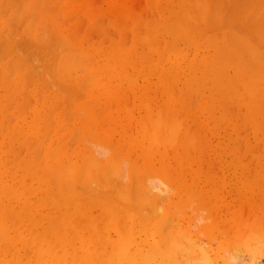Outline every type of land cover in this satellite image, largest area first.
I'll use <instances>...</instances> for the list:
<instances>
[{"label": "rangeland", "instance_id": "374dc122", "mask_svg": "<svg viewBox=\"0 0 264 264\" xmlns=\"http://www.w3.org/2000/svg\"><path fill=\"white\" fill-rule=\"evenodd\" d=\"M46 1H49V0H41V2H40V0H0V8H1V6H3L1 9H0V34H2L3 35V38H2V36L0 37V40H1V38H2V40H1V45H0V68H1V65H3V66H6L4 69H3V66H2V71H1V69H0V75H4V73H6L7 75L9 74H13L14 73V71L12 70V69H14L15 70V68H16V70L18 71V72H20V75H19V73L18 72H16V70H15V75H10L9 76V78H10V80L8 79V78H6L5 79V77H7V75L5 74L4 75V78H3V76H0L1 78H0V81L3 79V81H1L0 83V85H3L4 87H5V83H8L9 81V86H11L10 85V83L13 85L15 82H12L11 81V79L13 78L14 80H21V82H19V84H21V85H18V86H21V88L23 89L24 88V86L22 87V84L24 85V83H26L27 84V87L25 86V88H26V92H25V90L23 91L21 88H19L18 87V89L21 91V92H23V94H24V92H25V95L24 96H22L23 94L22 93H20L19 94V90H17V84L15 83L14 85L16 86V88L14 87V86H11V87H9V86H7V87H9V89L10 90H6V88H4L3 89V91H1L2 90V88H3V86H0V95H1V98H3V95L5 94V92H6V94L9 96V94H10V92H11V88H13L12 89V92H11V94H12V96H13V93H16L15 91L17 90L18 91V94L16 93L15 95H20V96H14L13 98H14V100H17L18 102H19V104H20V106H21V103H20V98H23V100L25 99V101H24V103L22 104V106L21 107H25V104L26 105H28L29 106V108H27V107H25V109H20V107L19 106H17V107H19V111H18V113L20 112V110H21V112H20V114L21 113H25V112H28L29 111V115L33 118V116H35L34 117V120L36 121L37 120V118H39V117H42V118H40L42 121H43V119H44V117L46 116V117H48L47 115L49 114V112H50V109L52 108V107H49L48 105H52V104H54L55 103V105H56V107H55V105L53 106V108H56L57 110H55V111H53V109H51L52 111L51 112H53L54 113V115L50 112V114H52L51 116H50V118H49V120H50V122H49V125H51V119H52V121H54V120H56V122L58 123H53L52 125H54V129H56L57 131L58 130H62L61 132L63 133V132H66L65 131V129L67 128H71V129H76V127L78 126L79 128H80V126H82L83 125V123H85V122H83V120L82 121H79V123L80 124H78V122L77 121H75V120H77V119H84V117H82V116H86L85 115V113H83V115L81 114L82 113V111L81 110H83V109H81L80 111V113L78 112V109H80V108H78L77 110H76V108L78 107V106H80L81 105V107H86L88 104H86V105H84V106H82V104H85V102L83 103V101H85V100H83L84 99V97L86 98H88L89 96H90V98H91V100H94V95H93V91H95L96 89H97V87L99 88H101V87H104L105 85V83L107 84V83H109V82H111L110 83V87H109V85L108 86H106V87H104V88H106V90H108L109 89V95H108V97H107V99L105 98V100H104V96L107 94V93H105L104 94V96H102L103 94H102V92L101 91H104L105 89H100V91L97 89V91H98V93L100 94V96H102V99H103V103H102V105H100V103L102 102V100L100 99L101 97H99L98 98V96H99V94L97 93V91H95L96 93H94V94H96V98L97 99H99V101H97V99L95 98V104H97V105H94V109H93V111H96L97 109V113H99L100 115H99V119L101 120V118L103 119V117L106 115V117H107V114L108 113H111L112 112V110L110 111L109 110V106H108V104H110V103H114V102H112L113 101V99H111V97H113V98H115L114 99V101L116 100V101H118L117 102V104L120 102L121 104L123 103V107L125 106V102L128 100L127 99V97H131V102L132 103H134V104H139L140 105V103L143 105V103L145 102V106H146V103L147 104H150V105H147L146 107H147V110L149 109V111H150V113H151V111H152V113H154V110H157V108L156 109H154L153 107H154V104L155 105H158L159 103H161V102H163V101H161V100H167V98H164L162 95H165V93L164 92H166V91H164L163 92V89H165V85H166V88L168 87V84H167V82L169 83L170 81H171V79H173V78H175V80L172 82H170V83H175V82H179L180 80L179 79H181V81H182V78L181 77H183L184 76V78H183V80H185L187 83L189 82V83H191L192 81L191 80H193L194 79V77L195 76H193V74L191 73V72H193L194 71V69L196 68V70H198V71H202L203 69H206V68H204V67H206V65L208 66L207 68H208V71L209 70H213L214 68L217 70V69H219V70H215V71H213V75H212V77H211V75H208L209 77H211V79H213V80H217V81H215V84H216V86H214V88H213V86H212V89H213V91H216V89H215V87L217 88V89H224V91L222 90V92H225L226 91V88H222V86L220 85V88H218V80H220L221 82V84L222 85H226L225 84V82L227 83V82H231V77H232V74H233V72L235 71V69L234 68H236V71H237V73H238V70H243L241 67H239L240 69H238L237 68V66H235L233 63H235L236 61V59H234L236 56V54L238 53V52H240L239 51V49L241 50V52L240 53H238L237 54V57L238 56H241V53H242V51H243V57H242V60H240L239 61V66L241 65L240 64V62L241 61H243V59H245L246 61H248V58H249V56H251L250 54L252 53L251 52V45L253 46V47H255L256 48V50H258V51H260L259 53H260V55H263L264 56V43L262 44V42L261 41H263L264 40V38H262L263 36L261 35V33H262V31H263V29H264V6H262L263 4H262V0H257L256 1V4L253 6H251V4H253V1L255 2V0H252V1H250V0H208V2H207V4L206 5H204L205 4V2H206V0L204 1V0H199L200 2H203V3H201L200 5H202L201 6V10L199 9V11L200 12H202L203 14H200V17H199V15H198V17H199V21H198V24L196 23V20L194 21V17L196 16L195 14V16L193 17L192 16V14L190 15V16H192L193 18L190 20V19H188V20H190L191 22H193L195 25H197V26H195V25H193V26H195L196 28H197V30H199V33H198V31L195 29V27H194V29H192L191 30V27H190V25H191V22H189V31H191V32H189L188 31V35H189V37L188 38H190L191 36V39H188V40H192V38L194 39V35L195 36H199L201 39H203V40H201L199 37H197V40H196V37H195V42H194V44L192 43L193 41H186L187 42V44H186V42H185V40H186V36H185V40L184 39H182V40H179L178 39V41H177V39H174V37H171L170 38V36H173V33L170 35V33L167 35V34H163V32L164 31H166L167 33L169 32V30L168 29H172V27H174V28H177L179 25L177 24V20L179 21H181V20H183V15H182V12L183 13H185V15H186V12H184V10H186V8L188 9V8H190L191 7V9H192V6L194 7V8H196V13H197V8H198V3H199V1L198 0H185V2L187 1V2H189L188 3V5H189V7H188V5L186 4V3H184V5H187L186 7H184V8H182L181 7V12H180V10H178L179 8H178V5H177V7H176V3L177 4H180V1L179 0H63V1H61V0H56V1H58V2H60L61 1V3H59V5H58V2H54L55 0H51L50 2H49V4L46 2ZM179 3H178V2ZM198 1V3H197V7H195L196 6V2ZM210 1H212V2H216V3H212V2H210ZM259 1V3H258V6H257V2ZM39 2H40V4H39ZM43 2H46V3H44V5H43ZM150 2V3H149ZM168 2V3H167ZM183 2H184V0H183ZM183 2L181 1V3H182V5H183ZM247 2V3H246ZM36 3V4H35ZM56 3V4H55ZM160 3V4H159ZM174 3V4H173ZM193 3H195V5H192ZM214 5V7L216 6V5H218L217 7L219 8H217L218 10H216V8L215 9H213L211 12L209 11L210 9H212V4ZM246 3V4H245ZM5 4H7V6L5 5ZM8 4H10V5H8ZM46 4H47V6H46ZM53 4H54V7L55 8H53ZM148 4V5H147ZM149 4H150V6H149ZM163 4H164V6H163ZM211 4V8L209 7V5ZM222 4V5H221ZM262 4V5H261ZM5 5V6H4ZM12 5H13V7H12ZM19 5V6H18ZM40 5V6H39ZM56 5V6H55ZM58 5V6H57ZM63 7H62V6ZM159 5V6H158ZM192 5V6H191ZM199 5V6H200ZM261 5V6H260ZM11 6V7H10ZM17 6V7H16ZM22 6H24V7H22ZM33 6H39V7H33ZM42 6H44V7H46V9L44 8V7H42ZM51 6V9L49 8ZM59 6H61V7H59ZM168 6H169V8H168ZM205 6L207 7V9H205ZM4 7H7V10H9V11H7V10H5L6 8H4ZM11 9H10V8ZM41 7V8H40ZM58 7V8H57ZM67 7V8H66ZM203 7H204V9L206 10H204L203 9ZM250 7L254 10V11H252L251 12V9H250ZM255 7V8H254ZM256 7H257V9H256ZM262 7V8H261ZM12 8H14V10L12 9ZM22 10H20V9ZM24 10H23V9ZM37 8V9H36ZM42 8H44L45 10H47L48 8V11H45V10H43ZM53 8V9H52ZM154 8V9H153ZM161 8V9H160ZM200 8V7H199ZM26 9V10H25ZM38 9H39V11H38ZM43 11H41V10ZM58 9V10H57ZM160 9V10H159ZM167 9V10H166ZM174 9V10H173ZM190 9V10H191ZM19 10V11H18ZM31 10H36V11H34L33 13L31 12ZM51 10V13L49 12ZM57 10V11H56ZM62 10V12L60 13V11ZM158 10V11H157ZM176 10L178 11V12H176ZM189 10V9H188ZM204 10V11H203ZM214 10H216V12H215V15H213V13H214ZM248 10H249V13H251L250 15L248 14V13H246V12H248ZM21 11V15H20V12ZM25 11H27V13H29V14H26L25 13ZM40 11H41V13H40ZM55 11H56V13H55ZM59 11V13H57ZM127 11H128V13H127ZM173 11V12H172ZM218 11V12H217ZM257 11V12H256ZM258 11H260V13H258ZM14 12V13H13ZM36 12V13H35ZM45 12H48V13H46L45 14ZM91 12V13H90ZM114 12V13H113ZM189 12L190 11H188L187 12V14H189ZM191 12L192 13H194V10L192 11L191 10ZM199 12V13H200ZM210 12V13H209ZM220 12V13H219ZM221 12H222V14H221ZM3 13V14H2ZM11 13H13L12 15H11ZM16 13V14H15ZM31 13V14H30ZM38 13V14H37ZM39 13H40V15H39ZM44 13V14H43ZM55 13V15H54V17L52 18V15ZM175 13H177L178 15L180 14V15H182L181 17H182V19H180V15H179V19H178V16H176L175 15ZM216 13H217V15H216ZM247 15H249V16H247ZM2 14V15H1ZM5 14V15H4ZM33 14V15H32ZM52 14V15H51ZM59 14V15H58ZM144 14V15H143ZM205 14V15H204ZM220 14V15H219ZM16 15V16H15ZM22 15H25L26 17H24L23 18V16ZM39 15V16H38ZM43 15H48L47 16V18L46 17H44ZM145 15H146V17L148 16V20H152V21H148L147 20V18L146 19H144L145 18ZM163 15V16H162ZM172 15V16H171ZM220 17H219V16ZM230 15H231V17H230ZM258 15H260L259 17H257ZM27 16H28V18H27ZM36 18H35V17ZM79 16V17H78ZM142 16L144 17V18H142ZM156 16H157V19H156ZM174 16V17H173ZM175 16H176V19H175ZM189 16V15H188ZM187 16V17H188ZM203 16V17H202ZM205 16V17H204ZM208 16V19L206 18ZM212 16V17H211ZM213 16H214V18H213ZM215 16H218V18L216 17L215 18ZM241 16V17H240ZM254 16H255V19H254ZM263 16V17H262ZM2 17V18H1ZM19 19H18V18ZM30 17V18H29ZM32 17H34V19L32 18ZM38 17H42V21H40L41 20V18H40V20H39V18ZM61 19H60V18ZM108 17V18H107ZM168 19H167V18ZM249 17V19H244V18H248ZM12 18V19H11ZM15 18V19H14ZM16 18H17V20H16ZM57 18H58V20H57ZM123 18V19H122ZM131 18V19H130ZM201 18V19H200ZM205 18V19H204ZM211 18H213V20H214V22H215V28L213 27L214 26V24H213V20L211 19ZM223 18V19H222ZM251 18V19H250ZM4 19V20H3ZM24 19H27V20H25V22H24ZM38 19V20H37ZM44 19V20H43ZM47 19H53V21H55V23L53 24V21H51V20H47ZM108 20V21H106V20ZM109 19H112V21L111 20H109ZM134 19V20H133ZM169 20L170 19V21H167V20ZM204 19V20H203ZM217 19V20H216ZM218 19H220L219 20V22H221L220 24L218 23ZM230 19H232V20H230ZM239 19H241V21H242V19H244V20H247L246 21V23H244V21H243V23L241 24L240 23V20ZM260 19V20H259ZM6 20V21H5ZM9 20H10V22H9ZM13 20V21H12ZM32 20V21H31ZM36 21L35 23H34V21ZM57 20V21H56ZM105 20V21H104ZM119 20V21H118ZM163 20H165V21H163ZM173 20H176V21H173ZM187 20V21H188ZM207 20V22H203V21H206ZM229 20L231 21L230 23H229ZM234 20V21H233ZM11 21L13 22V23H11ZM14 21H15V23H14ZM27 21V22H26ZM31 21V22H30ZM133 21V22H132ZM149 24L150 22H154V23H150L149 25H147V23ZM161 21H163V24H159ZM185 21H186V19H185ZM209 21V22H208ZM238 21H239V23H238ZM5 22V23H4ZM58 22V23H57ZM103 22H107L108 24H110V26L109 27H107L108 26V24H107V26L103 23ZM170 22V24H168ZM175 22H176V25H178V26H176L175 27ZM181 22H183V21H181ZM211 22H212V24H211ZM222 22H224V24L222 23ZM233 22V23H232ZM236 22V23H235ZM43 24V25H41V24ZM120 23V24H119ZM142 24L141 26H139V24ZM144 23V24H143ZM166 23H167V25H169V26H167L166 25ZM179 23V22H178ZM204 23V25L201 27V25L200 24H203ZM207 23V24H206ZM212 25V27H210L209 25L210 24ZM216 23H218L217 25H218V27L220 28L221 27V29L223 30V31H221V29L219 30V28L217 27V25H216ZM258 23V24H257ZM12 24V25H11ZM33 26H32V25ZM53 24V25H52ZM126 24H128V25H126ZM156 24V25H155ZM180 24V23H179ZM182 24H185V23H182ZM182 24L180 25L181 26V28H183L184 27V25L182 26ZM209 24V25H208ZM247 24H248V26H247ZM24 25V26H23ZM52 27H51V26ZM126 25V26H125ZM157 25H159V27H157ZM161 25V26H160ZM163 25V26H162ZM165 25V26H164ZM170 25H173L172 27L170 26ZM187 25V24H186ZM187 25V26H188ZM191 25V26H192ZM206 25V26H205ZM208 25V26H207ZM230 25V26H229ZM43 26V27H42ZM48 26V27H47ZM104 26H106V27H104ZM139 26V27H138ZM145 26H147L146 27V29H144L145 28ZM150 26V27H149ZM154 26H155V28H154ZM192 26V27H193ZM198 26L199 27H201L200 29L198 28ZM4 27H6V28H4ZM7 27H9V28H7ZM30 28V29H24V28ZM34 27V28H33ZM42 27V28H41ZM44 27H45V29H44ZM99 27H101V29H99ZM116 27H117V29H116ZM125 27H127V28H125ZM136 27H138L137 28V30H135V28ZM144 27V28H143ZM151 28V31H147L149 28ZM165 27H167L166 28V30L164 29ZM169 27V28H168ZM206 27H207V31H205L206 30ZM210 27V28H209ZM235 27V28H234ZM35 30H33V29ZM106 28V29H105ZM121 28H122V31H121ZM154 28V29H153ZM161 28L163 29V30H161ZM203 28V29H202ZM217 28V29H216ZM224 28V29H223ZM226 28V29H225ZM255 28V29H254ZM24 29V30H23ZM39 29V30H38ZM97 29H99V30H97ZM120 30V32L119 33H117V30ZM141 29V30H140ZM171 29H170V32H171ZM205 29V30H204ZM210 29V30H209ZM211 29H213V30H211ZM214 29H216V30H218L219 31V33H218V31L216 32H214L213 33V31H214ZM228 29V31H226ZM231 29V30H230ZM25 30H27V32H31V33H27V32H25ZM29 30V31H28ZM40 30H41V32H40ZM49 30V31H48ZM113 30H116V32H115V36H113L112 35V32H114ZM118 30V31H119ZM139 30V31H138ZM146 31V32H141V31ZM153 30V31H152ZM168 30V31H167ZM175 30V29H174ZM177 30V29H176ZM203 30V31H202ZM249 30V31H248ZM259 30H261V31H259ZM4 31H6V32H4ZM8 31V32H7ZM12 31V32H11ZM51 31V32H50ZM98 31H100V32H98ZM102 31H103V33H102ZM134 31V32H133ZM194 31H195V33H194ZM228 33L229 31L232 33V35H233V33H237V36L239 37V38H241V39H238V37L236 38V37H234L235 35H231V33L230 34H227L226 32ZM240 31V32H239ZM252 31V32H251ZM10 32V33H9ZM39 32V33H38ZM49 32V33H48ZM56 32V33H55ZM129 32V33H128ZM154 32V35H152L151 33H153ZM156 32V33H155ZM159 32H160V34H159ZM176 32H178V33H176V34H179V32H180V30L179 31H176ZM184 32V31H183ZM187 32V31H186ZM206 32V33H205ZM211 32V33H210ZM222 32H223V34H222ZM261 32V33H260ZM26 33V35H24ZM139 33H141V34H139ZM148 35V33L149 34H151L152 35V43H153V45H151L152 43L150 42V40H149V43H150V47L151 46H153V49H154V54L155 55H153L152 53H151V50H148V48H146L145 47V43H141V41L142 40H144V39H142V40H140L142 37L140 36V35H145L146 36V34ZM190 33H191V35H190ZM193 33V34H192ZM213 33V34H212ZM258 33H260V34H258ZM13 34V35H12ZM17 34V35H16ZM29 34H32V36H30ZM105 34V35H104ZM114 34V33H113ZM174 34H175V32H174ZM181 34V33H180ZM196 34H198V35H196ZM201 34H203V35H201ZM225 34V35H224ZM252 34V35H251ZM257 34V35H256ZM24 35V36H23ZM45 35H47L48 37H46ZM130 35V36H129ZM136 35V36H135ZM182 35V34H181ZM184 35V34H183ZM218 35V36H217ZM220 35V36H219ZM228 35V36H227ZM230 35H231V37H230ZM262 37H261V36ZM11 36V37H10ZM26 36H30L29 38H26ZM41 36H43V37H41ZM54 36V37H53ZM76 36V37H75ZM153 36L155 37V39H156V41L154 40V38H153ZM162 36V37H161ZM169 36V37H168ZM214 36V37H213ZM222 36V37H221ZM224 36V37H223ZM15 37V38H14ZM41 37V38H40ZM63 37H65V38H63ZM115 37V38H114ZM136 37V38H135ZM147 37V36H146ZM150 37V36H149ZM206 37V38H205ZM207 37L209 38V40L207 39ZM234 37V38H233ZM21 38V39H20ZM66 39V41H68L67 43L65 42V45L63 44L64 42L62 41V39ZM76 38V41H77V43H76V41L74 40V39ZM78 38H80V39H78ZM110 38V39H109ZM179 38V37H178ZM181 38H183V36L181 37ZM180 38V39H181ZM222 38H224V39H222ZM226 38H228V39H226ZM243 38V39H242ZM245 38V39H244ZM260 38V39H259ZM6 39V41L5 42H3L2 43V41H4ZM13 39V40H12ZM31 39V40H30ZM78 39V40H77ZM170 39V40H169ZM200 39V40H199ZM212 39V40H211ZM223 40L224 41V43L221 41H216V43H217V46L219 47L218 49H217V47H215L216 45L214 44V48L212 49L211 48V50H212V54H213V50H214V53H216L217 51H220V47L222 46V48H223V46H225V45H222V44H227L228 43V41L230 42V43H228L229 44V46H232L233 44H235L234 45V47H235V49H236V51H237V53H235L234 54V47L232 46L231 48L229 47V49H231V51L228 49V51H230V52H232V51H234L233 53H230V52H228L229 53V55L230 56H226L225 58L226 59H221V60H219L222 56H225L227 53L224 51V53H226L225 55H218L221 51H223V49L220 51V52H218V57H219V59H217V62H218V60H219V65H220V63H221V61H222V63H221V67H222V64H226V63H224V61H226L228 64H226V66H228L227 68H229V70L228 69H226V67L224 66L223 68H225V69H220V67H218V64H216L215 65V63H217L216 62V60L214 59V64H212V62H211V64L212 65H214V67L211 69V67L212 66H210L211 64H208L211 60H209V62L207 61V58L206 59H204L205 57H208V55H209V53L211 52V50L209 51V49H208V52L206 51V49L207 48H205L204 47V45L205 44H207L206 42L208 41V43H209V41L210 42H214L215 40ZM238 39V40H237ZM247 39V40H246ZM259 39V40H258ZM263 39V40H262ZM9 40V41H8ZM106 40H107V42H106ZM175 40V41H174ZM184 40V41H183ZM206 40V41H205ZM214 40V41H213ZM225 40H226V42H225ZM239 41V42H241L242 44L244 43V41L242 42V40H245V42H246V44H250V45H248V46H250V47H248L247 46V48H250V49H246L245 48V46H244V44L243 45H241V43L239 44V42H236V41ZM253 40H255V41H253ZM37 41H38V43H37ZM60 41V42H59ZM75 41V42H74ZM126 41V42H125ZM137 41H139L140 42V45L137 43ZM153 41H155V42H153ZM171 41V42H170ZM178 42L179 44V47L176 45L175 47L176 48H181L180 50V52H182V55H183V53L186 55H181L182 57H181V59H179V55L177 56V59H175V58H173V56H174V45H175V43L173 44V42ZM182 41V43H180V42ZM201 41V42H200ZM203 41H205L204 42V44H203ZM128 42V44L127 45H125V47H123L122 45H124V43H127ZM145 42H146V40H145ZM188 42H191L190 44H188ZM196 42H198L199 43V47L196 45V44H198V43H196ZM235 42V43H234ZM70 43V44H69ZM73 44V46H72V44ZM99 43H100V46H99ZM162 43H163V45H162ZM167 44V43H171V49L169 50V51H171L172 49H173V52H172V54H170V55H168V58L167 57H164V56H162V55H167L166 53H168L169 51L167 50V49H169L170 47H169V44H168V46H166L165 44ZM196 43V44H195ZM201 43H202V45H201ZM215 43V42H214ZM221 43V44H220ZM237 43H238V45H237ZM121 44V45H120ZM147 44V43H146ZM154 44L155 45H157V46H155L154 47ZM160 44V45H159ZM191 44H192V46H191ZM210 44V43H209ZM227 44V45H228ZM231 44V45H230ZM245 44V45H246ZM66 46L67 45V47H65L64 48V46ZM69 45L71 46L70 47V49L74 52H72V53H70L71 52V50L70 49H67L68 47H69ZM76 45L78 46V47H76ZM85 45V46H84ZM158 45H159V48H158ZM162 45V46H161ZM187 45V48H185V46ZM190 45V47L188 48V46ZM220 45V46H219ZM225 46V47H228V46ZM5 46V47H4ZM61 46V47H60ZM99 46V48H97ZM111 46H112V48H111ZM118 46V47H117ZM120 46H122V47H120ZM142 46H144V47H142ZM147 46V45H146ZM148 46V47H149ZM167 47V51L168 52H163L161 49H163L164 47ZM240 46H244L243 48H244V50H243V48L242 47H240ZM107 47V48H106ZM163 47V48H162ZM240 47V48H239ZM7 50H6V49ZM74 50H73V49ZM103 49V51H102V49ZM109 48V49H108ZM113 48H114V50H113ZM121 48V50L122 49H124V51H120L119 49ZM126 48V49H125ZM129 48V49H128ZM143 48L145 49L143 52H144V54L146 53L145 51H147V52H149V53H146L145 54V56H146V58L144 57V55L142 56L141 54H143V53H138L139 52V50H143ZM175 48V49H176ZM204 48H205V50H204ZM239 48V49H238ZM259 48V49H258ZM81 50V52H83V53H79V55H78V50ZM157 49H158V51H157ZM194 49V50H193ZM217 49V51L215 52V50ZM234 49V50H233ZM248 51V50H250L249 52H251V53H249L248 55L247 54H245L244 52L246 51V50ZM69 50V51H68ZM82 50H84V51H82ZM135 50L137 51V52H135ZM159 50H161V52H163V54H160L161 55V58H159V56L157 55L156 56V53L155 52H160ZM177 50V49H176ZM205 52H204V51ZM224 50H227V48L225 49L224 48ZM255 50V49H254ZM89 53H87V52ZM120 51V52H119ZM202 51V52H201ZM258 51H256V53H257V55H259V53H258ZM68 54L69 53V55H67L66 53ZM75 52L77 53L76 55H75ZM135 52V53H134ZM142 52V51H141ZM160 52V53H161ZM177 52V51H176ZM175 52V54H178V53H176ZM179 52V53H180ZM186 52V53H185ZM207 52V53H206ZM15 53V54H14ZM102 53V54H101ZM134 53V55H132L131 56V54H133ZM150 53L154 56V58H153V56L151 55L150 56ZM170 53V52H169ZM194 53V54H193ZM221 53H223V52H221ZM71 54V55H70ZM81 54V55H80ZM92 54V55H91ZM96 54H97V56L99 55V57L100 58H98L97 59V56H96ZM123 54V55H122ZM148 54H149V56H148ZM159 54V53H158ZM196 54V55H195ZM212 54L210 53V56L211 57H208V58H211V59H213V58H216L215 56V54H213L214 55V57L212 56ZM245 54V55H244ZM255 54V53H254ZM82 55H84V56H88L90 59L89 60H91L90 61V63H89V65H88V67H87V64H88V62H89V60H88V58H86V60L84 59V56H82ZM103 55V56H102ZM126 55H127V57H126ZM172 55V56H171ZM259 55V56H260ZM64 56V57H63ZM83 58H82V57ZM116 56V57H115ZM133 57V59L132 58H130V57ZM188 56V57H187ZM233 56H234V58H233ZM248 58H247V57ZM253 56V55H252ZM256 56V55H255ZM75 57H77V58H75ZM115 59H114V58ZM119 57H121V58H119ZM150 57H152V61H153V59H154V61H155V63L157 64L159 61H163L164 63H163V71L165 72L167 69H169L170 70V75L168 74V72H167V75H169L168 77H170L169 79L167 78V75L166 74H164V72H161L162 71V67L160 66L161 64H162V62H161V64H160V62H159V64H157V65H155L156 67V69L159 71V73H157V70L155 69V68H153V65L150 67V66H148L147 67V64H145V66L147 67V70H151L150 72L149 71H147V72H145V71H140V68L141 69H143V65L142 64H144V61H145V59H148L149 60V58ZM183 57H185L184 59H185V61L182 59ZM199 57H200V60H199ZM202 57V58H201ZM213 57V58H212ZM217 57V58H218ZM229 58V61H227V59ZM236 57V58H237ZM257 57L258 56H256L255 58H253L254 59V61L256 62L257 61ZM2 58V59H1ZM61 58V59H60ZM82 58V59H81ZM95 58V59H94ZM131 60V61H129V59ZM145 58V59H144ZM155 58H156V60H155ZM175 59L176 60V62H177V65L176 64H174L173 65V67L172 66H169L168 67V65H172V62L174 61V60H172V62H171V60H169L170 61V63L168 64V59ZM187 58V59H186ZM193 58V59H192ZM196 58H197V60L200 62H202V60L204 59V60H206V61H203V65H201V62L199 63V65H192V63H194V62H192V63H190L191 62V60L192 61H195V63L197 62V60H196ZM223 58V57H222ZM241 58V57H240ZM258 58H260V61H261V59L263 58H261V56L260 57H258ZM69 61H68V60ZM75 59V60H74ZM77 59V60H76ZM80 59V60H79ZM135 59V60H134ZM159 59H161V60H159ZM164 59H166V60H164ZM231 59H234V60H232L231 61ZM237 59H239V58H237ZM63 60V61H62ZM82 60H85V62H83ZM178 60V61H177ZM188 62H187V61ZM244 60V65L242 66V67H246L245 68V70H246V73L244 72V70L243 71H241L240 70V73L241 72H243L244 73V76H245V74H247L246 76L248 77V79L245 81L244 79H245V77H244V79H243V81H245V83L246 84H243L244 82L243 81H241V82H243V83H241L239 80L241 79V77H243L242 76V73L239 75V73H238V76L240 77H238V79L239 80H237L236 79V81H239L238 82V84H240L241 83V86L239 87L240 88V90H245V88H243L242 86H244V85H246V87L248 86L247 85V82H249L250 81V79H251V77H250V75L252 74H254V73H256V75L257 76H255V74H254V78L255 77H259L258 75V73H261V72H259L258 70H264V65L263 66H261V65H257V62L259 61H257L256 63L254 62V64L251 62V61H248V63L246 62ZM249 60H252L251 59V57L249 58ZM66 61V62H65ZM75 61L77 62V63H75ZM83 62V64H82V62ZM116 63H115V62ZM120 61L122 62L121 64H120ZM143 61V62H142ZM151 61V62H152ZM153 61V62H154ZM181 61H182V63H181ZM184 61V62H183ZM213 61V60H212ZM23 64H22V63ZM68 62V63H67ZM104 64H103V63ZM140 62H142V64L140 63ZM146 62V61H145ZM149 62H150V60H149ZM179 62V63H178ZM204 62H208V63H205V66H204ZM229 62H231V65L229 64ZM263 62V61H262ZM261 62V63H262ZM12 63V64H11ZM82 66H79L80 68H81V70H83V72H81V74L79 73L80 72V68H77L76 66L77 65H79V64ZM85 63H87V64H85ZM107 63H108V65H107ZM133 63V64H132ZM137 63H139V64H137ZM186 63V64H185ZM236 63H238V61L236 62ZM252 63V64H251ZM264 63V62H263ZM262 63V64H263ZM5 64V65H4ZM61 64V65H60ZM66 64H72V66H73V69H72V66H71V68H68V66L69 65H67V67L65 68V66H66ZM111 66H110V65ZM127 64V65H126ZM135 64H137V65H135ZM154 64V63H153ZM181 64V65H180ZM191 66H190V65ZM233 64V65H232ZM247 64H248V66H247ZM251 64V65H250ZM11 65V66H10ZM17 65V66H16ZM83 65H86V67H83ZM106 65V66H105ZM121 65V66H120ZM126 65V66H125ZM133 65V66H132ZM141 65V66H140ZM148 65H150V63H148ZM158 65H159V68H157L158 67ZM183 65L184 66H186L185 68L186 69H184V67H183ZM188 65H189V68L190 69H192L191 71L188 69ZM203 66V69L201 68V66ZM230 65V66H229ZM253 65L254 66H256L257 68L258 67H260V68H258V70H255L254 68H256V67H253ZM59 66H61L60 67V69H59ZM101 66V67H100ZM102 66H103V68H102ZM109 66V67H108ZM140 66V67H139ZM144 66V68H146ZM175 66L177 67V69H178V67L179 66H181L180 68L181 69H184V72H183V74H182V70L181 69H179L178 70V72L179 73H177V69H176V71H175ZM192 66H194L193 68H192ZM198 66H200L199 68H197ZM216 66V67H215ZM235 66V67H234ZM251 66V67H250ZM23 67H24V69H23ZM64 67V68H63ZM70 67V66H69ZM118 67H120V68H118ZM127 67V68H126ZM132 67V68H131ZM134 67H139V71H140V73L138 74V72L139 71H137V69L135 70V68ZM160 67H161V69H160ZM164 67H166V68H164ZM172 67V68H171ZM209 67H210V69H209ZM230 67H231V69H230ZM253 67V68H252ZM12 68V69H11ZM19 68V69H18ZM62 68H63V70H62ZM76 68V69H75ZM83 68V69H82ZM86 68V69H85ZM89 69V71H88V69ZM106 68H109V73H108V71H107V69ZM110 68H111V70H110ZM126 68V69H125ZM128 68H130V69H128ZM254 69V71L252 70V69ZM7 69H9V70H7ZM28 71H27V70ZM31 69V70H30ZM68 69H69V71H70V75L72 74V76H70V75H68ZM77 69H79L78 71H77ZM92 69V70H91ZM119 69V70H118ZM120 69H121V72H122V74H120L121 75V77L119 78V72H120ZM125 69V70H124ZM155 69V71H156V73H154L155 71H152V70H154ZM166 69V70H165ZM173 69V70H172ZM200 69V70H199ZM12 70V71H11ZM22 70H24L23 72H22ZM60 70V71H59ZM66 70V71H65ZM72 70H76V71H72ZM86 70V71H85ZM94 70H96V72L94 71ZM100 70V71H99ZM118 70V73L116 74V76H115V73H116V71ZM124 72H123V71ZM127 70V71H126ZM143 70H145V69H143ZM168 70V71H169ZM174 71V73H173V75H171L172 74V71ZM190 71V72H188V71ZM224 71V73L226 72V75L227 76H229L231 79H229V77H226V79L228 78V80H225L224 79V81H223V79H217L214 75H215V72H216V74H218V71L219 72H221V71ZM251 70V71H250ZM262 70V71H263ZM90 73V75L88 74V72ZM110 71L112 72V73H110ZM136 71H137V74H136ZM187 71V72H186ZM198 71H194L195 73H196V77H198ZM205 72V75L204 76H202V72ZM199 75H201L200 76V78H202L201 80L203 81V82H200L201 80H196L194 83H191L192 84V88L190 87V89L191 90H193L194 91V88L196 89V90H200V89H202V91L204 92V94L202 95L201 94V90L199 91L198 90V92H199V94L200 95H202V97L200 98L199 96H198V99H200L199 100V102L198 103H200V106L202 107L203 105V103L201 104V102H203L204 100L206 101H210V99L211 98H213V99H215L216 101H218L219 102V98H217L218 97V93H219V91L217 90L215 93H217L216 95H214L215 97H212L213 96V94H211L209 97H210V99L208 100V98H207V95H209V94H207L206 92H208L207 90H208V86H210L209 85V83L211 84V82H213V80L212 81H210L211 79H207V78H209V77H207L206 75V73H207V69L206 70H203ZM235 71V72H236ZM250 71V72H249ZM25 72H27V74L25 73ZM31 72V73H30ZM56 72H60V74H57ZM73 72V73H72ZM102 72H105V74L103 75V73ZM113 72H115L114 74H113ZM120 72V73H121ZM126 72V73H125ZM149 72V74H148V76H147V73ZM232 72V73H231ZM252 72V73H251ZM106 73H108V74H112V75H114L113 76V79L111 80V78H112V75H108V74H106ZM124 73V74H123ZM130 73H132V74H130ZM178 75H177V74ZM188 73H189V75H188ZM209 73V72H208ZM212 72H210L209 74H211ZM249 73V74H248ZM24 74H26L25 76H22V75H24ZM66 74V75H65ZM78 74V75H77ZM87 74L89 75V77H91V79L87 76ZM95 74H97V76L99 75L100 77L101 76H104V77H106L107 75L109 76V78H107L106 77V80L107 81H105V80H103L102 81V78H104V77H101V78H98L99 79V81L98 80H96L97 79V77L95 78V76L94 75ZM102 74V75H101ZM134 74V75H133ZM141 74L144 76H141ZM150 74H152L151 75V77H149V75ZM156 74V76L155 77H158V75L157 74H161V75H163L164 74V76L166 77V79L165 80H167V82H164V79L162 78V77H164V76H159L160 78L158 79V78H155L154 77V75ZM174 74H176L177 75V77H173L174 76ZM186 74H187V76H188V78H187V76H186ZM223 74V73H222ZM236 73H234V76L233 77H235L236 75H235ZM264 74V73H263ZM57 75L60 77V80H59V77H58V79H57ZM61 75H63V76H61ZM84 75V76H83ZM122 75H124V77L122 76ZM147 77H146V76ZM175 75V76H176ZM180 75V76H179ZM192 77H191V76ZM195 75V74H194ZM219 75V74H218ZM218 75H216V76H218ZM225 75V74H224ZM249 75V76H248ZM15 76H19V79H17ZM68 76H69V78H68ZM93 76H94V78H93ZM110 76H111V78H110ZM134 77V78H130V77ZM136 76V77H135ZM172 76V77H171ZM215 77V79H214V77ZM220 76V75H219ZM218 76V77H219ZM20 77H21V79H20ZM24 77V78H23ZM27 77H28V79H27ZM71 77H72V79H71ZM118 78L119 80H121V81H123L124 83H122V82H119V81H117L116 79L114 80V78ZM130 78V80H132V82H133V87H135V86H137V87H135V89L132 87V85L130 86V85H128V78ZM141 77L142 78H144V79H141ZM178 77H179V79H178ZM193 78V79H189V78ZM221 77V76H220ZM250 77V78H249ZM262 76L260 75V78H261ZM65 78V79H64ZM94 79V81H96V82H98L97 84H98V86L94 83H91V82H93L92 80ZM121 78H123V80L121 79ZM162 78V79H161ZM199 77H198V79H200ZM204 78H206V81H207V83L204 85L203 83H205L206 81H205V79ZM236 78V77H235ZM252 78H253V76H252ZM253 78V79H254ZM260 78H255L254 79V85L256 84L255 82L256 81H258V83H260L259 82V80L258 79H260ZM262 78H264V75H263V77ZM261 78V79H262ZM22 79H25V80H22ZM62 79L63 80H65V82L63 83V81H62ZM82 80L81 82H84V85H82V83H79V81L80 80ZM87 79H89V80H91V82L88 84V82L86 83V84H88L89 86H90V84H93V85H95L94 87L96 88L95 90H92L91 89V87H93V86H91V87H89L88 85H87V87L85 86V81H88ZM105 79V78H104ZM109 79H110V81H109ZM155 79L158 81V83L157 82H155ZM186 79H189L190 81H188V80H186ZM261 79H260V81H261ZM7 80V81H6ZM74 80V81H73ZM100 80H101V82H100ZM113 80H114V83H113ZM144 80V81H143ZM146 80L149 82V83H151V86L149 85V83L148 82H146ZM163 80V81H162ZM179 80V81H178ZM232 80H234V78L232 79ZM6 81V82H5ZM24 81V82H23ZM72 82L73 81V83H74V85L72 86V85H70V84H73V83H69V82ZM105 81V82H104ZM109 81V82H108ZM127 81V82H126ZM161 82V84H162V87H163V89H162V87H161V85H159V83ZM184 81V83H186ZM194 81V80H193ZM210 81V82H209ZM235 81V80H234ZM235 81V82H236ZM251 81H252V79H251ZM250 81V82H251ZM3 82H5V83H3ZM18 82V81H17ZM67 82V83H66ZM101 83V86L99 85L100 83ZM104 82V83H103ZM118 83V85H119V83L120 84H122V86L121 85H119L118 87L116 86V85H114L113 86V84H115V83ZM131 82V81H130ZM197 82V83H196ZM201 83L200 84V86L201 87H199L198 85H199V83ZM222 82H224V84L222 83ZM235 82H234V84H235ZM248 83L249 85L250 84H252V82L251 83ZM262 82V84L261 85H259V84H257V85H253L252 86V88L254 89L253 91L251 90V88H249V87H251V86H249V87H247V92H250V91H252L254 94H255V87L256 86H260L259 88V90H258V92L260 91L261 92V89H262V85H263V82H264V80L263 81H261ZM77 83H78V87L80 88L81 86H82V91L80 90V92H86V91H89L90 89L92 90H90V92H91V94H90V92H88L89 93V95L88 96H85V93H83L84 94V97H82L81 99H80V97H78L79 96V94H80V96H81V93L79 92H77L76 90L78 89V87H77ZM126 83H127V85H126ZM152 83H154L155 85H154V87H156L157 89H160L159 87H157L156 85H158V86H160L161 87V91L160 90H158V91H153V92H151V91H149L148 92V90L147 89H149L148 88V86H150L151 88L150 89H153L154 90V88H153V85H152ZM170 83H169V85H170ZM186 83V84H187ZM189 83H188V86L186 85V84H183V82H179V83H175L177 86L175 87L176 89H178L179 91V93H176L177 94V97H176V94L175 93H173V94H175V96L173 95V94H170V97L172 98V96H173V99L175 98V102L181 97V98H183V97H185L186 95V90H188L187 88H186V86L187 87H189ZM196 83V84H195ZM214 83V82H213ZM227 84L229 87H231L232 85L231 84H233V81L230 83V84ZM237 83V82H236ZM25 84V85H26ZM81 84V85H80ZM102 84H103V86H102ZM112 84V85H111ZM136 84V85H135ZM143 84H145V89L147 90L146 92H145V90L143 89L144 88V86H143ZM147 84V85H146ZM163 84H164V86H163ZM173 84H171L170 86L173 88H171L172 90H174L175 88H174V85ZM184 86H183V85ZM191 84H190V86H191ZM193 84H195V85H193ZM198 84V85H197ZM215 84H211V85H215ZM237 84V85H238ZM7 85V84H6ZM70 85V86H69ZM76 85V87H77V89H76V87L75 88H73L74 86ZM80 85V86H79ZM141 85V86H140ZM186 85V86H185ZM204 85V86H203ZM227 85H226V87H227ZM236 85V86H237ZM85 86V89L83 88ZM116 86V87H115ZM127 86H129V87H131V88H133L131 91H127V89L125 90L124 89V87L126 88ZM143 86V87H142ZM147 86V87H146ZM194 86V87H193ZM195 86H197V87H199L198 89H197V87H195ZM109 87V88H108ZM118 88V89H116V91H114L115 90V88ZM128 87V89H130ZM141 87V88H140ZM179 87H181V91L184 93L185 92V94H181V96H179V94L181 93V91H180V88ZM183 87H185V89L186 90H184V88ZM205 87H207L206 89L207 90H205ZM241 87H242V89H241ZM245 87V86H244ZM69 88H70V90H69ZM71 88H73V90L71 89ZM108 88V89H107ZM111 88V89H110ZM114 88V89H113ZM122 88H123V90H122ZM210 88H211V86H210ZM209 88V89H210ZM228 88V87H227ZM238 88V87H237ZM248 88H249V90H248ZM258 88V87H257ZM36 89V90H35ZM41 89V90H40ZM76 89V90H75ZM84 89V90H83ZM87 89V90H86ZM120 89V90H119ZM137 89V90H136ZM157 89H155V90H157ZM204 89V90H203ZM212 89H210V91L209 92H212ZM233 89V88H232ZM6 90V91H5ZM15 90V91H14ZM110 90H113L114 92H118L117 94L119 95V97H120V99H119V97L117 98V94L116 93H114L113 91L112 92H110ZM127 91V95L129 94V96H126V93L124 92L123 94H124V96H126V97H124V96H122L121 94V92H123V91ZM133 90H135V92H133ZM144 90V91H143ZM165 90H167V89H165ZM172 90H170V91H172ZM196 90L194 91L195 92V94H197V92H196ZM229 90V89H228ZM243 90V91H244ZM257 90V89H256ZM5 91V92H4ZM8 91V92H7ZM10 91V92H9ZM14 91V92H13ZM31 91V92H30ZM119 91H121L120 93H119ZM136 91H137V93H136ZM141 91H142V93H143V95H145V94H147L148 95V97L149 96H154V93H155V96H156V98H157V101L156 100H154L155 101V103H154V101L152 100V105H153V107H152V105H151V103L149 102V100L151 101V99L152 98H148L147 100L145 99H143V98H141V97H143L142 96V94H140L141 93ZM168 92H170L169 90H167ZM177 90H174V91H172V92H176ZM230 92H227L228 93V96L229 95H231V93H233V92H231V90H229ZM233 91V90H232ZM237 91V90H236ZM264 91V88L262 89V92ZM30 92V93H29ZM32 92H33V94H32ZM78 93V95H77V93ZM107 92V91H106ZM128 92H133L135 95H139V97H137L136 99H135V97H133V93L131 94V93H128ZM145 92V93H144ZM168 92H166V94H168ZM171 92V93H172ZM202 92V93H203ZM221 92V93H222ZM241 92V91H240ZM252 92H250V93H252ZM260 92L258 93L259 95L258 96H254L253 97V95H252V97L254 98V99H258L259 98V96H261L262 95V97H263V93L262 94H260ZM3 93V94H2ZM26 93H28V94H30V95H27ZM34 93H36L35 95H36V97H34L35 95H34ZM39 93V94H38ZM40 93H42V94H40ZM51 93V94H50ZM87 93V94H88ZM162 93V94H161ZM190 93V92H189ZM189 93L187 92V94L189 95ZM193 92L191 91V93H190V95H193L192 94ZM226 92L223 94V96L224 97H226L225 95L227 94ZM235 93V92H234ZM233 93V94H234ZM250 93H248V95L250 94ZM6 94H5V96H6ZM82 94V95H83ZM102 94V95H101ZM114 94L116 95L115 97H114ZM150 94V95H149ZM193 95L192 97L190 96V98L191 99H195V98H197V95ZM244 94H246V91L244 92ZM32 95V96H31ZM43 96V98L45 99L46 98V102H43L44 101V99L43 100H40V99H42V96ZM50 95V96H49ZM77 95V96H76ZM92 95H93V97H92ZM121 95V96H120ZM134 95V96H135ZM147 95H145L146 96V98H147ZM161 95V96H160ZM172 95V96H171ZM220 95V94H219ZM239 95V94H238ZM238 95H235L236 96V99H234L233 98V100L231 101V99H232V96H230L229 98H231V99H229L228 97H226L225 99H228L229 100V103H230V101H231V103H230V105L232 104V105H234V101L235 100H237V97H238ZM240 95L242 96V94L240 93ZM5 96H4V98H5ZM11 96V97H12ZM27 96V97H26ZM39 96V97H38ZM144 96V97H145ZM154 96V97H155ZM179 96V97H178ZM196 96V97H195ZM204 96H205V99H204ZM235 96H233V97H235ZM246 96H247V94H246ZM251 96V95H250ZM250 96H247L248 97V99H249V97ZM11 97L9 96V100L11 99ZM25 97V98H24ZM29 97V98H28ZM30 97H33V99H32V101L30 100L29 101V99H31ZM37 97H38V100H40V101H38V100H36L37 99ZM50 97L51 98H53L54 100H53V103H52V99H50ZM78 97V98H77ZM106 97V96H105ZM121 97L122 98H126V101L124 100V101H120L121 100ZM129 97V98H130ZM162 97V98H161ZM223 97V98H224ZM252 97H250V98H252ZM1 98H0V100H1ZM6 98H8V97H6ZM18 98V99H17ZM89 98V99H90ZM108 98H109V100H108ZM133 98V99H132ZM155 98V99H156ZM169 98V97H168ZM171 98H169V99H171ZM178 98V99H177ZM188 99V97H185V99ZM207 98V99H206ZM220 98H221V96H220ZM243 98V97H242ZM245 98L246 97H244V99H242V101L243 102H245V104L246 103H248V102H251V101H249L247 98V100H245ZM264 98V97H263ZM263 98H262V100H263ZM27 99H28V101H29V103H27ZM35 99V100H34ZM112 101H111V100ZM119 99V100H118ZM138 99H142V101L140 102L139 101V103H138ZM168 99V100H169ZM173 99H171V100H167L168 101V103L167 104H170L171 106H169V105H166V107L168 108V111L166 110V107H165V109H164V107L162 108H159V111H160V109H161V113H159V111L157 110V113L156 114H161L159 117H157V116H155L156 114L154 113V116L155 117H153V115H152V113H151V115H150V117H153V119L155 118V120H156V122H157V120L159 119H161L162 117H163V112H167L168 114H170L171 113V111L173 110V113H175L174 112V110H176V109H178V106H181L182 107V105H185V104H187L186 106H187V108H188V105H193V106H196V107H198L197 105V101H198V99H197V101H196V99L195 100H192L191 101V99H188V101H191V102H185L184 103V98H183V102H182V99H180V101L182 102V104L181 103H179L178 102V105L175 103V104H173L172 105V103H173ZM187 99H186V101H187ZM203 99V100H202ZM222 99V98H221ZM259 99H261V97L259 98ZM7 99H5V101H6ZM9 100H7L9 103H10V101ZM14 100H12L11 99V101H13L14 102ZM60 101L62 104H59L58 102V104H56V102L55 101ZM108 102H107V101ZM129 100V101H130ZM137 100V101H136ZM143 100H144V102H143ZM202 100V101H201ZM228 100H226V101H224L223 100V102H220V104H222V105H227L228 107H229V103L227 102ZM238 100H240V98L238 99ZM252 100V99H251ZM35 101L38 103V104H36L35 105ZM41 101H42V104H41ZM49 101V104L47 103ZM80 101L82 102V104H80ZM105 101V102H104ZM110 101V102H109ZM149 103H148V102ZM171 101H172V103H171ZM195 101V102H194ZM206 101V102H207ZM260 101V100H259ZM259 101H256L257 103H259ZM2 102V101H1ZM12 102V103H13ZM21 102H23V101H21ZM26 102V103H25ZM31 102H33L32 104H31ZM39 102H40V104H39ZM87 103H88V100L86 101ZM93 101H90V105H88L89 107H87L88 108V111H89V109H90V112L89 113H91L92 111V108H91V106H93V105H91V103H92ZM99 102V103H98ZM107 102V103H106ZM130 102V105H129V108L128 107H126L125 109H124V111L126 110V111H128L129 109H130V113H131V116H132V118L134 119V120H132V118H131V116L129 115V114H127V112L124 114V116H123V113H122V107L119 105H117L116 104V102H115V105L116 106H114V105H112V107L114 106V108L113 109H117L118 110V107H121V108H119L120 110H116V112H118V117L119 116H123V118H125V116H126V118H127V116H128V118L129 119H131L132 121V123L135 121V119H136V121H137V119H138V116H145L144 114H146L147 112H149V111H147L145 108V106H143V107H145L144 109H139L140 107H141V105L139 106V105H137V108L139 109H137L136 107H135V105L134 104H132ZM143 102V103H142ZM206 103V105L207 104H209V103ZM218 102H212V100H211V103H213V105H214V103H217L215 106H214V108H212L211 106H208V108H212V109H214L215 110V112L213 113V111H211L210 112V110L208 111V109H207V106L206 105H204L203 106V108H202V110H206V112L204 113L202 110V114H203V116H205V117H202V115L201 116H199L200 114L199 113H197V112H199V111H197V110H199V109H201V107L199 106V108L198 109H194V110H196V112H195V116L196 115H198L199 116V119H203L204 118V123H205V119H206V115H207V113H209L208 114V116L210 115H212L213 117L215 116V117H218V116H220V112H222L223 111V117H224V114L226 115V117H225V119H223L222 118V122H223V120H226V119H228V114L230 115V117H232L231 119H230V117H229V119L225 122V123H222L221 121H219V119H221V118H216L215 119V117L213 118V117H211V118H208V119H206V124H198V121H199V119H197V118H195V116H191L190 115V113L192 114L193 112H194V110H193V107H191L190 106V110H188V109H185L184 107H182V109L183 110H186V114L189 112V116L190 117H192L193 119H191L190 117H188L189 119H191L192 120V122H191V120H190V122H191V125H189L190 124V122L189 121H187L188 122V124H187V122H186V119H185V123L187 124L186 126L188 127V125H189V129H188V131L186 132V131H184V128H185V125H184V122H182L181 120H183L184 119V116H182V118L180 117H178L179 119H177V121L178 122H180L181 124V126L179 125V126H177L178 127V129L176 128H174L173 129V127H176V125H174V124H172V125H168V127H170V128H172L173 130L172 131H169V128H167V129H163L164 130V132H165V134H164V132H163V134L164 135H168V136H170V132H171V134H173L172 132L174 131V132H176L177 131V133H178V135L176 134L175 135V137L174 136H172V137H168L167 138V136H165L164 138H165V140H163V141H166V142H164V143H167V141L168 140H171L172 139V141L176 138V140H178L179 142H181V143H186L187 141H191V140H189V136L191 137V136H195V144L197 143V145L199 146V147H196L195 148V146L196 145H194L193 146V144H192V142H194V141H192L190 144H192V146H190V145H188V146H190V148L192 149V147H194L193 149H194V151H193V149H192V151L190 152V150L188 151V153L190 152V154H192L193 153V155H194V157H193V155L191 156V157H193L194 158V161H193V163L191 162L192 160H193V158H188V156H190V155H185V153L183 154V152H182V154L184 155V158L186 157V159L188 158L189 160L187 161L186 159H183L182 157H180V156H178V157H176L175 158V160L173 159V157L175 156V155H177V154H180L179 152L181 151L180 149H179V147L178 148H176V149H179V150H176L177 152V154H175L174 155V150L171 152V154H169L170 152H168V151H171L172 149H170L171 148V146L172 147H174V144L173 143H175V140H174V142H172V141H168L169 143H170V146L168 145V143H167V147L169 146V149H168V151H166L167 149H166V145H165V147H164V145L160 142V144H162V146L164 147L163 149H166L165 151H166V153H163V154H167V155H169L168 157H170V158H168V162H170V163H168L167 162V164H170L171 166H177V168H175L176 170H171L170 168L168 169V170H166V168H167V166H165V170L166 171H168L169 173H171V171L172 172H174V171H177L176 173H177V175H178V173H179V169L181 168V167H183V165L184 164H179V163H181L183 160H186L187 162H191V165L189 166V168H191V169H193L194 171H193V173H192V171L191 170H189L188 169V167L187 168H185V166H184V171L183 170H181L182 172V178H184V180H182L184 183H185V185L187 184V185H190V187L191 188H189L190 189V192L192 191L193 192V188H194V186L195 187H197V188H194V193L196 192V194L194 195L193 193H190V195L191 194H193L194 195V197L191 195H189V193H188V191L186 192L187 194V196H188V198L189 199H187V196L185 195V196H183L184 194L183 193H181L180 195H181V197H182V199H183V202L182 203H184L183 205L185 206H191V203H192V201H193V199H197L196 201H198L197 202V204L196 203H194V205L192 204V206L191 207H193L194 208V210H193V208H191V211H190V209H189V211H188V209L186 208V206L184 207V208H186V209H184L183 208V206L181 207L182 209L181 210H179V208L177 209V208H175L173 205L175 204L176 205V202H174V204L172 205V200L173 201H179V199H177L176 197H174V195L173 194H175V191H172V190H169V192L168 193H166L167 195H166V198H168V199H166L167 200V203L164 201V203H165V205H164V207H163V205H162V207H163V209H162V211L159 213L160 215H161V213H162V217L160 216V215H158V214H154V215H148V213L147 212H145V213H147V214H145L143 211H142V213L139 211V209H138V211H137V209H134L135 207L137 208L138 206L136 205H129L131 208L130 209H127L126 208V206L123 204H121L120 202H117V204L119 203V205L121 204V206H122V208H121V206H118L117 208H121V210H120V213L119 212H117L118 210H116V211H114L113 210V212H111V214L112 213H118L120 216H122L121 218H119V219H117L119 222H116L115 224H113V225H111L113 222H114V219H116V217H118V216H116V215H118V214H112V216L110 215V212H108L109 214H107L106 215V213H104V211H102V209L104 208H101L100 206H101V204L99 205L98 204V201L95 199H93L94 201L92 202L91 201V199L89 200L88 199V201H87V196L89 197L90 195H92V196H90L91 198L93 197L94 198V196H96L98 199H99V197H102V196H100V194H99V196L97 195L98 193H100V191H105V190H109L108 192H110V188H112L113 186H114V188H112L111 190L112 191H114V193L116 192L114 189H115V183H116V186L119 184V186L120 187H122L123 185H124V183H125V185L127 186V190L129 191V190H131V189H133L132 188V186H128V185H135V181H133L132 182V184H130L131 183V181H132V179L130 180L129 178H131L130 177V172H128V170H130V168H128L129 166H128V164L131 166V165H134V164H136L137 165V163H134L133 164V162H130V161H133V160H135V157H131V156H129L130 158H132L130 161H129V163L128 164H121V163H119V162H122V160L123 161H125V162H127L128 161V159H129V157H124V156H126L125 154H123V153H125V151H126V148L128 149V151H133V148L135 147V145H142L141 143L139 144H137V141L134 143V145H132L131 144V142L133 141V140H129L128 139V141L129 142H125V145H126V147L124 146V148L122 149V148H120V150H121V152H122V155H124L123 156V158L121 157L122 155H120V159H122V160H120L118 157H119V155H118V157H117V161L118 160H120V161H118L117 163H118V165L119 164H121L122 166H120L119 168H123L122 170H121V173H122V175H120L121 173H119V175L120 176H118L117 178H119L118 179V181L120 180V177L121 176H123L124 177V179H122V177H121V180L118 182V184H117V178H116V180H115V183H114V185H112L111 186V184H113L112 182V177L110 178V182L109 183H111V184H109L108 186L106 185V183H105V186L106 187H108L107 189H105V188H100V187H102V186H104V184L102 185V186H100L99 184L98 185H91L92 183H93V181L91 180V181H89V179L88 178H86L90 183H88L89 184V188H90V190L91 189H93V190H95V191H93L94 192V194H95V192L96 191H99V192H96L97 194L96 195H94V194H91V192L92 191H90L89 189H88V187L85 185V184H87V182L85 183V184H82L81 183V185H84V187H82V186H79L80 185V183H79V185L77 184H75L76 185V187H75V185L73 186V189L74 188H76V190H77V192H76V190H74V192L72 193V194H75V195H73V197H75L74 199H76L77 197H79V196H81V197H79L77 200L79 201V205L77 206V204H76V207H80L81 208V206H82V204H90L91 205V207H90V205H89V207H88V205L86 204V206L85 205H83L84 207H86V208H84V209H82L81 208V210H84L85 211V213L83 212L82 214L84 215V214H87L89 211L94 215H92V214H90V212H89V214L90 215H92V216H90V215H86V217H85V215L83 216V217H80V215L81 214H79V212L80 211H78L79 209H77L76 211H78V212H76V213H78L77 215H79V217L76 219L75 217V215L74 214H76V213H74L73 215V217L72 218H75V219H73L74 220V222H73V220L71 219L70 221L71 222H68L70 225H71V223L73 222V224L71 225V226H69V224L66 226V224H65V226H64V224L62 225L61 224V218H59V217H62V215H66V213H68V214H70L72 211H74V206H72L73 204H71L70 202V206H67V208H69L70 207V209H67L66 207V209L67 210H70L69 212H65V213H63L64 211H65V208L63 207V206H66V205H69V203L68 204H66V202L67 201H71L72 202V200H73V198H71V195L72 194H69L70 195V197L68 196H65V195H67V193L65 194V195H61L62 197L63 196H65V197H67L68 199L66 200V199H64V200H60L59 202H60V204L61 205H63V206H58L60 209H57V212L56 213H62L61 214V216H60V214H59V217L58 216H56V213H55V211L53 210L54 208L53 207H51L50 208V211H49V208H48V210L46 209V207H43L42 205H41V207H43L44 208V210L47 212V211H49V212H47L48 213V215H50L49 213L50 212H52V211H54V212H52L51 213V216H52V214H53V216L52 217H49V218H51L52 220H53V217H54V213H55V216L56 217H54V219L55 220H53V222H54V224L56 223L57 224V226L56 225H53V227H50V226H47V224L48 223H44L45 225H46V227L44 228V226H43V228L42 227H40V229L41 230H39L38 228L37 229H35L33 226L32 227H29L28 229L27 228H25V232H26V230H27V232L25 233L24 232V228H20V230L17 232L16 231V229L18 228H16L15 229V227H13V226H8V227H4L5 229L4 230H2V232H5V230H7V232H5L4 234H2V235H0V238L2 239V240H5L4 241V243L3 242H1L2 240H0V264H4L5 262H7V263H5V264H23V258H24V256H27V257H29V258H27V257H25L26 259H28V262H27V260H24V264H39V263H41V264H44V263H46V264H53V261H54V264H56V262H57V264H60V262L62 263V260L63 261H65V262H63L62 264H80V263H82L84 260H82V262H80V263H77V262H79V260L81 261V259H82V256L83 255H85V253H83L84 251H83V249L85 248V247H87V255H89L88 253L90 252V255H89V258H90V256H92V258H90L91 259V263H96V262H98V261H100L101 260V258H104L105 257V255H106V258H108L107 256V254H109V258H110V256H112L110 259L112 260V261H115V262H118V261H116L117 259H118V257L119 258H123V251L125 250V246L126 245H128V246H130V244H132V242H133V244H134V241H132L133 240V238H132V235H134V240H135V245H131V247H128L127 246V250H128V252H126V253H128V254H130L133 250L134 251H137V249L135 250V247L136 246H138L137 248H140V250L141 251H139L140 253H143L144 254V249L145 250H147L146 252L147 253H152L151 251H153L152 249H151V251H148V249L149 248H151V246H149V248L148 249H146V247H147V245H150V241H151V243L152 242H154V240H156L157 238L160 240L159 241V243H158V246H155V249H158L157 250V254H156V256H155V260L157 261L158 260V258H160L161 259V261H160V259L158 260V262H156V261H154V254H153V256H152V254L151 255H147V257L145 256L144 258L145 259H143L144 261L145 260H147V263L148 264H153V262H155L154 264H164L163 262H165V261H167L165 264H170V262L173 260V263L172 264H187V262H188V264L190 263V264H204V262L203 261H205V259H206V257L208 258V256H209V258L210 259H212V258H218V256L220 257L221 256V253H223L224 251H226V250H228L229 249V247L231 246V247H236V248H240V249H243V250H251V251H253L254 253L253 254H255L256 255V251L257 252H259V251H261L262 250V252L259 254V253H257V256L258 257H256L257 258V262H258V264H264V133H262V131H263V129L261 130V128L260 127H258L257 128V126H255L254 124V126H255V130L257 129L258 130V132H257V130L255 131V135L256 136H253V134L254 133H252V132H254V131H252L251 132V129L252 128H247V125H243L244 123H246V122H244V121H247L246 119L247 118H249L250 119V116L251 115H254L253 117V122H255V124L257 123V122H261V120H259V118L257 119V111H255L254 109L255 108H253L252 106H251V103L249 104V105H243L241 108H240V106H237L238 108H240V110L242 111V108H243V111L242 112H244V115H247V110H246V107L247 108H249V110L250 109H252V110H248L249 112H248V116L249 117H247L246 118V116H245V118L243 117V115L241 116V114L239 113L240 111H237V115L235 114V115H233V111L236 109L235 108V106H233L232 107V105H231V107H232V109L229 107V108H227V106H223V108L221 109L220 108V106H218V108H220L219 110H218V108H216V106L218 105ZM225 102V103H224ZM226 102H227V104H226ZM233 102V103H232ZM237 102V101H236ZM252 104H254V102H255V100L253 101L252 100ZM255 102V103H256ZM260 102H262V101H260ZM2 103H4V108L2 107ZM1 103V105H0V108L1 109H5L6 107H10L9 108V110H11V109H13V110H15L16 109V112H17V110H18V108H16V105H18L17 104V102L15 101V103H13V105H10L9 103H5L4 102V99H3V102ZM11 103V104H12ZM44 103H47V104H44ZM105 103L107 104V108H108V111L106 110H104L105 109V107H106V105H105ZM184 103V104H183ZM197 104V105H195V104ZM205 103V102H204ZM238 103H239V101H238ZM242 103V102H241ZM263 103H264V100H263ZM7 106H6V105ZM31 106H30V105ZM80 104V105H79ZM104 104V105H103ZM127 104H129V103H127ZM126 104V105H127ZM163 104V103H162ZM165 104H166V102H165ZM180 104V105H179ZM219 104V105H220ZM243 104V103H242ZM242 104H239V105H242ZM262 104V103H261ZM15 105V106H14ZM24 105V106H23ZM43 105V106H45L46 105V107H47V109H48V107H49V110H48V112H47V109H45L46 107H44V108H42L41 106ZM59 105V106H58ZM62 105V106H61ZM210 105V104H209ZM258 105H260V104H257V106ZM15 107V108H13V107ZM35 107L36 106V109L35 108H33V107ZM77 106V107H76ZM96 106H100V108H97ZM102 106H104V108L102 107ZM152 107V109H151V107ZM161 106V105H160ZM172 106H173V108L174 109H172ZM249 106H251L252 108H250ZM261 106V105H260ZM42 109H44V113H47L46 115L45 114H43V113H41V108ZM74 107H75V109H74ZM142 107V108H143ZM156 107V106H155ZM171 109H170V108ZM205 107V108H204ZM255 107H256V104H255ZM263 107V105L261 106V108ZM40 108V109H39ZM65 108V111H68V113H66L63 109ZM97 108V109H96ZM101 108H103V111L104 112H106V113H104V114H102V109ZM106 108V109H107ZM176 108V109H175ZM210 108V109H211ZM235 108V109H234ZM26 109H28V111H26ZM37 110V109H39V111H37V112H39L38 114H42V115H45L44 117L43 116H39L38 114H35L36 113V111L34 112H32L31 110ZM59 109V110H58ZM75 110V111H73V110ZM85 109V108H84ZM96 109V110H95ZM110 109H111V107H110ZM181 109V108H180ZM180 109H178V110H180ZM182 109H181V111H179L178 112V110H176V113L178 112V115L181 113V114H184V113H182L183 111H182ZM228 111H227V110ZM230 109H231V111H230ZM264 109V108H263ZM6 110L7 111H5V112H3L2 110H0V114H2L1 113V111L3 112V114L1 115V117L3 116V115H5L6 113H8L7 115H9L10 114V116H7V115H5V118H3L4 119V121L3 122H0V131H2V129H3V125L6 123V127H5V125H4V128H9V125L11 124L12 126L10 127V129L13 127V128H15V129H13L12 128V131L11 130H9V132L8 131H6L7 133H5L7 136H5V134L3 133V131L2 132H0V135H1V133L8 139V141H9V139H11L10 140V142L12 143V142H14L15 143V141L17 142L18 141V143H19V145H20V147L22 148V146H24V147H27L26 149L28 150L29 148V146L32 148V149H34V143H36V142H39L37 139H39V137L40 136H35L37 133H39V135H40V132L44 129V131H46L45 130V128H41V126H40V130L41 131H39V132H37V129H39V127L37 126L38 124L39 125H41L42 124V122H39V121H36V124H34L35 123V121H33L32 119V121H33V125L34 126H31V127H34V128H30L31 129V131H34V130H36V131H34L35 133H31V131H30V129L29 130H27L28 129V125H27V123L29 124V123H31V122H29V120H30V116L28 117V115H26L27 113H25V115H23V116H25V119H24V121H25V123H26V125L25 124H23L22 122H21V120H23L22 119V117H20V118H18L20 115L19 114H16V112L15 111H13L12 110V112H13V114H15L14 115V117L16 118V115L18 116L17 117V119H15V121L17 120V122H16V126H18V125H22L21 127L24 129V131H26L27 133H31L32 134V138L30 137V135H29V142H30V139H33V138H36L35 139V141L36 142H33V140L31 141V143L30 144H28L29 142H28V137L26 138V135L27 134H25L26 132H23V133H21V131H19V130H23V129H21V128H19V126L18 127H16L15 126V121L14 120H12V118L14 119V117H13V114H11L9 111H8V109L6 108ZM24 110H25V112H24ZM64 111V112H61V114H60V111ZM141 110V111H140ZM143 110H145L146 111V113H143V112H145V111H143ZM162 110H165V111H163L162 112ZM193 110V111H192ZM237 110H239V109H237ZM245 110V111H244ZM253 110H254V113H256L257 115H255V114H253ZM257 110H258V107H257ZM30 111H31V113H33V115H31L30 114ZM70 111V112H69ZM71 111H73V112H71ZM85 111H87V109L85 110ZM101 111V112H100ZM110 111V112H109ZM143 111V112H142ZM188 111V112H187ZM191 111V112H190ZM227 111V112H226ZM230 111V112H229ZM264 111V110H263ZM120 112V113H119ZM128 112V113H129ZM246 112V113H245ZM258 112H260V109H259V111ZM5 113V114H4ZM65 113V114H64ZM71 113V114H70ZM95 113V114H94ZM94 113H91L93 116L95 115V116H97L98 117V114L96 113V112H94ZM115 112H112L111 114V118L113 119V117L115 116V114H114ZM139 113V114H138ZM166 113V114H167ZM234 113H236L235 111H234ZM49 114V115H50ZM57 114H59V116L57 115ZM101 114H102V117H101ZM166 114H164V117L166 118H164L163 117V119H165L164 121H161V120H163V119H161L159 122H164L165 124H163L162 125V128H163V126H164V128L165 127H167V126H165L166 125V123L168 122V124L170 123L171 124V119H173V118H171L172 116L174 117V119H175V114H171V117L169 116L168 118V121H166L167 120V115ZM181 114L179 115V116H181ZM185 114V116H188V115H186ZM214 114V115H213ZM219 114V115H218ZM222 114V113H221ZM260 115H261V113H259ZM116 115H117V113H116ZM147 115V114H146ZM217 115V116H216ZM232 115V116H231ZM259 115V116H260ZM38 116V117H37ZM60 116H62V118H59ZM66 116H69L68 117V120H73V118H74V123L75 122H77V126L73 123V121H72V125L74 126H72L71 124H70V122L71 121H69V123H68V126H67V122H68V120L66 119L67 117ZM81 117V118H75V117ZM94 116V117H95ZM113 116V117H112ZM130 116V117H129ZM141 116L139 117V120H142L143 121V119H144V117H143V119H141ZM197 116V117H198ZM209 116V117H210ZM256 116V117H255ZM258 116V117H259ZM46 117H45V121L46 120H48V119H46ZM55 117H57V118H55ZM101 117V118H100ZM106 117H104L105 119H108L109 118V116L106 118ZM158 119H157V118ZM262 117V116H261ZM10 118H11V120H10ZM24 118V117H23ZM36 118V119H35ZM59 118V119H58ZM70 118V119H69ZM88 118H89V114H88ZM91 118V117H90ZM116 118H117V116H116ZM121 117H119L118 118V120H115L116 121V125L118 124V122H120L122 119H120ZM125 118V119H126ZM186 118V117H185ZM187 118V119H188ZM233 118H234V120H233ZM251 118H252V116H251ZM6 119V120H5ZM19 119H20V121H19ZM40 119H38V120H40ZM63 119V120H62ZM92 119H93V121H94V123L97 121V123H99L100 125H102V123H103V125L102 126H104L106 123H107V125H108V127L110 126V127H112V126H114L112 123L110 124L109 123V121L111 120H103V121H101V123H100V120L97 118V120H96V118L94 119L93 117L91 118V119H89V122H91V124H93L92 123ZM188 119V120H189ZM194 119H196V120H194ZM209 119H213V121H215L217 124H218V122L217 121H219L220 122V124L219 125H217V127L216 128H214V129H212L213 127H214V125H216V123L215 122H211ZM256 119H257V121H256ZM40 120V121H41ZM48 120V121H49ZM61 120L62 121V123H63V121H65L64 123H63V125H59V121ZM67 120V121H66ZM85 120V119H84ZM96 120V121H95ZM99 120V121H98ZM145 120L146 119H144V123H146L145 122ZM148 120H151V119H149V115H148ZM147 120V121H148ZM209 120V122H207ZM231 120V121H230ZM244 120V121H243ZM263 120H264V118H263ZM0 121H2V120H0ZM8 121V122H7ZM11 123H10V122ZM12 121H13V123H12ZM23 121V122H24ZM60 121V122H61ZM85 121H87V119L85 120ZM106 121H108V122H106ZM111 121H114V119L113 120H111ZM114 121V122H115ZM125 120L123 119V121L122 122H120V123H125L124 122ZM135 121V122H136ZM152 121V120H151ZM150 121V122H151ZM166 121V122H165ZM228 121H230L231 123H229ZM243 121V122H242ZM248 121H250V120H248ZM22 124H21V123ZM37 122H39V123H37ZM44 122V121H43ZM88 122V123H89ZM105 122V123H104ZM138 122V121H137ZM139 122H141V121H139ZM149 122V123H150ZM178 122H176V124L178 123ZM199 122H201V121H199ZM203 122V121H202ZM252 122V123H253ZM263 122V121H262ZM7 123H9V125L7 124ZM81 123H82V125H81ZM110 125H109V124ZM148 123V124H149ZM152 123H153V121H152ZM173 123V122H172ZM195 123V124H194ZM208 123V124H207ZM210 123H212V124H214V125H212V124H210ZM239 123V124H238ZM241 123H243V124H241ZM18 124V125H17ZM45 124V123H44ZM44 124H42V127L43 126H45L46 124H48V122H46V124L44 125ZM70 124V125H69ZM89 125V127L90 126H94V125ZM98 124V127L100 126ZM142 124V123H141ZM148 124L146 123L145 125L146 126H144V128L145 127H148V128H151V125L149 124V126H148ZM155 124V122L153 123V125ZM179 124V123H178ZM192 124H194V126L192 125ZM196 124H198L199 126L201 125V127H200V129L197 127V128H195V125ZM223 124V125H222ZM231 124V125H230ZM240 124H241V126H240ZM263 124H264V122H263ZM262 123L260 124L261 126L263 125ZM28 126L26 129H25V126ZM49 126L50 128H49V130L51 129V128H53V126ZM57 125V126H56ZM60 127H59V126ZM85 125V124H84ZM86 125H88L87 123H86ZM85 125V126H86ZM120 125V124H119ZM122 125V124H121ZM125 125H127V123L126 124H124V126H122V127H125ZM134 125V124H133ZM132 125V126H133ZM138 124L136 123V126H135V129H137L138 130V128H140L139 126H137ZM144 124H142L141 125V127L143 126ZM161 125V124H160ZM202 125H204V127H205V125L206 126H209V128L207 127V131L205 130V129H203L204 127L202 126ZM210 125H212V126H210ZM235 125H237V126H235ZM250 125H251V123H250ZM257 125V124H256ZM35 126H36V128H35ZM47 126V125H46ZM45 126V127H46ZM65 127V129L63 130L61 127ZM72 126V127H71ZM85 126L82 128V130H81V128H80V130L81 131H83V130H85ZM102 126H100L101 127V129L100 130H102V133H103V131H105L107 134H108V131H106L105 130V127H104V130H103V127ZM131 126V127H132ZM172 126V127H171ZM197 126V125H196ZM220 126V127H219ZM225 126V127H224ZM239 126V127H238ZM246 128H245V127ZM259 126V125H258ZM59 127V128H61V129H57V128ZM88 127V128H89ZM96 127H97V125L96 126H94V130L96 129ZM98 127H97V129H96V133H98L99 132V129H98ZM107 127V128H108ZM121 127V126H120ZM121 127V128H122ZM138 127V128H137ZM184 127V128H183ZM192 127V128H191ZM194 127V128H193ZM211 127V128H210ZM221 127H224L222 130H220L221 129ZM238 127V128H237ZM8 128L6 129V130H8ZM46 128H48V127H46ZM115 128H116V131H118V129H117V127L116 126H114V130H115ZM118 128H119V126H118ZM125 128H127V127H125ZM161 128V129H162ZM202 128V129H201ZM220 128V129H219ZM254 128V127H253ZM263 128V127H262ZM18 129V130H17ZM87 129V128H86ZM90 129H92L93 130V128L91 127ZM146 129V128H145ZM160 129V130H161ZM181 129V130H180ZM182 129H183V131H182ZM194 129H196V130H194ZM198 129V130H197ZM209 129V130H208ZM211 129V130H210ZM217 129V130H216ZM241 129L244 131H241ZM16 130V131H15ZM48 130V129H47ZM52 130L53 129H51V133H53L52 132ZM56 130H54V131H56ZM79 130V129H78ZM77 129L73 132V130H72V134H74V136H72V139L71 140H73L74 138L73 137H75V133H79V132H77L78 131ZM92 130H90V132L92 131ZM125 129L123 128V132H125V133H127L128 135L130 134L129 132H128V129H127V131L125 130ZM140 130V129H139ZM138 130V132L135 130V132H133L134 130L133 129H131L130 131L131 132H133L132 134L134 135V133H135V137H136V139H137V136H138V134L137 133H139L140 131ZM148 130V133H149V129H147ZM147 130H142L141 129V132L139 133V135L141 134V133H144L143 131H145V132H147ZM168 131V133L166 134V132ZM171 130V129H170ZM176 130V131H175ZM179 130L181 131L180 133V135H179ZM201 130H203L202 132V134H201ZM238 132H237V131ZM249 130H250V132H249ZM14 131L15 132H17V131H19L21 134H23V135H21L20 133H18L17 135L20 137V135H21V137H22V139H20L19 137H16L17 135L15 134L14 135ZM98 131V132H97ZM195 131H196V133H195ZM200 133H199V132ZM216 131V132H215ZM231 131V132H230ZM5 132V131H4ZM12 132V134H11V136L9 137V134ZM60 134H61V132L60 131H58ZM58 132H56V138H59L58 137ZM68 132H70V129H68L67 130V133ZM93 132V131H92ZM94 132V133H95ZM104 132V133H105ZM123 132H122V134H121V131L119 132H115L116 133V135L113 133L112 134V136H111V134L109 135V136H111L112 137V139H110V138H108V139H110L112 142H114V143H117L118 145L116 146V144L114 145L113 144V147L114 146H116V148H118V146L120 145L119 144V142H121V144L123 143V141H119V137L120 138H123L122 137V135H123ZM159 132V131H158ZM208 132H209V134H208ZM212 132V133H211ZM237 132V133H236ZM242 134H241V133ZM43 133V132H42ZM41 133V137H42V134ZM51 133H50V131H49V133L47 132V133H45L44 132V134L46 135V134H48V136H50L51 135ZM88 133V130L86 131V135L88 136V138L89 139H86V137L84 138V140H87V142H86V144H85V141H82V142H80L81 141V139H80V141H77V143H75L74 141H72V142H74L75 144H84L85 146H87V147H89V143H92V144H90V146L91 147H94V149L93 148H91L92 150H94V151H98V158H99V160L102 162V164L103 163H108V164H106V165H109V164H112V163H110V161L109 160H111L110 158L111 157H113L114 155H112V153H113V150H115V147H114V149L113 150H108V149H111L112 148V146H109V148H107V147H103V145H98V146H102L101 147V149L102 150H100V148L99 149H96V146H97V144L94 146V144H93V142H92V137L90 138V133L89 134H87ZM156 133V132H155ZM162 133V132H161ZM207 133V134H206ZM219 133V134H218ZM232 133V134H231ZM235 133V134H234ZM50 134V135H49ZM66 134V133H65ZM79 134H81V133H79ZM79 134H78V136H79ZM84 134V132L82 133V135ZM101 134V132L99 133V136H101L100 135ZM121 134V135H120ZM157 134V133H156ZM163 134H161V136L163 135ZM216 134V135H215ZM252 134V135H251ZM260 134V135H259ZM3 135H1L2 136V138H0V140L1 139H3L4 141H6V139H5V137H3ZM13 135L15 136V137H13ZM27 135V136H28ZM71 135V134H70ZM85 135V134H84ZM83 135V136H84ZM104 135V134H103ZM114 135V136H113ZM118 135V136H117ZM124 135H126V134H124ZM128 135H126V136H128ZM137 135V136H136ZM142 135V134H141ZM147 135V134H146ZM149 135V134H148ZM158 135L160 136V133H158ZM174 135V134H173ZM210 135V136H209ZM226 135V136H225ZM238 135V137L237 138H235L236 136ZM247 135V136H246ZM23 136H25V137H23ZM47 135L43 138L42 137V139L43 140H41V138H40V141H42V143L40 144V143H36V144H39V146L40 145H42L43 144V147L40 149V147L38 146V148L40 149V151L42 150V153H46V148L48 149V148H52L53 146H55L56 145V143H55V141H58V144H61V143H59V141H60V139H57L56 140V138H55V141H53L52 139L54 138V136L52 135V139L51 140H49L50 138L48 137ZM91 136H92V134H91ZM95 136H97L98 137V135L97 134H95ZM107 137H109L108 135H106ZM126 136H124V141H127V139H126ZM144 136H145V134H144ZM155 137H152V136H149V138L150 137H152V139L150 138V140L152 141L153 139L155 140V138L157 137V135H154ZM159 136H158V138H159ZM206 136H208V137H206ZM230 137V139H229V137ZM252 136L255 138V140L254 141H256L257 142V144H256V142H254L253 141V139L254 138H252ZM263 136V137H262ZM47 137V138H46ZM67 137H68V135H64V137L63 138H61V140L62 139H64L65 140V138L67 139ZM132 137H134V136H132ZM143 137V136H142ZM141 137V138H142ZM174 137V138H173ZM177 137H179V138H177ZM183 137V138H182ZM187 137V138H186ZM226 137H228V138H226ZM24 138H26L27 139V144H25V142L23 143V139ZM49 138V139H48ZM69 138V137H68ZM76 138L77 137H75V140H76ZM79 138H82V140H83V137H78L77 138V140H79ZM106 138V137H105ZM118 138V139H117ZM128 138H130V135H129V137ZM140 137L138 136V139H139ZM161 138V137H160ZM158 139V141L160 140L161 141V139ZM162 138H163V136H162ZM163 138V139H164ZM206 138V141L205 140H203V139H205ZM208 138V139H207ZM224 138V139H223ZM257 138V139H256ZM91 139V140H90ZM93 139H94V137H93ZM100 139V140H99ZM99 139H97V141H98V143L100 142V143H102V138L100 137ZM104 139V138H103ZM113 139H116V140H113ZM131 139V138H130ZM134 139V138H133ZM143 139H145V140H143ZM190 139H192V137L190 138ZM244 140L243 142L242 141H240V140ZM248 139V140H247ZM20 140V141H19ZM25 140V139H24ZM45 140V142H47L48 143V140H49V142H50V147H49V145H47V143H43V141ZM47 140V141H46ZM106 140V139H105ZM109 140V143H112L111 141ZM121 140V139H120ZM146 140H148V139H146V138H142V141H145V142H147ZM148 141V142H151V141ZM153 140V142L155 143L156 141H154ZM182 140V141H181ZM208 140V141H207ZM211 140V141H210ZM228 140H231V141H228ZM22 141V142H21ZM67 141V140H66ZM117 141V142H116ZM138 141H140V139L138 140ZM199 141H201L202 143H199ZM203 141H204V144H203ZM220 141V142H219ZM233 141H235V142H233ZM239 141V142H238ZM3 142V141H2ZM2 142H0V143H2ZM9 142V143H10ZM69 142H71L70 140L69 141H67V143L66 142H64V144L66 143V145L69 143ZM72 142L70 143V144H72ZM79 142V143H78ZM89 142V143H88ZM95 142H96V140H95ZM106 142L107 141H105V144H106ZM145 142H143V150H144V152H145V149H148V148H145L146 147V144H145ZM147 142V144L149 145V143ZM207 142V143H206ZM208 142H209V144H208ZM228 142H230V143H228ZM242 142V145L240 144ZM13 143V149L14 150H16L15 148H17V150H19L20 149V147H18V145H17V147H15L16 145ZM104 143V142H103ZM133 143V142H132ZM153 143V144H154ZM159 143V142H158ZM171 143L173 144V145H171ZM218 143V144H217ZM247 143V144H246ZM4 145H2V146H5L6 144H5V142L3 143ZM8 144V143H7ZM17 144V143H16ZM45 144L48 146V147H46L45 146ZM58 144H57V146H58ZM63 144V143H62ZM63 144V147L65 148V151H64V148H63V150L61 151L58 147H57V149H59L58 151H59V154L57 155L58 157H57V159L59 158V160L62 158L61 156H63V158L60 160L61 162H63V165L61 164V166H63V167H61L60 169H62V168H65V169H67V166H64L65 164H67V163H65V162H68L69 163V161H74V159H77V158H74V156L72 157L71 155H73L74 153H75V155L78 153V150H76V149H78V147L80 148V144H79V146L77 147L76 145H74L73 147H71L70 149L72 150H74V147L76 146V151L74 150V153H73V151L71 152V150H70V153H72V154H70L69 153V149H67L68 147H66L65 145ZM69 144V145H70ZM124 144V143H123ZM122 144V145H123ZM151 144V143H150ZM159 144V145H160ZM176 144H178L179 145V143H177V141H176ZM189 144V143H188ZM200 144L201 145H203V146H200ZM226 144H228V145H226ZM73 145V144H72ZM93 145V146H92ZM108 145V144H107ZM111 145V144H110ZM131 145V146H130ZM148 145H147V147H148ZM155 145V147H156V144H154ZM177 145V146H178ZM181 145V144H180ZM208 145H210V146H208ZM225 145V146H224ZM254 145V146H253ZM1 146V145H0ZM9 146H11L12 147V145L11 144H9ZM8 145H7V147H9ZM82 147H83V145H81ZM97 146V147H98ZM150 146V145H149ZM187 146V145H186ZM208 147V149H207V147ZM220 146V147H219ZM228 148H227V147ZM259 146V147H258ZM23 147V148H24ZM37 147V146H36ZM45 147V148H44ZM61 147H62V145H61ZM60 147V148H61ZM86 147V148H87ZM111 147V148H110ZM131 147V148H130ZM138 147V146H137ZM137 147H135V148H137ZM182 147V146H181ZM180 147V148H181ZM230 147V148H229ZM233 147V148H232ZM243 147V148H242ZM252 147V148H251ZM5 148H6V146H5ZM4 147H2V148H0L2 151L5 149ZM19 148V149H18ZM37 148V149H38ZM151 149H152V152L154 153V148H152V147H150ZM182 148H184V149H188V147L187 148H185V146H183ZM189 148V149H190ZM202 148H203V150H204V148H206L204 151L202 150ZM223 148V149H222ZM239 148V149H238ZM244 148H246V149H244ZM249 150H248V149ZM260 150H259V149ZM7 149V148H6ZM31 149V150H32ZM39 149H38V151H39ZM62 149V148H61ZM83 149H84V147H83ZM89 149H90V147H89ZM89 149L87 148V150L89 151ZM125 149V150H124ZM141 149V147L139 148V149H136V152H135V154H138V152L140 153V150ZM156 149V148H155ZM161 149V147L159 146V147H157V150L159 151ZM184 149H183V151H184ZM197 149V150H196ZM229 149H231V150H229ZM235 149V150H234ZM256 149V150H255ZM17 150H16V152H17ZM45 150V151H44ZM67 150V151H66ZM82 149L80 148V152L78 153L79 155H81L82 153H85V152H87V150L86 149H84V150H82ZM150 150V149H149ZM148 150V151H149ZM225 150V151H224ZM228 150V151H227ZM238 152H237V151ZM242 152H241V151ZM245 150H248V151H245ZM254 150V151H253ZM5 151V150H4ZM9 150L7 149V152H8ZM11 151V150H10ZM21 153L22 152H26V150H19ZM18 151V152H19ZM28 151H30V150H28ZM44 151V152H43ZM51 151H52V149H51ZM57 151V150H56ZM58 151H57V153H58ZM61 151V152H60ZM63 151L65 152V157H64V153H63ZM84 151V152H83ZM116 151H117V149H116ZM124 151V152H123ZM128 151H127V153H128ZM186 151V153H187V150H185ZM199 151V152H198ZM203 153H202V152ZM208 151V152H207ZM256 151V152H255ZM6 152V151H5ZM24 152V153H25ZM32 153H30L32 156L33 155H35L33 158H35V160L30 156V154L28 155V157H25L24 159H23V156H20V154H19V156H20V159L22 160H25L26 158V161L27 160H29V159H31V161H30V167L31 168H34L33 167V165L35 166L36 165V163L37 164H40L39 166H37L38 168L36 169V168H34L35 170H38V169H40L41 167H43V168H45V169H43V171L45 172V170H52V171H47V174L46 175H50V173H51V175H50V177L52 176V179L50 178L49 179V181H48V183L46 184V182H45V184L47 185V186H49L48 184H50V186L52 187V189L51 190H53V192H54V196L55 197H57L58 196V194H59V197H60V193H56L57 192V190L58 189H60L58 186H57V188L56 189H53V188H55V184H57V183H55V184H53L52 182H53V180L56 178V177H58V174L60 175V174H62L63 172L65 173V171H63V172H61V173H58V172H55V171H57V165L58 164H56V163H54V161L53 160H56V159H52L55 155L53 154L52 155V153H53V151L52 152H50L49 153V150L47 151L48 153H46V156L49 154L50 156V158L52 159V162L54 163V164H56V166L54 165V168L56 167V169H53L52 168V165H53V163L51 162V168H49L50 167V165H49V167L47 168L46 167V165L48 164V163H50V161H51V159H47L46 158V156H45V153L43 154V156H44V158H43V156H42V158L43 159H46L45 161H44V163H42V161L40 160L41 159V156H39V155H42V154H39V153H37L36 151H31ZM66 152L68 153V154H66ZM105 152V153H104ZM118 152V151H117ZM143 152V151H142ZM151 152V154H153ZM159 152H161V151H159ZM201 152V153H200ZM220 152V153H219ZM13 153H14V151H13ZM12 153V154H13ZM81 153V154H80ZM120 153V152H119ZM134 153V152H133ZM157 153V152H156ZM156 153H155V155H156ZM200 155H199V154ZM211 153V154H210ZM241 153V154H240ZM246 153H248V154H246ZM5 153H3V155H4ZM9 154V153H8ZM23 154V153H22ZM21 154V155H22ZM63 154V155H62ZM116 154H118V153H116ZM149 154V152L147 153V154H143V155H145V156H147ZM162 154V153H161ZM234 154V155H233ZM238 154H240V155H238ZM246 154V155H245ZM253 154V155H252ZM11 154H9V158L6 156V155H4L5 156V158H8V161L10 162V160L9 159H11V157L13 156V155H11ZM17 155V154H16ZM68 155V156H67ZM142 155V154H141ZM142 155V156H143ZM171 155V156H170ZM181 155V154H180ZM182 155V156H183ZM196 155H197V157H196ZM199 155V156H198ZM220 155V156H219ZM15 156V155H14ZM18 156V157H19ZM25 156V155H24ZM26 156H27V154H26ZM36 156L38 157V159H36ZM102 156V157H101ZM132 156H134V154L132 155ZM158 156H159V154H158ZM157 155L156 156H154V158L155 159H157V157H158ZM201 156H202V158H201ZM243 156H246L245 157V159H243L244 157ZM249 156H251V157H249ZM0 157H2L1 156V154H0ZM40 157V158H39ZM66 157H69V158H67L69 161H67V159H65V161L63 160L64 158H66ZM70 157H71V159H70ZM77 157H78V155H77ZM82 155L81 156H79L78 157V159L77 160H75V162H77V163H75V162H73L72 164H76V165H73V166H75V168L76 169H78V171L76 170V172H79L80 171V168H81V171H82V173H83V171H85L84 169H86L85 167H84V169L82 170V164H80L79 162H80V160H81V162H82ZM139 157V156H138ZM150 157L152 158V156H150L149 155V159H150ZM161 157H163V155H161ZM160 157V158H161ZM209 157V158H208ZM212 157V158H211ZM221 157V158H220ZM233 157V158H232ZM236 157V158H235ZM240 157V158H239ZM249 157V158H248ZM254 157V158H253ZM14 157H12V159H13ZM15 158H17V157H15ZM116 158V156H114V159ZM137 158V157H136ZM143 158H144V156H143ZM148 158V157H147ZM166 158V157H165ZM165 158L162 160V163H164V165L166 164V160H165ZM172 158V159H171ZM178 158V159H177ZM182 158V161L180 160ZM197 158H200L199 160H197ZM19 159V158H18ZM155 159H151V161L152 162H154V161H157V160H155ZM159 159V158H158ZM170 159H171V161H170ZM190 159H191V161H190ZM7 160V159H6ZM17 160V159H16ZM15 160V161H16ZM23 160L22 161H19L20 162V164H22V165H29V164H23L22 162H23ZM34 160V161H33ZM39 160V161H38ZM50 160V161H49ZM79 160V161H78ZM139 160V161H138ZM138 163L140 162V165H138V167L139 168H141V167H145V166H147L148 165V161H147V159L146 158H144V161H147V164L145 165V166H143V164H142V160H140L139 158H138ZM165 160V161H164ZM196 160V161H195ZM221 160V161H220ZM234 160V161H233ZM2 161H3V157H2ZM13 160H11V162H12ZM40 161H41V163H40ZM109 161V162H108ZM136 161V160H135ZM136 161V162H137ZM159 161H161V160H159ZM173 161H175V162H173ZM178 161V162H177ZM181 161V162H180ZM198 161V162H197ZM201 161H202V164H201ZM4 162V161H3ZM2 162V163H3ZM9 162H7L6 161V166H7V164H11V162L9 163ZM111 162H112V160H111ZM150 162V161H149ZM152 162H150L149 163V165H151V163ZM158 162V161H157ZM239 162H241V163H239ZM1 163V162H0ZM1 163V164H2ZM26 163H29V161H27ZM83 164H85L84 163V160H83V162H82ZM124 163V162H123ZM131 163V164H130ZM184 163H186V162H184ZM195 163V164H194ZM220 163V164H219ZM0 164V165H1ZM42 164V165H41ZM46 164V165H45ZM70 164V163H69ZM68 164V165H69ZM72 164H70L71 166H72ZM80 164L81 166L79 167L78 165ZM116 165V160H114V162H113V164L112 165ZM174 164V165H173ZM175 164H177V165H175ZM181 165L180 167H179V165ZM187 164V163H186ZM197 164V165H196ZM200 164V165H199ZM221 164H222V166H221ZM15 164H13V166H14ZM18 165V163L16 162V166ZM86 165V164H85ZM105 165V164H104ZM154 165H155V167L154 168H157V163H154ZM157 165V166H156ZM159 165H160V163H159ZM163 165V166H164ZM188 165V164H187ZM5 166V167H6ZM15 166V167H16ZM19 166V165H18ZM17 166V167H18ZM21 166V165H20ZM45 166V167H44ZM78 166V167H77ZM117 166V165H116ZM115 166V167H116ZM163 166H160L161 168H159L160 170L162 169V167ZM171 166H169V167H171ZM196 166V167H195ZM201 167V169H200V167ZM1 167V166H0ZM10 167V166H9ZM11 167H12V164H11ZM16 167V168H17ZM27 167V166H26ZM36 167V166H35ZM86 167H87V165H86ZM137 167V166H136ZM137 167V168H138ZM148 167H150V166H148ZM178 167H179V169H178ZM21 168H25V167H22L21 166ZM21 168H19L18 167V169H20V172H21ZM69 168V167H68ZM171 168H173V167H171ZM173 168V169H174ZM6 169V168H5ZM4 169V170H5ZM8 167H7V171H8ZM13 169H15L14 167H13ZM30 169V168H29ZM42 169H41V173L43 172L42 171ZM59 169V170H60ZM64 169V170H65ZM87 169H88V167H87ZM86 169V170H87ZM92 168H90V170H91ZM144 169V168H143ZM145 169H147V168H145ZM159 169H155V170H159ZM178 169V170H177ZM0 170H1V168H0ZM16 170V169H15ZM14 170V171H15ZM22 170H25V171H27V173L29 174V171L31 172V171H35V170H32V169H30V170H28V168L27 169H22ZM63 170V169H62ZM90 170H89V173H90ZM164 170V169H163ZM189 170V171H188ZM2 171H3V169H2ZM6 171V173L4 174V177H5V175H6V179H8V182H7V184H9V183H11V182H9V178H8V176H10L8 173H10L9 171L7 172ZM10 171H12V169L10 168ZM14 171H12V173H11V175L13 176V173H14ZM18 172H15V173H17V174H20V172H19V170H17ZM25 171H22L21 172V175L25 172ZM38 171H40V170H38ZM93 171H95V170H91V172H93ZM187 171V173H185ZM196 171V172H195ZM5 172V171H4ZM49 172V173H48ZM67 172V171H66ZM88 172V171H87ZM167 172V173H168ZM183 172L185 173V175L183 174ZM190 172V173H189ZM26 172L24 173V175H22L23 177H25V174H27ZM35 173V172H34ZM36 173H37V175H36ZM35 173V177L37 178V181L39 182L40 180H44L45 179V177H46V175L44 174V173H42L43 174V176H45V177H43V178H41L42 176H39V175H42V174H40L39 173V175H38V172H36ZM46 173V172H45ZM55 173V174H54ZM63 173V174H64ZM82 173H79V174H81L82 175ZM85 173V172H84ZM83 173V174H84ZM95 173H97V172H95ZM94 173V174H95ZM103 173V172H102ZM101 173V174H102ZM125 175H124V174ZM129 173V174H128ZM176 173H172V174H174L173 176H176L175 174ZM189 173V174H188ZM8 174V175H7ZM32 174V173H31ZM31 174H29V175H26V178L28 177V178H30L31 177ZM66 174V173H65ZM67 174L69 175V173L67 172ZM71 174V173H70ZM194 174H196V175H198V177L196 176V175H194ZM16 175V174H15ZM20 175V177L19 178H21V180H22V176ZM33 175V180L35 181V177H34V174H32ZM54 175V176H53ZM57 175V176H56ZM75 175V174H74ZM86 175H88V174H86ZM91 175V174H90ZM97 175H100V173L99 174H97ZM96 175V176H97ZM183 175H184V177H183ZM188 175V176H187ZM11 176V177H12ZM19 175H16V178H14V179H11V180H15V179H17V177H18ZM48 176L46 177V178H48ZM73 176V175H72ZM82 176H84V175H82ZM93 177H94V175H92ZM91 176V177H92ZM106 176V174H104V177ZM126 176V177H125ZM190 176V177H189ZM192 176V177H191ZM14 177V176H13ZM39 177H40V179H39ZM54 177V178H53ZM62 177H64V175H62ZM68 177V176H67ZM66 177V178H67ZM71 176H69V178H70ZM98 177V176H97ZM97 177H95L96 178V180H98V181H100ZM102 177V176H101ZM103 177V178H104ZM177 177V176H176ZM188 177V178H187ZM196 177V180L195 179H193V178H195ZM32 178V177H31ZM60 178H61V175H60ZM77 178V177H76ZM80 178V177H79ZM95 178H94V180H95ZM100 178V177H99ZM106 178V177H105ZM127 178H128V180H127ZM178 178H180V177H178ZM63 179V178H62ZM71 179V178H70ZM73 179H74V177H73ZM81 179V178H80ZM101 179V178H100ZM112 179V180H111ZM181 179V178H180ZM185 179H186V181H185ZM19 181H21L20 179H18ZM17 180V181H18ZM25 180V181H24ZM24 180H22V181H24L25 183H28L29 184V181L28 180H30L31 182L33 181V180H31V179H24ZM46 180V179H45ZM52 180V181H51ZM57 180H59V179H57ZM75 180V179H74ZM107 180V179H106ZM126 180V181H125ZM193 180H195V181H193ZM17 181H13V183H15L14 185H16V187L15 186H12L13 184L11 183V185L10 186H12V187H10V186H8L10 189H12V190H15V189H18L19 190V188H22L23 189V193H24V188H28L27 186L26 187H22L21 185H23V183L21 184V185H17V184H19V182L17 183ZM32 182V184H31V182H30V184L32 185V187L34 188L35 186H36V188L39 186H41V184H39L38 185V183L35 181V182ZM51 181V182H50ZM56 181V180H55ZM60 181H61V179H60ZM64 181V180H63ZM70 181V180H69ZM76 182L75 183H77V179L75 180ZM84 181V180H83ZM86 181V180H85ZM84 181V182H85ZM109 181V180H108ZM108 181H106L107 182V184H108ZM112 181V182H111ZM190 183L191 182V184H189L188 182ZM50 182V183H49ZM65 182H66V180H65ZM64 182V184H66V185H68L67 183H65ZM74 182V181H73ZM78 182H80L79 180H78ZM92 182V183H91ZM123 182V183H122ZM192 182H194L195 184H193L192 185ZM17 183V184H16ZM34 183V184H33ZM36 183H37V185H36ZM40 183V182H39ZM61 183V182H60ZM97 183V182H96ZM27 184V185H28ZM29 184V185H30ZM44 184V183H43ZM43 184H42V186L39 188L40 189V192H41V188H43L44 189V187H43ZM121 184H123V185H121ZM128 184V185H127ZM24 185H26V184H24ZM71 185V184H70ZM73 185V184H72ZM133 185V186H134ZM17 186H21V187H17ZM46 186V187H47ZM49 186V187H50ZM81 187V188H79V187ZM91 186H92V188H91ZM95 186H99L98 188V190L95 188ZM31 186H29V188H30ZM62 187V186H61ZM66 187H68V186H66ZM66 187H64V188H66ZM71 187V186H70ZM89 190H86V188ZM183 187H185L186 188V186H184V184H183ZM183 187H181V190L180 191H182L183 192ZM14 188V189H13ZM29 188H28V190H29ZM36 188H34V189H36ZM72 188V187H71ZM85 188V190H83ZM125 188V187H124ZM183 188V189H182ZM46 190L47 189H49L48 187L47 188H45ZM48 190V193H49V191H51V190ZM73 189H70L71 191L73 190ZM78 189H80L79 191H78ZM82 189V190H81ZM101 189H103V190H101ZM105 189V190H104ZM117 189H121V188H117ZM135 189H137V188H135V186H134V190H132V191H129L128 193L129 194H132V196L134 197H136V190ZM186 189H188V188H186ZM18 190H17V192H18ZM28 190H25L26 191V193L28 192H32V190L33 189H31L30 188V190L31 191H28ZM37 190V189H36ZM36 190H34V191H36ZM62 190V189H61ZM68 190V189H67ZM121 190H123L124 191V189H121ZM126 190V191H127ZM11 191V190H10ZM16 191V190H15ZM20 191L22 192V190L20 189ZM87 191V192H86ZM107 191H105V193L107 192ZM252 191V192H251ZM16 192V193H17ZM39 192V193H40ZM47 192V191H46ZM53 192L51 191L50 193H52L53 194ZM58 192H59V190H58ZM60 192H62V191H60ZM63 192H64V190H63ZM79 194V196H77V194ZM84 192V193H83ZM92 192V193H93ZM132 192V193H131ZM134 192H135V194H134ZM172 192V193H171ZM15 193V192H14ZM19 193V192H18ZM35 193V192H34ZM39 193H35V195L37 196V198H38V196L40 197V196H43L44 195V191H43V194H42V192H41V195L39 194ZM49 193V195H50V197H52L51 196V194ZM84 194V195H81V194ZM87 193V194H86ZM89 193V194H88ZM104 193V192H103ZM102 193V194H103ZM105 193H104V195H105ZM111 193V192H110ZM121 193V192H120ZM125 193V192H124ZM10 194H13V193H10ZM107 194H109V193H107ZM170 194V195H169ZM49 195L47 196V199H49ZM87 195V196H86ZM119 195V194H118ZM118 195H116V196H118ZM123 195V194H122ZM173 197H172V196ZM34 196V195H33ZM86 197V199L84 198V197ZM106 196H108V195H106ZM106 196L103 198V199H106ZM113 196V195H112ZM124 197H121V196H119V197H121V198H125V195H123ZM131 196V195H130ZM169 196V197H168ZM35 197V196H34ZM34 197H32L34 200H35V198ZM44 197H46V195L44 196ZM61 197V198H62ZM83 197V198H82ZM89 197V198H90ZM109 197V196H108ZM107 197V198H108ZM111 197V196H110ZM115 197V196H114ZM133 197L132 198H130V200L132 199V202H133ZM134 197V198H135ZM185 197V198H184ZM41 198V197H40ZM116 198V197H115ZM115 198H112V201H113V199H115ZM129 198H128V196H127V199L129 200ZM169 198H171V199H169ZM42 199H43V197H42ZM47 199H44L45 201H43V200H41V202L43 201L44 202V204H48V203H46V201H48L49 203L51 202V199L50 200H47ZM55 199V198H54ZM57 200H58V198H56ZM71 199V200H70ZM84 199V200H83ZM101 199V198H100ZM117 199H119V198H117ZM163 199H164V197H163ZM187 199V200H186ZM191 199V200H190ZM32 200V199H31ZM66 200V201H65ZM102 200V199H101ZM124 200H126V199H124ZM124 200H121V201H124ZM129 200V202H131ZM171 200V201H170ZM52 201H53V204H54V200L52 199ZM56 201V200H55ZM78 201H75V202H78ZM85 201V202H84ZM90 201H91V203H90ZM104 201V203H105V200H103ZM118 201V200H117ZM127 201V200H126ZM181 201V200H180ZM187 201V204H189V205H187L185 202ZM57 202V201H56ZM89 202V203H88ZM99 202H101L102 204H103V202L102 201H99ZM114 202H116V200H114ZM134 202H136L135 201V199H134ZM171 202V205L169 206V208H168V206H167V204L169 205V203ZM52 203V202H51ZM126 203V202H125ZM137 203V202H136ZM42 204V203H41ZM53 204L51 205V206H53ZM96 204H98V205H96ZM127 204V203H126ZM130 204V203H129ZM45 205V206H46ZM50 205V204H49ZM48 205V206H49ZM104 205V204H103ZM102 205V206H103ZM105 205L107 206L108 204H106L105 203ZM104 205V206H105ZM115 206H116V204H114ZM47 206V207H48ZM56 206V205H55ZM94 206H95V208H94ZM123 206H125V208L128 210V213H126V211L127 210H125V208L123 207ZM165 206H167V207H165ZM177 206V205H176ZM71 207H73V210H72V208ZM97 207V208H96ZM128 207V206H127ZM172 207H174V209L172 208ZM53 208V209H52ZM63 209V211H62V209ZM101 208V209H100ZM106 208V207H105ZM129 208V207H128ZM168 210H167V209ZM87 209V210H86ZM94 209H96L95 211H93ZM98 209V210H97ZM100 209V210H99ZM110 209V208H109ZM132 209V210H131ZM171 209V211L173 212V210L175 211V212H173V213H175V214H173V213H171L172 214V218L171 217H169V216H171V215H164L165 213H164V211H168V213H169V210ZM173 209V210H172ZM52 210V211H51ZM72 210V211H71ZM92 210V211H91ZM106 210H107V208H106ZM183 210H185L184 211V214L182 213L183 212ZM59 211H61V212H59ZM112 211V210H111ZM124 211V212H123ZM129 211H130V213H131V211H132V214H129ZM181 211V212H180ZM46 212H44V214L46 213ZM104 215H102L101 213ZM133 212H134V214H133ZM137 212V213H136ZM191 212V213H190ZM121 213H123L122 215H121ZM137 215H139V217H137L136 216V214ZM177 213H178V215H177ZM98 214V216L96 217V215ZM145 214V215H148V217L146 216V218L147 219H155L156 217L158 218V219H156V220H154L153 222L155 223L156 222V224L154 225V226H156L157 227V229H158V233H156L155 232V229H156V227H153L152 225L154 224L153 222V224L151 225L149 222H151V220L150 221H148L147 223H145V224H143L144 223V221H146V219H142V220H140L141 218H144V216L143 215ZM181 214H183V216L181 215ZM193 214V215H192ZM197 214V215H196ZM46 215V214H45ZM72 215V214H71ZM102 215V216H101ZM109 215L112 217H110L109 218ZM114 215V216H113ZM134 215V216H133ZM173 215H174V217H173ZM176 215V216H175ZM116 216V217H115ZM126 216H128V217H126ZM130 216H133L135 219V221H134V227L133 226H131V224L130 223H133V222H128V219H130V220H132V217H130ZM153 218H152V217ZM156 216V217H155ZM196 216V217H195ZM64 217V216H63ZM67 217H70L71 218V216L70 215H68ZM88 217V219H86ZM102 217H104V218H102ZM113 217H115L114 219H113ZM127 219H125V218ZM151 217V218H150ZM186 217V218H185ZM189 217V218H188ZM192 217H193V219L194 218H199V219H201L202 221L200 222V223H194V225H193V228H192V230H188V229H191V227L190 226H188V225H185L187 222V220H189V221H191L192 220ZM209 217L211 218V222H210V219H209ZM57 218V219H56ZM79 218L81 219V220H79ZM82 218H85L86 220H89V221H86L85 222V219H84V222H83V219ZM93 218V219H92ZM106 218H108L110 221H108V219H106ZM167 218H169L168 220H167ZM174 218V219H173ZM177 218V219H176ZM181 218H182V220H181ZM65 219H66V221H67V219H69V218H66L65 217ZM99 219V220H98ZM105 219V220H104ZM123 219H125V220H123ZM139 219V220H138ZM173 219V220H172ZM209 221H208V220ZM50 220V219H49ZM56 220H60V221H56ZM98 220V221H97ZM117 220H115V221H117ZM166 220V222L164 223L163 221H165ZM170 220V221H169ZM175 220V221H174ZM180 220V221H179ZM56 221V222H55ZM65 221V222H66ZM75 221H76V223L78 222V224L75 226ZM81 223H80V222ZM100 221V222H99ZM110 223H108V222ZM113 221V222H112ZM121 221V222H120ZM125 221V224L123 223V222ZM138 221H140V222H138ZM168 221V222H167ZM57 222H59V223H57ZM64 222V221H63ZM92 222V223H91ZM104 222V223H103ZM107 222V224L106 225H103V224H105ZM136 222H138L137 223V226H136ZM142 222V223H141ZM165 224V225H162L163 226V228L161 227V224H163V223ZM169 222L171 223V224H169ZM172 222H175V223H172ZM185 222V223H184ZM50 223V222H49ZM75 223V224H74ZM85 223H86V225H85ZM98 225H97V224ZM150 225H149V224ZM51 225H52V222L50 223ZM50 224H48V225H50ZM81 224H83V225H81ZM94 224H96V225H94ZM99 224H100V226H99ZM124 224V225H123ZM144 226H143V225ZM147 224H148V226H147ZM167 224H168V226H167ZM179 224V225H178ZM195 224L196 225H198V226H195ZM59 225V226H58ZM62 225V226H61ZM74 225V226H73ZM80 225H81V227H80ZM125 225H128V227H132V235L130 236V232H127V234H129V236L127 235V234H123L122 235V232L121 231H128L127 230V227H124ZM130 225V226H129ZM133 225V224H132ZM170 225V226H169ZM187 227L188 226V228H186L185 226ZM210 225V227H208ZM212 225V226H211ZM56 226V227H55ZM81 228H79V227ZM82 226H83V228H82ZM86 226V227H85ZM92 226V227H91ZM97 226V227H96ZM108 226H109V228L110 229H112V227L113 226H115V227H113L115 230H108ZM138 226H139V228H138ZM140 226H141V228H140ZM153 227V228H150V227ZM159 226L162 228V230L159 228ZM173 226V227H172ZM177 226H178V229H177ZM183 226V227H182ZM195 226V227H194ZM254 226V228H252ZM10 227H12V228H10ZM39 227V226H38ZM54 227H55V229H54ZM62 227V228H61ZM65 227V228H64ZM78 227V228H77ZM94 227V228H93ZM103 227L105 228V230H103ZM118 227V228H117ZM124 227V228H123ZM143 227H145V228H143ZM146 227H148V228H146ZM169 227V228H168ZM258 227V228H257ZM32 228V229H31ZM34 228V229H33ZM47 228H49L47 231L49 232H46V229ZM50 228H52V229H50ZM61 228V229H60ZM68 228V229H67ZM126 228V229H125ZM129 228V229H130ZM166 228L168 229V232H170V231H172V232H170L171 234L169 235L168 234V236L166 237V240H165V237H164V235H167V234H165V233H167V230H166ZM186 229V231L187 232H185V229ZM204 228V229H203ZM205 228H206V230H205ZM207 228H210L209 230H207ZM3 229V228H2ZM42 229L44 230V232L42 231ZM57 229V230H56ZM60 229V230H59ZM70 229V231H71V233H70V231H69V234L71 235V236H69V237H72V235L73 234H75V235H73V236H75V238L74 237H72L73 239H70L69 238V242H66L67 241V239H68V236H66V235H68L67 233H68V230ZM80 229V231H78ZM139 229H140V232H139ZM150 229V230H149ZM159 229H160V231H159ZM177 229V233L175 232V234H180V235H176V236H173V235H175L174 234V231L173 230H176ZM254 229V230H253ZM257 229H260V230H257ZM10 230V231H9ZM15 230V231H14ZM35 230V231H34ZM65 230H67L66 232H65ZM74 230V231H73ZM82 230H83V232H82ZM97 230H98V232H97ZM131 230H129V231H131ZM137 230V231H136ZM142 230H144V231H142ZM181 230L182 232H179V231ZM194 230V232H192ZM256 230V231H255ZM261 230H263V231H261ZM13 231V233H15L16 232V234L18 235V233L20 232H23V233H25V234H23V233H19V235L20 236H18V237H16V240H18L19 242H17V243H15V242H11L10 243V239L12 240V238L13 239H15V234L12 236V238H7V236H6V234L7 233H9V234H7V235H11V232ZM34 231V232H33ZM64 231V232H63ZM76 231V232H75ZM78 231V232H77ZM90 231V232H89ZM119 231V232H118ZM125 231V232H126ZM137 232V234L138 235H140L139 236V239H141V240H138L137 239V237H138V235H135L136 234V232ZM157 231V230H156ZM164 231V232H163ZM183 231H184V233H187V235H183L182 236V234H183ZM246 231V232H245ZM259 231V232H258ZM30 232H32V234H30ZM37 232H38V234H37ZM39 232H41L42 234H44V235H42V234H40ZM47 233V237H50V238H46V233ZM56 232V233H55ZM62 232V233H61ZM74 232V233H73ZM87 232V233H86ZM89 232V233H88ZM145 233V236H147V234H148V236L151 238H148L147 240H145V242L146 241H148V244L146 245V244H144L143 243V241L142 240H144V237L145 236H143L142 234L143 233ZM191 234H190V233ZM239 232H240V234H239ZM254 232V233H253ZM255 232H257V233H255ZM27 233H29V234H27ZM35 233V234H34ZM92 233V234H91ZM117 233H119V236H118V239H119V237L120 238H123V241L126 239H128L127 241H122V239H119L120 241L119 242H123L122 243V245L121 244H119L117 241H118V239L116 238L117 237ZM150 233V234H149ZM237 233V234H236ZM249 233V234H248ZM253 233V234H252ZM22 234H23V236H22ZM27 234V235H26ZM41 236H44L43 238H41L40 237V235ZM54 234V235H53ZM59 234V235H58ZM65 236H64V235ZM78 234V235H77ZM117 234V235H116ZM151 234H153V236L151 235ZM158 234H160L161 236H159ZM189 234V235H188ZM238 235V237L236 236V235ZM242 234V236H240ZM253 235V238H252V235ZM4 235H5V239H4ZM31 235H33V237L31 236ZM35 235H39V237H38V241L39 242H43L42 244L41 243H38V241H36L35 239H34V237H35ZM51 235L52 236H54V237H51ZM121 235L122 236H127L128 238H124V237H121ZM155 235H157V236H155ZM195 237H194V236ZM249 235V236H248ZM61 236H63L62 238H61ZM98 236V237H97ZM137 236V237H136ZM147 236V237H148ZM162 237V239L161 238H159V237ZM188 237V240L190 239H192V243H193V246H195L194 244H196V248L194 247V250L193 249H190V250H193V251H195V252H197V254L196 255H193L194 253H193V251L190 253V255H193V256H190L189 255V253L187 254L186 252L188 251L187 250V248L188 247H186V248H184V251H186V252H184L183 253V255L181 254L180 255V253H177L176 254V250H177V248H176V246L178 247V245H177V243L175 244V242L177 241L178 242V244H182V245H180V246H183V243H188V241L186 240V238ZM241 238H240V237ZM9 237V236H8ZM11 237V236H10ZM20 237H24V239H26V237H27V240H23V242L21 241V243H20V240H21V238ZM28 237H31V241H28ZM56 237V238H55ZM58 237H60V239H58ZM80 237V238H79ZM131 237V238H130ZM164 237V238H163ZM178 237V238H177ZM181 237V238H180ZM249 237H251V238H249ZM18 238V239H17ZM33 238V239H32ZM35 238H37V237H35ZM39 238H40V240H39ZM63 238L64 239H66V240H64L66 243H68V245H66V243H64V242H62L63 241ZM113 238H115L114 239V243H113ZM130 238V239H129ZM152 238H153V240H152ZM155 238V239H154ZM173 240H172V239ZM181 240H183V242H181L180 241V239ZM183 238V239H182ZM184 238H185V240H184ZM229 238H230V240H229ZM233 238H235V239H233ZM239 238V239H238ZM6 239H7V241H6ZM42 239V240H41ZM46 239H48L47 240V242H46ZM58 239V240H57ZM145 239H146V237H145ZM157 239V240H158ZM172 240V242H171V240ZM247 239V240H246ZM253 239V240H252ZM15 240V241H16ZM29 240H30V238H29ZM50 240H53V241H50ZM71 240V241H70ZM109 241V240H112V243L109 241V242H105V241ZM115 240H116V242H117V244H115ZM168 240H170V241H168ZM194 240V241H193ZM199 240H200V242H199ZM229 240V241H228ZM13 241V240H12ZM30 242V244L28 243V242ZM48 241H50V242H48ZM130 241V242H129ZM138 241H139V244H140V246H139V244H138ZM168 243H167V242ZM180 241V242H179ZM228 241V242H227ZM231 241H233V242H231ZM6 242V243H5ZM53 242V243H52ZM55 242V243H54ZM57 242H59V244H58V246H57ZM163 242V243H162ZM169 242H170V244H169ZM195 242V243H194ZM227 242V243H226ZM260 242V243H259ZM262 242V243H261ZM8 243V244H7ZM10 243V244H9ZM26 243V244H25ZM37 243L38 244H40L41 246H39V245H37ZM65 245H64V244ZM128 243V244H127ZM130 243V244H129ZM147 243V242H146ZM167 243V244H166ZM237 243V244H236ZM34 244V245H33ZM56 244V245H55ZM63 244V245H62ZM110 244H112V245H110ZM124 244V245H123ZM144 244V245H143ZM153 244V243H152ZM168 244H169V246L171 247V245H172V247H173V249H175V251L172 249L171 250V248L168 246ZM175 244V245H174ZM203 244V245H202ZM28 245V246H27ZM45 245V246H44ZM50 245V246H49ZM54 245V246H53ZM115 245H118V247L117 246H115ZM120 245V246H119ZM175 247H174V246ZM198 245V246H197ZM228 245V246H227ZM230 245V246H229ZM2 246V247H1ZM37 246V247H36ZM53 246V247H52ZM57 246V247H56ZM62 246H63V248H62ZM64 246H65V248H64ZM99 246V247H98ZM100 246H101V248H104L105 250H102L101 248H100ZM104 246V247H103ZM125 247L124 248V250H123V248L122 247ZM168 246V247H167ZM189 246H190V243H189ZM258 246V247H257ZM44 247H45V249H44ZM50 247H52V248H50ZM56 247V248H55ZM98 247V248H97ZM115 247H117V248H115ZM121 247V248H120ZM152 247H154V245L152 246ZM158 247V248H157ZM185 247V246H184ZM191 247V246H190ZM198 247H201V248H198ZM204 247H205V249H204ZM249 247V248H248ZM253 247V248H252ZM260 247V248H259ZM2 248V249H1ZM112 248V249H111ZM141 248H143V249H141ZM163 248H170V249H168L169 250V252H164V249ZM180 248V247H179ZM203 248V249H202ZM206 248H207V252H206ZM119 249H120V251H121V249L123 250V251H119ZM130 249V250H129ZM154 249V248H153ZM186 249V250H185ZM189 249V248H188ZM209 249V250H208ZM226 249V250H225ZM230 249H232V248H230ZM45 250H46V252H45ZM53 250V251H52ZM73 250V251H72ZM75 250V251H74ZM82 250V251H81ZM95 250H97V251H103V253H102V255H101V252L99 253V252H97V251H95ZM114 250H116V251H118V252H120V253H118V252H116V251H114ZM132 250V251H131ZM139 250V249H138ZM150 250V249H149ZM162 250V251H161ZM198 250V251H197ZM212 252H211V251ZM37 251V252H36ZM51 251V252H50ZM61 251V252H60ZM65 251H66V257H65ZM80 251V252H79ZM89 251V252H88ZM107 251V252H106ZM110 251H112V252H114V254H112V252H110ZM156 251V250H155ZM154 251V253H156ZM164 252L163 253V255H162V257H160L159 256V252ZM171 251V252H170ZM173 251H174V253H173ZM35 252V253H34ZM64 252V253H63ZM72 252H73V257L71 256L72 255ZM76 252V254H74ZM94 253L93 255H91L92 253ZM110 252V253H109ZM115 252L117 253V255L115 254ZM139 252H137V255L138 254H140ZM179 252H181V248H180V250H179ZM189 252V251H188ZM204 252H206V255H208V256H206L205 255V253ZM33 253L35 254V257H34V255H33ZM40 253V254H39ZM46 253H47V256H46ZM68 253V254H67ZM146 253V254H147ZM167 253H169V254H167ZM172 253L174 254L173 255V257H175V258H177L176 260H174V258L172 259H168L169 257H168V255H172ZM182 253V252H181ZM193 253V254H192ZM200 253V254H199ZM209 253V254H208ZM212 253L214 254V255H212ZM37 254H39V255H41V256H39L38 257V255ZM54 254V255H53ZM59 254V256H58V258L59 259H57V255ZM61 254V255H60ZM105 254V255H104ZM110 254H112V255H110ZM119 254H121L120 256H119ZM136 253L134 252V255L131 253V257H132V255L134 256V260H133V262H135V264H139L140 263V261L139 260H137L138 259V257H136V255H135ZM162 254V253H161ZM165 254V255H164ZM166 254H167V256H166ZM178 254H179V256H178ZM184 254H187V256L189 257H191V259H193L194 260V262H193V260H190L189 261V258L188 259H185V258H187ZM218 254V255H217ZM33 255V256H32ZM43 255V256H42ZM56 255V256H55ZM79 255H82V256H79ZM87 255H86V257H87ZM116 255V256H115ZM125 255V254H124ZM198 255L199 256H201V258L199 257L198 258ZM204 255V256H203ZM4 256V257H3ZM21 256H23V258H21ZM46 256V257H45ZM64 256V258H62ZM71 256V257H70ZM94 256H97L96 257V259H98L97 261H94V260H96L95 259V257ZM101 256V257H100ZM129 256V257H130ZM141 256H142V254H140V259H142L141 258ZM149 256H152V257H150L151 259L149 260ZM168 257V258H163V257ZM176 256H178V257H176ZM213 256V257H212ZM18 257H20V259L18 258ZM41 257V258H40ZM81 259H80V258ZM99 257H100V260H99ZM115 257H116V259H115ZM131 257H130V260H132L133 259V257H132V259H131ZM180 257L182 258L181 260H182V262L180 261ZM183 257H185V258H183ZM202 257H204V258H202ZM2 258H4V259H8V260H4L3 259V261H2ZM13 258V259H12ZM34 258V259H33ZM46 258V259H45ZM55 260H54V259ZM60 258H61V260H60ZM71 258V259H70ZM89 258H87V260L89 259ZM105 258V259H106ZM162 258H163V260H162ZM179 258V259H178ZM39 259H41L40 261H39ZM47 259H48V261H47ZM53 259V260H52ZM66 259V260H65ZM75 259H78L77 261H75ZM84 259H86L85 258V256H84ZM110 259H108L111 263L110 264H113L112 263V261L110 260ZM165 259H168V260H165ZM199 261V259H200V261L202 262H198L197 260ZM21 260V261H20ZM42 260H44V261H42ZM51 260V261H50ZM72 260V261H71ZM104 260V259H103ZM151 260H153L152 262H150ZM184 260V261H183ZM185 260H186V262H185ZM2 261V262H1ZM31 263H30V262ZM50 261V262H49ZM71 261V262H70ZM89 261V260H88ZM93 261V262H92ZM120 261H121V263L120 262H118V263H116V264H123L122 262V259H120ZM139 261V262H138ZM192 261V262H191ZM246 262H247V259L245 260ZM39 262V263H38ZM44 262V263H43ZM68 262V263H67ZM87 261H85V263H86ZM103 262V263H102ZM108 262V261H107ZM129 262H131V261H129ZM133 262L131 263V264H133ZM142 262V261H141ZM196 262V263H195ZM198 262V263H197ZM88 263V262H87ZM90 263V264H91ZM93 263V264H94ZM99 263H101V264H106V260H104V261H101V262H99ZM143 264H145L146 263V261L145 262H142ZM115 264V263H114ZM124 264H126V262L124 261ZM127 264H128V262H127Z\"/></svg>", "mask_w": 264, "mask_h": 264}, {"label": "bare ground", "instance_id": "6f19581e", "mask_svg": "<svg viewBox=\"0 0 264 264\" xmlns=\"http://www.w3.org/2000/svg\"><path fill=\"white\" fill-rule=\"evenodd\" d=\"M37 1H38V0H37ZM50 1H51V0L46 1V2L49 4ZM52 1H53V0H52ZM61 1H63V0H61ZM61 1L58 2V1L55 0L54 2H58V5H59V3H61ZM161 1H162V0H161ZM179 1H180V4H177V3H176V7H177V5H178V8L180 7L178 10H180V12H181V7H182V8L186 7V6L188 5L189 2H187V1L185 2V0H184V2H183V0H179ZM181 1L183 2V5H182ZM192 1H193V0H192ZM194 1H195V0H194ZM198 1H199V0H198ZM198 1L196 2V6H195V7H197V3H198ZM200 1H201V0H200ZM200 1H199V3H198L197 13H196V8H194V7L192 6V5H195V3H193V4L191 5V6H192V9H191V7H190V8H188L189 10H188L187 8H186V10H184V12H186V15H185V13L182 12V15H183L184 18H183V20H181V21H183V22H181L180 20H179V21H178V20H177V21H176V20H173V21H176L177 24H178L179 26L176 25V22H175V27H176V26H178V27H177V28H174V27H172L173 25H170V26L172 27V29L170 28V29H171V32H170V29H168L169 32L167 33L166 31H164L163 34H167V35H168V34L170 33V35H171V34L173 33V36H170V38H171V37H174V39H177V41H178V39H179V40H182V39L185 40V36H186V40H185V42H186V41H193L192 43L194 44V42H195V37H196V40H197V37H199V36H195V35H194V39L192 38V40H188V39H191V37H192V36H191L190 38H188V37H189V35H188L189 28H188V27H189V25H190L189 22H191L190 20H191L195 15H196V16L194 17V21L197 19V20H196V23L198 24L200 14H203L202 12L199 11V9L201 10V6L204 4L203 2H204L205 0H204L203 2H200ZM212 1H213V0H212ZM212 1H210V2H212ZM247 1H248V0H247ZM250 1H252V0H250ZM256 1H257V0H255V2L253 1V4H251V6H252V5L254 6V5L256 4ZM259 1H260V0H259ZM259 1L257 2V6H258ZM40 2H41V0H40ZM40 2H39V4H40ZM46 2H43V5H44V3H46ZM177 2H178V1H177ZM207 2H208V0H206V2H205L204 5H206ZM261 2H262V4H263V5H262V4H261V5L264 6V0H262ZM149 3H150V2H149ZM167 3H168V2H167ZM178 3H179V2H178ZM184 3H186L187 5H184ZM201 3H203V4L200 5ZM212 3H216V2H212ZM212 3H211V4H212ZM246 3H247V2H246ZM246 3H245V4H246ZM35 4H36V3H35ZM55 4H56V3H55ZM159 4H160V3H159ZM173 4H174V3H173ZM211 4L209 5V7L211 6ZM5 5L7 6V4H5ZM5 5H4V6H5ZM8 5H10V4H8ZM58 5H57V6H58ZM147 5H148V4H147ZM199 5H200V6H199ZM212 5H213V4H212ZM214 5H215V4H214ZM214 5L212 6V9L209 10L210 12H211L213 9H215V8H216V10L219 9V8L217 7L218 5H216L215 7H214ZM221 5H222V4H221ZM261 5H260V6H261ZM18 6H19V5H18ZM39 6H40V5H39ZM39 6H33V7L35 8V7H39ZM44 6H45V5H44ZM44 6H42V7H44ZM46 6H47V4H46ZM55 6H56V5H55ZM61 6H62V5H61ZM61 6H59V7H61ZM149 6H150V4H149ZM158 6H159V5H158ZM163 6H164V4H163ZM2 7H3V6H1V8H2ZM10 7H11V6H10ZM10 7H9V8H10ZM12 7H13V5H12ZM16 7H17V6H16ZM22 7H24V6H22ZM62 7H63V6H62ZM188 7H189V5H188ZM199 7H200V8H199ZM1 8H0V9H1ZM4 8H6L5 10H7V7H4ZM40 8H41V7H40ZM44 8L46 9V7H44ZM44 8H42V9L45 10ZM49 8L51 9V6H50ZM49 8H48V9H49ZM53 8H55V7H54V4H53ZM53 8H52V9H53ZM57 8H58V7H57ZM66 8H67V7H66ZM168 8H169V6H168ZM210 8H211V7H210ZM217 8H218V9H217ZM254 8H255V7H254ZM261 8H262V7H261ZM10 9H11V8H10ZM12 9L14 10V8H12ZM19 9H20V8H19ZM22 9H23V8H22ZM36 9H37V8H36ZM48 9L45 10V11H48ZM153 9H154V8H153ZM160 9H161V8H160ZM160 9H159V10H160ZM184 9H185V8H184ZM190 9H191L192 11L194 10V13H192ZM203 9H204V7H203ZM205 9H207L206 6H205ZM205 9H204V10H205ZM250 9H251V12L254 11L251 7H250ZM256 9H257V7H256ZM20 10H21V9H20ZM23 10H24V9H23ZM25 10H26V9H25ZM40 10H41V9H40ZM57 10H58V9H57ZM57 10H56V11H57ZM166 10H167V9H166ZM173 10H174V9H173ZM204 10H203V11H204ZM216 10H214L213 15H215ZM257 10H258V9H257ZM263 10H264V9H263ZM7 11H9V10H7ZM18 11H19V10H18ZM21 11H22V10H21ZM21 11L19 12L20 15H21ZM34 11H36V10H31L32 13H33ZM38 11H39V9H38ZM41 11H42V10H41ZM41 11H40V13H41ZM56 11H55V13H56ZM157 11H158V10H157ZM188 11H190L189 14H187ZM201 11H202V10H201ZM205 11H206V10H205ZM42 12H43V11H42ZM49 12L51 13V10H50ZM61 12H62V10L60 11V13H61ZM172 12H173V11H172ZM176 12H178V11L176 10ZM199 12H200V13H199ZM210 12H209V13H210ZM217 12H218V11H217ZM256 12H257V11H256ZM13 13H14V12H13ZM13 13H11V15H12ZM25 13H26V14H29V13H27V11H25ZM35 13H36V12H35ZM40 13H39V15H40ZM46 13H48V12H45V14H46ZM55 13H54L53 15L51 14V15H52V18L54 17ZM57 13H59V11H58ZM90 13H91V12H90ZM113 13H114V12H113ZM127 13H128V11H127ZM211 13H212V12H211ZM219 13H220V12H219ZM246 13H248L249 15L251 14V13H249V10H248V12H246ZM246 13H245V14H246ZM258 13H260V11H258ZM2 14H3V13H2ZM2 14H1V15H2ZM15 14H16V13H15ZM30 14H31V13H30ZM37 14H38V13H37ZM43 14H44V13H43ZM191 14H192L193 17L190 16ZM194 14H195V15H194ZM197 14L199 15V17H198ZM221 14H222V12H221ZM4 15H5V14H4ZM32 15H33V14H32ZM39 15H38V16H39ZM58 15H59V14H58ZM143 15H144V14H143ZM175 15L178 16V19H179V15H180V14L178 15L177 13H175ZM182 15H180V19H182V17H181ZM188 15H189V16H188ZM204 15H205V14H204ZM216 15H217V13H216ZM219 15H220V14H219ZM219 15H218V16H219ZM246 15H247V14H246ZM249 15H247V16H249ZM15 16H16V15H15ZM22 16H23V18L26 17L25 15H22ZM43 16L47 18L48 15H47V16H46V15H43ZM162 16H163V15H162ZM171 16H172V15H171ZM176 16H175V19H176ZM187 16H188V17H187ZM218 16H215V18H216V17L218 18ZM250 16H251V15H250ZM259 16H260V15H258L257 17H259ZM34 17H35V16H34ZM34 17H32V18L34 19ZM78 17H79V16H78ZM173 17H174V16H173ZM202 17H203V16H202ZM204 17H205V16H204ZM211 17H212V16H211ZM219 17H220V16H219ZM230 17H231V15H230ZM240 17H241V16H240ZM262 17H263V16H262ZM1 18H2V17H1ZM17 18H18V17H17ZM17 18H16V20H17ZM27 18H28V16H27ZM29 18H30V17H29ZM35 18H36V17H35ZM38 18H39V20H40V18H41L40 21H42V17H38ZM54 18H55V17H54ZM59 18H60V17H59ZM107 18H108V17H107ZM142 18H144V17L142 16ZM146 18H147V20H148V16L146 17V15H145V18H144V19H146ZM166 18H167V17H166ZM206 18L208 19V16H207ZM213 18H214V16H213ZM213 18H211V19L213 20ZM11 19H12V18H11ZM14 19H15V18H14ZM18 19H19V18H18ZM60 19H61V18H60ZM122 19H123V18H122ZM130 19H131V18H130ZM156 19H157V16H156ZM167 19H168V18H167ZM167 19H166V20H167ZM185 19H186V21H185ZM188 19H190V20H188ZM200 19H201V18H200ZM204 19H205V18H204ZM204 19H203V20H204ZM222 19H223V18H222ZM244 19H249V17H248V18H244ZM244 19H242V21H241V19H239L241 24L243 23V21H244V23H246L247 20H244ZM250 19H251V18H250ZM254 19H255V16H254ZM3 20H4V19H3ZM25 20H27V19H24V22H25ZM37 20H38V19H37ZM43 20H44V19H43ZM47 20L49 21V20H51V19H47ZM57 20H58V18H57ZM57 20H56V21H57ZM105 20H106V19H105ZM105 20H104V21H105ZM109 20L112 21V19H109ZM133 20H134V19H133ZM187 20H188V21H187ZM214 20H215V19H214ZM214 20H213V24H214L213 27L215 28V22H216V21L214 22ZM216 20H217V19H216ZM219 20H220V19H218V23L220 24L221 22H219ZM230 20H232V19H230ZM230 20H229V23L231 22ZM259 20H260V19H259ZM5 21H6V20H5ZM12 21H13V20H12ZM12 21H11V23H13ZM27 21H28V20H27ZM27 21H26V22H27ZM31 21H32V20H31ZM31 21H30V22H31ZM33 21H34V20H33ZM51 21H53V19H52ZM106 21H108V20H106ZM118 21H119V20H118ZM148 21H152V20L150 19V20H148ZM163 21H165V20H163ZM163 21H161L159 24H163ZM167 21H170V19L167 20ZM233 21H234V20H233ZM9 22H10V20H9ZM35 22H36V21H34V23H35ZM132 22H133V21H132ZM145 22H146V21H145ZM165 22H166V21H165ZM170 22H171V21H170ZM170 22H169L168 24H170ZM178 22H179L180 24H179ZM199 22H200V21H199ZM203 22H207V20H206V21H203ZM208 22H209V21H208ZM4 23H5V22H4ZM14 23H15V21H14ZM54 23H55V21H53V24H54ZM57 23H58V22H57ZM103 23H104L106 26H107V24H108L107 22H103ZM146 23H147V22H146ZM150 23H154V22H150ZM150 23H149V24H150ZM182 23H185V24H182ZM218 23H216V25H217ZM222 23L224 24V22H222ZM232 23H233V22H232ZM235 23H236V22H235ZM238 23H239V21H238ZM40 24H41V23H40ZM53 24H52V25H53ZM119 24H120V23H119ZM143 24H144V23H143ZM149 24L147 23V25H149ZM181 24H182V26L184 25L183 28H181V26H180ZM186 24H187V25L189 24V25L187 26ZM192 24L195 25L193 22H191V25H192ZM206 24H207V23H206ZM209 24H210V23H209ZM209 24H208V25H209ZM211 24H212V22H211ZM211 24L209 25L210 27H212ZM257 24H258V23H257ZM11 25H12V24H11ZM31 25H32V24H31ZM41 25H43V24H41ZM126 25H128V24H126ZM126 25H125V26H126ZM141 25H142V24L140 23L139 26H141ZM150 25H151V24H150ZM155 25H156V24H155ZM166 25H167V23H166ZM191 25H190L191 30L194 29L195 26H197V25H195V26L192 25V26H193V27H192ZM198 25H199V24H198ZM200 25H201V27H202V26L204 25V23H203V24H200ZM208 25H207V26H208ZM23 26H24V25H23ZM32 26H33V25H32ZM43 26H44V25H43ZM43 26H42V27H43ZM50 26H51V25H50ZM106 26H104V27H106ZM109 26H110V24H108L107 27H109ZM139 26H138V27H139ZM151 26H152V25H151ZM160 26H161V25H160ZM162 26H163V25H162ZM164 26H165V25H164ZM167 26H169V25H167ZM205 26H206V25H205ZM229 26H230V25H229ZM247 26H248V24H247ZM42 27H41V28H42ZM47 27H48V26H47ZM51 27H52V26H51ZM107 27H106V28H107ZM138 27H136L135 30H137ZM146 27H147V26H145V28H144V27H143V28L146 29ZM149 27H150V26H149ZM149 27H148V28H149ZM157 27H159V25H157ZM201 27L198 26L199 29H200ZM210 27H209V28H210ZM217 27H218V25H217ZM4 28H6V27H4ZM7 28H9V27H7ZM33 28H34V27H33ZM33 28H32V29H33ZM106 28H105V29H106ZM125 28H127V27H125ZM154 28H155V26H154ZM154 28H153V29H154ZM166 28H167V27H165L164 29L166 30ZM168 28H169V27H168ZM218 28H219V27H218ZM234 28H235V27H234ZM24 29H30V28L27 27V28H24ZM24 29H23V30H24ZM44 29H45V27H44ZM99 29H101V27H99ZM99 29H97V30H99ZM116 29H117V27H116ZM174 29H175V30H174ZM176 29H177V30H176ZM195 29L197 30L196 27H195ZM202 29H203V28H202ZM216 29H217V28H216ZM216 29H214L213 33H214L215 31H216V32L218 31V30H216ZM220 29H221V27L219 28V30H220ZM223 29H224V28H223ZM225 29H226V28H225ZM254 29H255V28H254ZM30 30H31V29H30ZM33 30H34V29H33ZM38 30H39V29H38ZM118 30H119V29H118ZM118 30H117V33L120 32V30H119V31H118ZM140 30H141V29H140ZM161 30H163V29L161 28ZM168 30H167V31H168ZM179 30H180L179 34H176V33H178V32H176V31H179ZM204 30H205V29H204ZM207 30H208V29H207V27H206V30H205V31H207ZM209 30H210V29H209ZM211 30H213V29H211ZM230 30H231V29H230ZM28 31H29V30H28ZM34 31H35V30H34ZM48 31H49V30H48ZM113 31H114V32H112V35L115 36V32H116V30H113ZM121 31H122V28H121ZM138 31H139V30H138ZM147 31H148V32L151 31V28H149ZM152 31H153V30H152ZM183 31H184V32H183ZM186 31H187V32H186ZM197 31H198V33H199V30H197ZM202 31H203V30H202ZM221 31H223V30L221 29ZM226 31H228V29H227ZM226 31H225V32H226ZM248 31H249V30H248ZM259 31H261V30H259ZM1 32H2V31H1ZM1 32H0V33H1ZM4 32H6V31H4ZM7 32H8V31H7ZM11 32H12V31H11ZM25 32H27V30H25ZM40 32H41V30H40ZM50 32H51V31H50ZM98 32H100V31H98ZM133 32H134V31H133ZM141 32H146V31L143 30V31H141ZM174 32H175V34H174ZM189 32H191V31H189ZM229 32H230V31H229ZM229 32H228V33L226 32V33H227V34H230L232 31H231L230 33H229ZM239 32H240V31H239ZM251 32H252V31H251ZM9 33H10V32H9ZM27 33H31V32H27ZM38 33H39V32H38ZM48 33H49V32H48ZM55 33H56V32H55ZM102 33H103V31H102ZM113 33H114V34H113ZM128 33H129V32H128ZM155 33H156V32H155ZM180 33H181L182 35H181ZM194 33H195V31H194ZM205 33H206V32H205ZM210 33H211V32H210ZM213 33H212V34H213ZM218 33H219V31H218ZM260 33H261V32H260ZM260 33H258V34H260ZM139 34H141V33H139ZM145 34H146V33H145ZM151 34L154 35V32L151 33ZM151 34H149V33H148V35L146 34L147 37H146L145 35H143V36L140 35V36L142 37L140 40L144 39V40L141 41V43H142V42L145 43V44H144L145 47L148 48V50H151V53H152L153 55H155V54H154L153 46H151V47L149 46V45H150L149 40H150V42L152 43V40H151V39H152V35H151ZM159 34H160V32H159ZM183 34H184V35H183ZM192 34H193V33H192ZM222 34H223V32H222ZM0 35H1L2 38H3V35H2V34H0ZM12 35H13V34H12ZM16 35H17V34H16ZM24 35H26V33H25ZM24 35H23V36H24ZM29 35L32 36V34H29ZM104 35H105V34H104ZM190 35H191V33H190ZM196 35H198V34H196ZM201 35H203V34H201ZM224 35H225V34H224ZM231 35H232V33H231ZM231 35H230V37H231ZM233 35H235L234 37H236V36H237V33L235 32V33H233ZM233 35H232V36H233ZM251 35H252V34H251ZM256 35H257V34H256ZM261 35H262L263 37H262ZM261 35H260V36H261L262 38H264V29H263ZM1 36H0V37H1ZM30 36H29V37H30ZM45 36L48 37L47 35H45ZM129 36H130V35H129ZM135 36H136V35H135ZM149 36H150V37H149ZM182 36H183V38H181ZM217 36H218V35H217ZM219 36H220V35H219ZM227 36H228V35H227ZM10 37H11V36H10ZM29 37L26 36V38H29ZM41 37H43V36H41ZM41 37H40V38H41ZM53 37H54V36H53ZM75 37H76V36H75ZM155 37H156V36H155ZM155 37L153 36L154 40L156 41ZM161 37H162V36H161ZM168 37H169V36H168ZM178 37H179V38H178ZM213 37H214V36H213ZM221 37H222V36H221ZM223 37H224V36H223ZM234 37H233V38H234ZM237 37H238V36H237ZM237 37H236V38H237ZM2 38H1V40H2ZM14 38H15V37H14ZM63 38H65V37H63ZM114 38H115V37H114ZM135 38H136V37H135ZM180 38H181V39H180ZM199 38H200V37H199ZM205 38H206V37H205ZM20 39H21V38H20ZM61 39H62V38H61ZM73 39H74V38H73ZM78 39H80V38H78ZM78 39H77V40H78ZM109 39H110V38H109ZM171 39H172V38H171ZM200 39H201V38H200ZM200 39H199V40H200ZM203 39H204V38H203ZM203 39H201V40H203ZM207 39L209 40L208 37H207ZM222 39H224V38H222ZM222 39H221V40H220V39H219V40L217 39V40H215V41L213 40L215 43L209 41L210 44H209L208 41H207V42H206L207 44L204 45V47L207 48L206 51L208 52V49H209V48H210V49H209V51H210L211 48L214 46V44L216 45L215 47H217V49H218L219 47L217 46L216 41H217V42H218V41H220V42L222 41V42L224 43V41H223ZM226 39H228V38H226ZM238 39H241V38L238 37ZM238 39H237V40H238ZM242 39H243V38H242ZM244 39H245V38H244ZM259 39H260V38H259ZM259 39H258V40H259ZM1 40H0V42H1ZM12 40H13V39H12ZM30 40H31V39H30ZM74 40L76 41V38H75ZM145 40H146V42H145ZM169 40H170V39H169ZM184 40H183V41H184ZM211 40H212V39H211ZM246 40H247V39H246ZM262 40H263V39H262ZM5 41H6V39H5L4 41H2V43L5 42ZM8 41H9V40H8ZM62 41H63V42L65 41L66 43L68 42V41H66V39H65V40L62 39ZM75 41H74V42H75ZM155 41H153V42H155ZM174 41H175V40H174ZM205 41H206V40H205ZM205 41H203V44H204ZM235 41H236V40H235ZM239 41H240V40H239ZM239 41H236V42H239ZM243 41H244L243 44H244L245 48H246V49H250V48H247V46L250 45V44H246L247 41L245 42V40H242V42H243ZM253 41H255V40H253ZM59 42H60V41H59ZM65 42L63 43L64 45H65ZM106 42H107V40H106ZM125 42H126V41H125ZM138 42H139V41H137V43H138ZM170 42H171V41H170ZM172 42H173V41H172ZM179 42H180V41H179ZM200 42H201V41H200ZM225 42H226V40H225ZM261 42H262V44H263V43H264V40L261 41ZM37 43H38V41H37ZM76 43H77V41H76ZM146 43H147V44H146ZM174 43H175V45H174V48H173V49H174L175 51H174V56H173V58L177 59V56L179 55V59H181V57H182L183 55H185V54L183 53V55H182V52H180V51H181V50H180L181 48L179 49V48H176V47H175L176 45L179 47V45H178L179 43H178V42H177V43H176V42H173V44H174ZM180 43H182V41H181ZM190 43H191V42H188V44H190ZM196 43H198V42H196ZM196 43H195V44H196ZM226 43H227V42H226ZM228 43H230V42L228 41ZM228 43H227V44H228ZM234 43H235V42H234ZM240 43H241V42H239V44H240ZM69 44H70V43H69ZM71 44H72V43H71ZM127 44H128V42H127V43H124V45H122V46L125 47V45H127ZM138 44L140 45V42H139ZM148 44H149V45H148ZM164 44H165V43H164ZM168 44H169V43H167V44H165V45L168 46ZM186 44H187V42H186ZM220 44H221V43H220ZM227 44H222V45H225V46H226ZM235 44H236V43H235ZM235 44H233L232 46L234 47ZM243 44L241 43V45H243ZM245 44H246V45H245ZM0 45H1V43H0ZM64 45H63V46H64ZM120 45H121V44H120ZM146 45H147V46H146ZM151 45H153V43H152ZM159 45H160V44H159ZM159 45H158V48H159ZM162 45H163V43H162ZM162 45H161V46H162ZM170 45H171V43L169 44V47H170L169 49H167V47H164V46H163L164 48L162 47L163 49H161V50L163 51V50L166 48V49L169 51V50L171 49V46H170ZM196 45L199 47V43L196 44ZM201 45H202V43H201ZM230 45H231V44H230ZM237 45H238V43H237ZM72 46H73V44H72ZM84 46H85V45H84ZM99 46H100V43H99ZM99 46H98L97 48H99ZM122 46H120V47H122ZM148 46H149V47H148ZM155 46H157V45L154 44V47H155ZM191 46H192V44H191ZM211 46H212V47H211ZM219 46H220V45H219ZM225 46H223V48H222V46L220 47V48H221L220 51L223 49V51H221V52H223V53H221L220 51H217V49L215 50V52L217 51V52H216L217 54H218V52H220V53L218 54V55H220V56H221L222 54L225 55V54L227 53L225 56H222L223 58L221 57V58L219 59L218 55H217L216 53H214V50H213V54L216 55V56H215L216 58H213L214 55L212 54V50H211L210 53L212 54V56H213L212 58H213V59L208 58V57H211V56H210V53H209L208 57H205L204 59L207 58V61H208V62H209V60H211V61H210L209 63H208V62H204V66H205V63L211 64V62H212V64H214V62H215L214 59H215L216 62H217V59H219V60H221V59H226V58H225L226 56H230L228 52L231 51V49H232L231 47H232V46H229V44L227 45L228 47H225ZM235 46H236V45H235ZM238 46H239V45H238ZM244 46H240V47L243 48ZM4 47H5V46H4ZM60 47H61V46H60ZM65 47H67V45L64 46V48H65ZM70 47H71V46L69 45V47H68L67 49H70ZM76 47H78V46L76 45ZM117 47H118V46H117ZM123 47H122V48H123ZM142 47H144V46H142ZM189 47H190V45L188 46V48H189ZM229 47H230L231 49H229ZM236 47H237V46H236ZM240 47H239V48H240ZM248 47H250V46H248ZM251 47H252V48H251V52H252V53L249 52L250 50L247 51L246 49H245L246 51L244 52V53L247 54V55H248L249 53H251V54H250L251 56H249V58L251 57L252 60H249V58L246 56V57L248 58V61H251V62L254 64L255 61H254L253 58H255L256 56H258V57L261 56V58L263 57V58L261 59V61H260V58L257 57V61H258V60H259V61H258V62L256 61V62H257V65H261V66H263V65H264V63H263V62H264V56H263V55H260L261 52L258 51V50H256L255 47H253L252 45H251ZM0 48H1V47H0ZM106 48H107V47H106ZM111 48H112V46H111ZM175 48H176L177 50H176ZM185 48H187V45L185 46ZM205 48H204V50H205ZM213 48H214V47H213ZM213 48H212V49H213ZM224 48H225V49L227 48V50H224ZM239 48H238V49H239ZM5 49H6V48H5ZM72 49H73V48H72ZM74 49H75V48H74ZM74 49H73V50H74ZM101 49H102V48H101ZM108 49H109V48H108ZM125 49H126V48H125ZM128 49H129V48H128ZM166 49H165L163 52H165V51L168 52ZM173 49H172L171 51H169L170 53H169V52H168V53L165 52L167 55H162V56L168 58V55L172 54ZM228 49H229L230 51H228ZM234 49H235V47H234ZM234 49H233V50H234ZM240 49H241V48H240ZM240 49H239V51L241 52ZM254 49H255V50H254ZM258 49H259V48H258ZM6 50H7V49H6ZM70 50H71V49H70ZM77 50H78V49H77ZM113 50H114V48H113ZM119 50H120V51H124V49L121 50V48H120ZM144 50H145V49L143 48V50H139L138 53H143V54H141V55H142V56L144 55V57L146 58L145 54H146V53H149L150 51H149V52L145 51L146 53L144 54V52H143ZM161 50H159V51L161 52ZM193 50H194V49H193ZM204 50H203V51H204ZM218 50H219V49H218ZM243 50H244V48H243ZM263 50H264V49H263ZM68 51H69V50H68ZM78 51H79V52H78V55H79V53H83V52H81V50H78ZM82 51H84V50H82ZM102 51H103V49H102ZM120 51H119V52H120ZM141 51H142V52H141ZM157 51H158V49H157ZM176 51H177V52H176ZM224 51H225L226 53H224ZM227 51H228V52H227ZM234 51H235V52H234ZM234 51H232V52H230V53H233V52H234V54L237 53L236 49H235ZM256 51H258V53L260 52V53H259L260 56L257 55ZM72 52H73V51L71 50L70 53H72ZM86 52H87V51H86ZM135 52H137V51L135 50ZM135 52H134V53H135ZM160 52H158L159 54H158L157 52H155V53H156V56L158 55L159 58H161V55H160V54H163V52H161V53H160ZM175 52L178 53V54H175ZM179 52H180V53H179ZM201 52H202V51H201ZM204 52H205V51H204ZM207 52H206V53H207ZM240 52H238V53H240ZM248 52H249V53H248ZM65 53H66V52H65ZM73 53H74V52H73ZM87 53H88V52H87ZM134 53L131 54V56L134 55ZM151 53H150V56L152 55ZM185 53H186V52H185ZM238 53H237V54H238ZM254 53H255V54H254ZM14 54H15V53H14ZM66 54H67V53H66ZM76 54H77V53L75 52V55H76ZM88 54H89V53H88ZM101 54H102V53H101ZM193 54H194V53H193ZM237 54L235 55L236 57H237ZM245 54H244V55H245ZM67 55H69V53H68ZM70 55H71V54H70ZM80 55H81V54H80ZM91 55H92V54H91ZM122 55H123V54H122ZM146 55H147V54H146ZM153 55H152V56H153ZM181 55H182V56H181ZM195 55H196V54H195ZM242 55H243V51H242V53H241V56H238V57H237V58H239V59H237L236 57L234 58V56H233V58L236 59L235 61H236V62L238 61V63L235 62V63H233V64H234L235 66L238 65V66H237L238 69H240L239 67H241V68L244 70V72L246 73V70H245L246 67H245V68L242 67V66L244 65L243 63H244V60H245V59H243V61L240 62L241 65L239 66V61L242 60V57H243ZM252 55H253V56H252ZM255 55H256V56H255ZM82 56H84V55H82ZM82 56H81V57H82ZM96 56H97V54H96ZM102 56H103V55H102ZM148 56H149V54H148ZM171 56H172V55H171ZM185 56H186V55H185ZM63 57H64V56H63ZM115 57H116V56H115ZM126 57H127V55H126ZM129 57H130V56H129ZM187 57H188V56H187ZM217 57H218V58H217ZM240 57H241V58H240ZM75 58H77V57H75ZM82 58H83V57H82ZM82 58H81V59H82ZM86 58H88V60L90 59L87 55L84 56V59H85V60H86ZM98 58H100L99 55L97 56V59H98ZM113 58H114V57H113ZM119 58H121V57H119ZM130 58L133 59V57H130ZM145 58H144V59H145ZM153 58H154V56H153ZM184 58H185V57H183L182 59L185 61ZM201 58H202V57H201ZM227 58H228V57H227ZM1 59H2V58H1ZM60 59H61V58H60ZM94 59H95V58H94ZM114 59H115V58H114ZM128 59H129V58H128ZM175 59H172V60H174L173 62H172V60H171L170 58L168 59V61H167L168 64L170 63L169 60H171V62H172V65H168V67H169V66H172V67H173L174 64L177 65V62H176ZM186 59H187V58H186ZM192 59H193V58H192ZM204 59L202 60V62L200 61V62H201V65H203V61H206V60H204ZM234 59H231V61L234 60ZM67 60H68V59H67ZM69 60H70V59H69ZM69 60H68V61H69ZM74 60H75V59H74ZM76 60H77V59H76ZM79 60H80V59H79ZM85 60H82V61L85 62ZM134 60H135V59H134ZM149 60H150V62H149ZM149 60H148V59H145L146 62L144 61V64H142L143 61L140 62V63L143 65V69H145V70H143V69L140 68V71H142V72H143V71L147 72V71H149V70H147V67H148V66L151 67V66L153 65V68H155V67H156L155 65L159 64V62H160V64H161V62H162V64L160 65V66L162 67V71H161V72H164V71H163V63H164V62H163L161 59H159V60H161V61H159L157 64L155 63L154 59H153L154 62L152 61V57H150ZM155 60H156V58H155ZM164 60H166V59H164ZM196 60H197V58H196ZM199 60H200V57H199ZM212 60H213V61H212ZM219 60H218V62H219ZM62 61H63V60H62ZM82 61H81V62H82ZM90 61H91V60H89L88 64L85 63V64H87V67H88ZM129 61H131V60L129 59ZM151 61H152V62H151ZM177 61H178V60H177ZM184 61H183V62H184ZM186 61H187V60H186ZM188 61H189V60H188ZM188 61H187V62H188ZM227 61H229V58L227 59ZM245 61H246V60H245ZM248 61H246V62L248 63ZM262 61H263V62H262ZM0 62H1V61H0ZM65 62H66V61H65ZM83 62H82V64H83ZM114 62H115V61H114ZM192 62H194V63H192ZM200 62L197 60V62L195 63V61H192V60H191L190 63H192V65H193V64H194V65H199ZM218 62L215 63V65L218 64V67H220V69H225V68H223V67L225 66L226 69L229 70V68H227L228 66H226V64H228L226 61H224V63H226V64H222V67L220 66L221 63H222V61H221L220 65H219ZM256 62H255V63H256ZM261 62H262L263 64H262ZM21 63H22V62H21ZM67 63H68V62H67ZM75 63H77V62L75 61ZM102 63H103V62H102ZM115 63H116V62H115ZM121 63H122V62L120 61V64H121ZM148 63H150V65H148ZM153 63H154V64H153ZM178 63H179V62H178ZM181 63H182V61H181ZM252 63H251V64H252ZM11 64H12V63H11ZM22 64H23V63H22ZM78 64H79V63H78ZM90 64H91V63H90ZM103 64H104V63H103ZM132 64H133V63H132ZM137 64H139V63H137ZM137 64H135V65H137ZM145 64H147V67L145 66ZM151 64H152V65H151ZM170 64H171V63H170ZM185 64H186V63H185ZM212 64L210 65V66H212L211 69L214 67V65H212ZM229 64L231 65V62H229ZM233 64H232V65H233ZM242 64H243V65H242ZM251 64H250V65H251ZM4 65H5V64H4ZM60 65H61V64H60ZM67 65H69V64H66L65 68L67 67ZM107 65H108V63H107ZM109 65H110V64H109ZM126 65H127V64H126ZM126 65H125V66H126ZM180 65H181V64H180ZM189 65H190V64H189ZM189 65H188V69L191 71L192 69L189 68ZM201 65H200V66H201ZM230 65H229V66H230ZM2 66H3V65H1V68H2ZM10 66H11V65H10ZM16 66H17V65H16ZM69 66H70V67H69ZM69 66H68V68H71L72 64H70ZM73 66H74V65H73ZM73 66H72V69H73ZM79 66H81V65L79 64V65H77L76 67H77V68H80ZM89 66H90V65H89ZM105 66H106V65H105ZM110 66H111V65H110ZM120 66H121V65H120ZM132 66H133V65H132ZM140 66H141V65H140ZM140 66H139V67H140ZM144 66H145L146 68H144ZM190 66H191V65H190ZM200 66H198V67L196 66V67L199 68ZM208 66H209V65H208ZM208 66L206 65V67H204V68L207 69V73H206L207 75H206V76L209 77L208 75H211V77H212V75H213V71H215L216 69L214 68L215 70L213 69L212 71H211V70L208 71V68H207ZM235 66H234V67H235ZM244 66H245V65H244ZM247 66H248V64H247ZM5 67H6V66H3V69H4ZM60 67H61V66H59V69H60ZM74 67H75V66H74ZM81 67H82V66H81ZM83 67H86V65H83ZM100 67H101V66H100ZM108 67H109V66H108ZM139 67H137V68L139 69ZM161 67H160V69H161ZM172 67H171V68H172ZM180 67H181V66H179L178 69H177V67L175 66V71H176V69H177V73H179L178 70L182 68V67H181V68H180ZM183 67H184V69H186V68H185L186 66L183 65ZM193 67H194V66H192V68H193ZM215 67H216V66H215ZM248 67H249V66H248ZM250 67H251V66H250ZM253 67H256V66L253 65ZM253 67H252V68H253ZM263 67H264V66H263ZM1 68H0V69H1ZM6 68H7V67H6ZM63 68H64V67H63ZM63 68H62V70H63ZM102 68H103V66H102ZM118 68H120V67H118ZM126 68H127V67H126ZM126 68H125V69H126ZM131 68H132V67H131ZM134 68H135V70L137 69L136 67H134ZM151 68H152V67H151ZM157 68H159V65H158ZM164 68H166V67H164ZM173 68H174V67H173ZM194 68H195V67H194ZM194 68H193V69H194ZM201 68L203 69V66H201ZM252 68H251V69H252ZM258 68H260V67H258ZM258 68L256 67V68H254V69H255V70H258ZM11 69H12V68H11ZM18 69H19V68H18ZM23 69H24V67H23ZM75 69H76V68H75ZM82 69H83V68H82ZM85 69H86V68H85ZM87 69H88V68H87ZM106 69H107V71H108V73H109V68H106ZM125 69H124V70H125ZM128 69H130V68H128ZM138 69H137V71H139ZM155 69H156V68H155ZM155 69L152 70V71H155ZM166 69H167V68H166ZM166 69H165V70H166ZM169 69H170V68H169ZM169 69H167V70L164 72V74L167 75V72H168V74L170 75V73H169L170 70H169ZM184 69H181V70H182V74H183V72H184ZM206 69H203V70H206ZM209 69H210V67H209ZM226 69H225V70H226ZM230 69H231V67H230ZM234 69H235V71H236V68H234ZM246 69H247V68H246ZM254 69H252V70L254 71ZM7 70H9V69H7ZM12 70L14 71V73H13V74H10V75H15V73L18 72V71L16 70V68H15L16 72H15L14 69H12ZM12 70H11V71H12ZM26 70H27V69H26ZM30 70H31V69H30ZM78 70H79V69H77V71H78ZM91 70H92V69H91ZM110 70H111V68H110ZM118 70H119V69H118ZM118 70L116 71V73L113 72V74L115 73V76H116V74L118 73ZM146 70H147V71H146ZM156 70H157V69H156ZM158 70H159V69H158ZM158 70H157V73H159ZM168 70H169V71H168ZM172 70H173V69H172ZM172 70H171V71H172ZM199 70H200V69H199ZM203 70H202V71H203ZM217 70H219V69H217ZM217 70H216V71H217ZM240 70H241V69H240ZM240 70H238V73H239V75L242 73V76H243V77L240 76V77H241L240 80L238 79L239 76H238L237 71H236V72H235V71L233 72L231 78H232V79L234 78L235 81H236V79H237V80H239V81L241 82V81H243V79H244V77H245L244 80L246 81V80L248 79V77L246 76L247 74H245V76H244V73H243V72L240 73ZM243 70H241V71H243ZM262 70H263V69H262ZM262 70H261V69L258 70V71L261 72V73H258V74H259V75H258L259 77H255V78H260V75L263 77V75H264V74H263V73H264V70H263V71H262ZM1 71H2V69H1ZM1 71H0V72H1ZM23 71H24V70H22V72H23ZM27 71H28V70H27ZM59 71H60V70H59ZM65 71H66V70H65ZM70 71H71V70H70ZM70 71H69V69H68V72H67L68 75H70V74H69ZM72 71H76V70H72ZM85 71H86V70H85ZM88 71H89V69H88ZM88 71H87V72H88ZM94 71L96 72V70H94ZM99 71H100V70H99ZM122 71H123V70H122ZM126 71H127V70H126ZM137 71H136V74H137ZM140 71L138 72V74L140 73ZM150 71H151V70H150ZM150 71H149V72H150ZM179 71H180V70H179ZM187 71H188V70H187ZM187 71H186V72H187ZM190 71H188V72H190ZM194 71L196 72V71H198V70H196V68H195ZM194 71L191 72V73L193 74V76H195L194 79L191 78V77H192L191 75H190L191 77L189 78L190 80L193 79L194 81L191 80V81H192V82H191L189 79H186V80L190 81L191 83H194L196 80L199 81V80H201V79L203 78V77L200 78L201 75H199L202 71H198V73H199V74H198V77H199L200 79H198V77H196V73H195ZM220 71H221V70H220ZM250 71H251V70H250ZM250 71H249V72H250ZM78 72H79V71H78ZM81 72H83V70H81V68H80V72H79V73L81 74ZM120 72H121V69H120ZM120 72L118 73L119 75L122 74V72H121V73H120ZM123 72H124V71H123ZM149 72L147 73V76H148ZM180 72H181V71H180ZM205 72H206V71H205ZM205 72H204V71L202 72V73H203L202 76L205 75ZM208 72H209V73L212 72V73L209 74ZM226 72H227V71H226ZM226 72L224 73V71H221V72L218 71V74H219L221 77H220L218 74H216V72H215V75H214V76H215L217 79H223V81H224V79H225V80H228V78L226 79V77H229V76H227L228 74L226 75ZM18 73H19V75H20V72H18ZM25 73L27 74V72H25ZM30 73H31V72H30ZM56 73H57V74H60V72H56ZM72 73H73V72H72ZM90 73H91V72H90ZM90 73L88 72L89 75H90ZM96 73H97V72H96ZM102 73H103V75L105 74V72H102ZM108 73H106V74H108ZM110 73H112V72L110 71ZM125 73H126V72H125ZM143 73H144V72H143ZM154 73H156V71H155ZM173 73H174V71H172V74H171V75H173ZM177 73H176V74H177ZM222 73H223V74H222ZM227 73H228V72H227ZM231 73H232V72H231ZM234 73L237 74V75L235 74V75H236V76H235L236 78L233 77V76H234ZM251 73H252V72H251ZM5 74H6V73H4V75H5ZM26 74H24V75H22V76H25ZM88 74H87V76L89 77ZM91 74H92V73H91ZM123 74H124V73H123ZM130 74H132V73H130ZM164 74H163V75H161V74H160V75L157 74L158 77H155L156 74H155V75L153 74V75H154L155 78H158V79H159V78H160L159 76L162 77V76H164ZM176 74H174L173 77H177L178 74H177V75H176ZM194 74H195V75H194ZM224 74H225V75H224ZM248 74H249V73H248ZM254 74H255V76H257L256 73H254ZM254 74H253V75H252V74L250 75V77H251V79H252L253 82L251 81V79H250V81L252 82L253 85H254V79H255V78H254ZM4 75H0V76H3V78H4ZM6 75H7V74H6ZM10 75L8 74L7 77H5V79L8 78V79L10 80V78H9ZM65 75H66V74H65ZM77 75H78V74H77ZM93 75H94V74H93ZM101 75H102V74H101ZM108 75H112V74H108ZM108 75H107V76H108ZM133 75H134V74H133ZM151 75H152V74H150L149 77H151ZM169 75H167V78H168V79L170 78V77H168ZM175 75H176V76H175ZM188 75H189V73H188ZM216 75H218L219 77L216 76ZM20 76H21V75H20ZM26 76H27V75H26ZM61 76H63V75H61ZM70 76H72V74H71ZM83 76H84V75H83ZM94 76H95V78L97 77L96 80H98V81H99L98 78L104 77V76H101V77H100L99 75L97 76V74H95ZM94 76H93V78H94ZM107 76H106V77H107ZM113 76H114V75H112V78H111V76H110L111 80L113 79ZM122 76L124 77V75H122ZM141 76H143V75L141 74ZM145 76H146V75H145ZM147 76H146V77H147ZM179 76H180V75H179ZM186 76H187V74H186ZM214 76H213V77H214ZM248 76H249V75H248ZM252 76H253L254 79L252 78ZM10 77H11V76H10ZM15 77H16V78L18 77L17 79H19V76H15ZM58 77H59V76L57 75V79H58ZM106 77H104L105 79L102 78V81H103V80L107 81V80H106ZM116 77H117V76H116ZM116 77L114 78V80L116 79L117 81L124 83V82H123V81H124L123 78H121V79L123 80V81H121V80H119V79L116 78ZM120 77H121V75L119 76V78H120ZM135 77H136V76H135ZM143 77H144V76H143ZM171 77H172V76H171ZM211 77H209V78H207V79L209 80V79H211ZM215 77H214V79H215ZM240 77H239V78H240ZM250 77H249V78H250ZM262 77H261V78H262ZM0 78H1V77H0ZM23 78H24V77H23ZM68 78H69V76H68ZM89 78L91 79V77H89ZM93 78H92V79H93ZM95 78H94V79H95ZM107 78H109V76H108ZM127 78H128V77H127ZM130 78H134V77L132 76V77H130ZM130 78H128V80H129V81H128V85L131 86V85L133 84V82H132L133 79L130 80ZM162 78L164 79V82H167L168 79L165 80V79H166L165 76L162 77ZM162 78H161V79H162ZM181 78H182V81H181V79H179V77H178V79H179L180 81H179V80H178V81H179V82H183V84H186L187 82H186L185 80H183L184 76L181 77ZM187 78H188V76H187ZM231 78L229 77V79H231ZM246 78H247V79H246ZM261 78H260V79H261ZM20 79H21V77H20ZM27 79H28V77H27ZM64 79H65V78H64ZM71 79H72V77H71ZM94 79L92 80L93 82H91V80L87 79L88 81H85V86L87 87V85H88L90 82L93 83V84L95 83V84L98 86V84H97L98 82L94 81ZM141 79H144V78L141 77ZM158 79H157V80H158ZM170 79H171V78H170ZM173 79L175 80V78H173ZM173 79H171V81H172ZM204 79H205V81H206V78H204ZM232 79H231V82L233 81V84H231V85H232L231 87H229V86L227 85L229 82H227V83L225 82V84H226L227 87H228V88H227L226 85H222V84L220 83V82H221L220 80H218V81H219V82H218L219 84H218L217 86H218V88H220V85H221L222 88H223V87L226 88V91H225L226 93H227V92H230L229 90H231V92H233V93L235 92L234 94L231 93V95H229V96H228V93L225 95V96L228 97V98H229L230 96H232V99L229 98V99H231V101L233 100V98L236 99V96H235V95H238V94H239L238 97H237V100L234 101V105L231 104L232 107L235 106V108H236V109L234 108V109H235L234 111H235L236 113H234V111H233V115H235V114L237 115V111H240L239 113H240V114L242 113L241 116L243 115L244 118H245V116H246V118H247V117H249V116H248V112H249L250 110H252L253 108H255L254 110L257 111V114H258V115H257L256 113H254V110H253V114L257 115V119L259 118V120H261V122H260V123L257 122V123H256L257 125H256L255 122H253V118H254L253 116H254V115H251L252 118H251V116H250V119H249V118H247V119L245 118L247 121H244V120H243V121L246 122V123H244V124L241 123V124H243V125H247V124H248V125H247V128H249V127L251 126V127H250V128H252V129H251V132L254 131V132H252V133H254L253 136H256L255 134L258 132V130L256 129L257 132L255 133V131H256V130H255V126H257V128L260 127L261 130L263 129L262 133H264V124H263V122H264V120H263V118H264V111H263V110H264V109H263V108H264V103H263V100H264L263 97H264V95H263V97H262V95L259 96V98L261 97V99H259V98H258V99H257V98L254 99L256 96L259 95V94H258V93L260 92V91L258 92V90L260 89V88H259V87H260L259 85L262 84L261 81H263L264 78H262L261 81H260V79H258L260 83H258V81L255 82V83H256L255 85L259 84L258 86L255 87V94L253 93V92H254V91H253L254 89L252 88L253 85H252V84H250V85L248 84L250 81L247 82V85H248L247 87L251 86V87H249V88H251V90H252L253 92L250 91L249 88H248V90H249L250 92H252L254 95H253L252 93H250V92H247V90H246V89H247L246 85H244L245 87L242 86L243 88H245V90L243 89L244 91H243V90H240L239 87L241 86V83L244 82L243 84H246L245 81H243V82H241L240 84H238L239 81H236V82H237V83H236V82H235L234 80H232ZM12 80H13V81H12ZM22 80H25V79H22ZM59 80H60V77H59ZM79 80H80V79H79ZM114 80H113V83H114ZM157 80L155 79V82L158 83ZM174 80H173V81H174ZM212 80H213V79H211L210 81H212ZM255 80H256V79H255ZM1 81H3V79H2ZM1 81H0V82H1ZM6 81H7V80H6ZM6 81H5V82H6ZM11 81H12V82H15V83L17 84V90H19L18 87L21 88V86H18V85H21V84H19V82H21V80H17V81H18V82H17L16 80H14V79L12 78ZM62 81H63V83L65 82V80H63V79H62ZM73 81H74V80H73ZM73 81H72V82H69V81H68V82H69V83H73ZM81 81H82V80H80L79 83H82V85H84V82H81ZM105 81H104V82H105ZM109 81H110V79H109ZM109 81H108V82H109ZM130 81H131V82H130ZM143 81H144V80H143ZM162 81H163V80H162ZM162 81H161V82H162ZM168 81H169V80H168ZM171 81H170V82H171ZM173 81H172V82H173ZM175 81H176V80H175ZM184 81H185L186 83H184ZM210 81H209V82H210ZM215 81H217V80H216V79L213 80L214 83L211 82V84H215ZM5 82H3V83H5ZM9 82H10V81H9ZM9 82H8V83H5V87H4L3 85H0V86H3V88L1 87V88H2L1 91H3L4 88H6V90H7V89L10 90L9 87H11V86H14V87L16 88V86L14 85L15 83H14L13 85L10 83L11 86H9V85H8ZM23 82H24V81H23ZM87 82H88V84H86ZM100 82H101V80H100ZM100 82H99V83H100ZM104 82H103V83H104ZM126 82H127V81H126ZM146 82H148V81L146 80ZM159 82H160V81H159ZM161 82L159 83V85H161V87H162ZM170 82H169V83H170ZM179 82H175V83H179ZM200 82H203V81L201 80ZM231 82H230V83H231ZM234 82H235V84H234ZM251 82H250V83H251ZM1 83H2V82H1ZM1 83H0V84H1ZM21 83H22V82H21ZM66 83H67V82H66ZM101 83H102V82H101ZM101 83L99 84L100 86H101ZM110 83H111V82L107 83V84L109 85V87H110ZM148 83H149V82H148ZM162 83H163V82H162ZM169 83L167 82L168 87L166 88V85H165V89H167V90L170 91V90L173 89L170 85L173 84V83H170V85H169ZM175 83L173 84V85H174V88L177 86ZM188 83H189V82H188ZM188 83L186 84L187 86H188ZM191 83H189V87H187V86L185 85L186 88H187L188 90H186L185 87H183L184 90H186V91H185L186 94H185V92L183 93V92L181 91V87H179V88H180V91H181V93L179 94V96H181V94H185V95H186L185 97H188V99H191L190 96L192 97V96L195 94L194 91L196 90L195 88H194V91L190 89V87L192 88V84H191ZM196 83H197V82H196ZM196 83H195V84H196ZM198 83H199V82H198ZM206 83H207V81H206L205 83H203V84L205 85ZM222 83L224 84V82H222ZM230 83H229V84H230ZM6 84H7V85H6ZM25 84H26V83H24V85L22 84V87L24 86V88H23V89L21 88V89H22L23 91L25 90V92H26L28 89L26 90L25 86L27 87V84H26V85H25ZM93 84H90V86H89V85H88V86H89V87L93 86V87H91V89L93 88L92 90H95V89H96V88H95L96 86L93 85ZM107 84L105 83V84H104V85H105L104 87L108 86ZM116 84H117V85H116ZM183 84H182V85H183ZM190 84H191V86H190ZM195 84H193V85H195ZM200 84H201V83H199V85H198V84H197V85H198L199 87H201ZM211 84L209 83V85L211 86V88H210V86H208L210 89H212V86H213V88H214V86H216V84H215V85H211ZM237 84H238V85H237ZM70 85L73 86L74 83H73V84H70ZM70 85H69V86H70ZM80 85H81V84H80ZM80 85H79V86H80ZM111 85H112V84H111ZM114 85H116L117 87H118L119 85L122 86V84H120V83H119V85H118L117 82H116L115 84H113V86H114ZM126 85H127V83H126ZM133 85H134V84H133ZM133 85H132V87H133ZM135 85H136V84H135ZM146 85H147V84H146ZM149 85L151 86V83H149ZM152 85H153L154 90H153V89H150L151 87L148 86V88H149V89H147L148 92H149V91H151V92L155 91V92H156V91H158V90L161 89V87L158 86V85H156V86L159 87L160 89H157L156 87H154V85H155L154 83H152ZM201 85H202V84H201ZM204 85H203V86H204ZM236 85H237V86H236ZM239 85H240V86H239ZM255 85H254V86H255ZM7 86H9V87H7ZM85 86L83 87L84 89H85ZM94 86H95V87H94ZM102 86H103V84H102ZM116 86H115V87H116ZM137 86H138V85H137ZM137 86H135V87H137ZM140 86H141V85H140ZM143 86H144L143 89H144L145 92H146L147 90L145 89V84H143ZM143 86H142V87H143ZM163 86H164V84H163ZM183 86H184V85H183ZM262 86H263V87H262V89H263V88H264V82H263V85H262ZM75 87H76V85H75L73 88H75ZM77 87H78V83H77ZM77 87H76V89H77ZM104 87H101V88L99 87V88H100V89H102V88L105 89L104 91H101L102 94H103V95L101 94L102 96H104V94L107 93V94L105 95L106 97H105V96L103 97L104 100H105V98L107 99V97H108V95H109V92H108V91H109V89H108L109 87L107 88L108 90H106V88H104ZM115 87H114V88H115ZM128 87H129V86H127L126 88L124 87V89H125V90L127 89V91H128V90L131 91L133 88L135 89V87H133V88L129 87L130 89H128ZM146 87H147V86H146ZM193 87H194V86H193ZM195 87H197V86H195ZM199 87H197V89H198ZM237 87H238V88H237ZM242 87H241V89H242ZM257 87H258V88H257ZM1 88H0V89H1ZM27 88H28V87H27ZM73 88H71V89L73 90ZM87 88H88V87H87ZM99 88L97 87V89L100 91ZM114 88H113V89H114ZM118 88H119V87H118ZM118 88H115L114 91H116V89H118ZM137 88H138V87H137ZM140 88H141V87H140ZM171 88H172V89H171ZM206 88H207V87H205V90H207ZM209 88H208V90H207L208 92H206L207 94H209V95H207L208 100L210 99L209 96H210L211 94H213L212 97H215L214 95H216V94L218 93V92L215 93L217 90L219 91V93L217 94V95H218L217 98H219L220 100H219V102H218V101H216L215 99L211 98L210 101H209L210 103L206 100L210 105H209V104L206 105L207 102H206L205 100H204L203 102H201V104L203 103V104H202L203 106L206 105L208 111L210 110V112L214 110V109H212V108H214V106L217 104V103H214V105H213V103H211V100H212V102H214V101H215V102H218V105L216 106V108H218V106H220V108L222 109L223 106H227V105H222V104H220V102H223V100H224V101L228 100V99H225L226 97L223 96V94H224L225 92H222V90L224 91V89H221V88H220V89H217V88L215 87L216 91H213V89H212V92H209V91H210ZM232 88H233V89H232ZM12 89H13V88H11V92H12ZM21 89H20V90H21ZM76 89H75V90H76ZM84 89H83V90H84ZM91 89H90V90H91ZM97 89H96L95 91H97ZM103 89H102V90H103ZM110 89H111V88H110ZM155 89H157V90H155ZM162 89H163V87H162ZM162 89H161V90H162ZM165 89H163V92H164V91L168 92V91L165 90ZM192 89H193V88H192ZM228 89H229V90H228ZM256 89H257V90H256ZM262 89H261L260 94H262V93L264 92V91L262 92ZM6 90H5V91H6ZM17 90H16V91L14 90V91L18 94V91H17ZM20 90H19V94H20V93L23 94V92H21L22 90H21V91H20ZM35 90H36V89H35ZM40 90H41V89H40ZM69 90H70V88H69ZM80 90L82 91V86H81L80 88L78 87V89H77L76 91L79 93ZM86 90H87V89H86ZM90 90H89V91H86V92H85V91H84V92H80V93H81V96H80V94H79L78 97H80V99H81L82 97H84V94H83V93H85V96H88V95H89L88 92H90ZM92 90H91V91H92ZM119 90H120V89H119ZM122 90H123V88H122ZM125 90H124L123 92L119 91V93L121 92L122 94H121V93H120V94H121L122 96H124L123 93L125 92V93H126V96H129V94L127 95V91H125ZM136 90H137V89H136ZM144 90H143V91H144ZM161 90H160V91H161ZM174 90H177V91H176V92H172V91H174ZM174 90L168 92V94H166V92H164L165 95H162V96H163V97L165 96L164 98H167V100H168L169 98H171V97H170V94H173V93H175V94H176V93H179V92H178V91H179L178 89L175 88ZM198 90H199V89H198ZM198 90H196L197 94H195V95H197V98H195L196 101H197V99H198V96L200 95L199 92H198ZM200 90L202 91V89H200ZM200 90H199V91H200ZM203 90H204V89H203ZM232 90H233V91H232ZM236 90H237V91H236ZM5 91H4V92H5ZM14 91H13V92H14ZM95 91H93V92L96 93ZM106 91H107V92H106ZM112 91H113V90H110V92H112ZM114 91H113V92H114ZM191 91L194 93V94L192 93L193 95H190ZM240 91H241V92H240ZM245 91H246L247 96H250V95H251L250 97H252V95H253V97H254V96H255V97H254V98H253V97H252V98L249 97V99H250V100H249L248 97L246 96V94H244ZM7 92H8V91H7ZM9 92H10V91H9ZM11 92H10V94H9L10 97L12 96ZM25 92H24V94H23L22 96L25 95ZM30 92H31V91H30ZM30 92H29V93H30ZM77 92H76V93H77ZM133 92H135V90H133ZM133 92H132V93H133ZM145 92H144V93H145ZM171 92H172V93H171ZM187 92H188V93L190 92L189 95L187 94ZM202 92H203V91H202ZM202 92H201V94L203 95L204 92H203V93H202ZM221 92H222V93H221ZM16 93H13V96L11 97L12 100H14V98H15L14 96H20V95H15ZM78 93H77V95H78ZM87 93H88V94H87ZM94 93H93L94 97H93V95H92V97L94 98V100H91L90 96H89L88 98H87V97H86V98L84 97V99H83V98H82V99L85 100V101H83V103L85 102V104H82L81 101H80V104H82V106H84V105H86V104L90 105V101H93V102L91 103V105H93V104H94V105H97V104H95V103H96V102H95V98H96L97 96H96V94H94ZM97 93H98V91H97ZM114 93H116V92H114ZM117 93H118V92H117ZM117 93H116V94H117ZM128 93H131V92H128ZM132 93H131V94H132ZM136 93H137V91H136ZM169 93H170V94H169ZM210 93H211V94H210ZM240 93L242 94V96L240 95ZM248 93H250V94L248 95ZM2 94H3V93H2ZM5 94H6V92H5ZM5 94L3 95V98H1V95H0V98H1V100H0V105H1V103L3 102V99H4V102H5V103H6V102L9 103V102L7 101V100H9V96H8L7 94H6V96H5ZM26 94H27V95H30V94H28V93H26ZM32 94H33V92H32ZM35 94H36V93H34V95H35ZM38 94H39V93H38ZM40 94H42V93H40ZM50 94H51V93H50ZM82 94H83V95H82ZM90 94H91V92H90ZM98 94H99V93H98ZM140 94H142L143 97H141V98H143V99L145 98V99L147 100L149 97L152 98L151 101L149 100V102L151 103V105L153 104V103H152V100L154 99V100L157 101V98H158V97L156 98L155 93H154V96H155V97L152 96V95L148 97V95H147L148 93L145 94V95H147V98H146L145 95H143L142 91H141ZM161 94H162V93H161ZM175 94H173V95L175 96ZM198 94H199V95H198ZM219 94H220V95H219ZM263 94H264V93H263ZM77 95H76V96H77ZM117 95H118V94H117ZM121 95H120V96H121ZM134 95H135V94L133 93V97H135V99H136L137 97H139V95H135V96H134ZM149 95H150V94H149ZM202 95H200L199 97L201 98ZM204 95H205V94H204ZM4 96H5V98H4ZM31 96H32V95H31ZM41 96H42V95H41ZM49 96H50V95H49ZM102 96H100V94H99V96H98V98L101 97L100 99L102 100V102L100 103V105H102V103H103ZM115 96H116V95L114 94V97H115ZM126 96H124V97H126ZM144 96H145V97H144ZM160 96H161V95H160ZM171 96H172V95H171ZM179 96H178V97H179ZM220 96H221L222 99L220 98ZM233 96H235V97H233ZM6 97H8V98H6ZM13 97H14V98H13ZM26 97H27V96H26ZM34 97H36V95H35ZM38 97H39V96H38ZM38 97H37L36 100H38ZM78 97H77V98H78ZM118 97H119V95L117 96V98H118ZM129 97H130V96H129ZM129 97H127V99H128L127 101H126V98H122V97H121V100H120V101H124V100H125V101H126V102H125L126 104L129 103V104H127V105L125 104L124 107L122 106L123 103H122V104H121L120 102L118 103L119 105L121 104L120 106L123 108V109H122L121 107H118V110H120L119 108H121V109H122V113L124 112V113H123V116H124V114H125L126 112H127V114H129V115L131 116V113H130L131 111H130V109H129L128 111H126V110L124 111V109H125L126 107L129 108V105H130V102H131L130 99H131L132 96H131L130 98H129ZM168 97H169V98H168ZM176 97H177V94H176ZM181 97H182V96H181ZM181 97H180L179 99L177 98L178 100L175 102V101H174L175 98L173 99V96H172V98H171V99H173V100H172L173 103H172V101H171L172 105L175 104V103L178 105V102L182 104V102H183V98L185 99V97H183V98H181ZM195 97H196V96H195ZM223 97H224V98H223ZM242 97H243V98H242ZM244 97H246L249 101H251V102H248V103H249V104L251 103V106L253 107V108H252L251 106H249L250 108H252V109H250V110H249V108L246 107L247 115H244V112H242V111H243V108H242V111L240 110V108H241V107L245 104V102H246V101H245V102L242 101V99H244ZM24 98H25V97H24ZM28 98H29V97H28ZM30 98H31V99H29V101H30V100L32 101L33 97H30ZM89 98H90V99H89ZM115 98H116V97H115ZM115 98L111 97V99H113V101H112L111 99H110V100H111L112 102H114V103H110V104H108V106H109V110H110V111L112 110V112H115V113H114L115 116H114V117L112 116L113 119H114V121H115V120H118L119 117H121L120 119L123 118L122 115L118 117V112H116L117 109H113L114 106H116V105H115V102H116V104H117V102H118V101H116L117 99L114 101ZM139 98H140V97H139ZM155 98H156V99H155ZM161 98H162V97H161ZM207 98H206V99H207ZM215 98H216V97H215ZM239 98H240V100H238ZM246 98H245V100H247ZM262 98H263V100H262ZM5 99H7V100L5 101ZM11 99L9 100V101H10V103H9L10 105H13V103H15V101H16L17 104H18V105H16V108H18L17 112H16V109H15V110H13V109L9 110V108H10L11 106H10L9 108H8V107H6V108L8 109L9 112L11 111V112H10L11 114H13V112H12V110H13V111L16 112V114H19V115H20V116L18 115L19 117L16 115V118H15V117H14L15 114H13L14 119L12 118V120L15 121V119H17V117H18V118L22 117L23 120H21V122H22L23 124L26 125V123H25V121H24L25 116H23V115H25V113H27L26 115H28V117L30 116V115H29V111H28V109H26V111H28V112H25V110H24V112H25L24 114H23V113L20 114L21 110H20V112L18 113V111H19V107H20V109H25V107L28 106V105L25 104V107H21L22 104L24 103L25 99L23 100V98H20V100L23 101V102L20 101L21 106H20V104H19V102H18L17 100H14V102H13V101H11ZM15 99H16V98H15ZM17 99H18V98H17ZM43 99H44V98H43V96H42V99H40V100H43ZM50 99H52V103H53V100H54V99L51 98V97H50ZM82 99H81V100H82ZM96 99H97V98H96ZM119 99H120V97H119ZM119 99H118V100H119ZM132 99H133V98H132ZM145 99H144V100H145ZM171 99H169V100H171ZM180 99H182V102L180 101ZM186 99H187V98H186ZM186 99L184 100V103H185V102H188V103H189V102H191L192 100H195V99L193 98V99H191V101H188V99H187V101H186ZM204 99H205V96H204ZM251 99H252L253 101L255 100V102H256V101H259V100L262 101V102L259 101V103H257V102L255 103V102H254V104H252L253 102H252ZM34 100H35V99H34ZM40 100H38V101H40ZM45 100H46V98L44 99L43 102H46ZM87 100H88V103L86 102ZM108 100H109V98H108ZM129 100H130V101H129ZM144 100H143V102H144ZM154 100H153V101H154ZM167 100H166V99H165V100L163 99V100H161V101H163V102L159 103L158 105H155V104H154V107H153V105H152V107H153L154 109L157 108L158 111H159V108H161V107H162V108L164 107V109H165L166 105L171 106L170 104H167L168 101H169V100H168V101H167ZM199 100H200V99H198V101H197V104H198V105L194 103V104L197 105L198 107L193 106V105H192V106H191V105H188V108H189V109H188L187 106H186L187 104L182 105V107H184L185 109H188V110H190V106L193 107V110H194L195 108L198 109L199 106H200V103H198ZM202 100H203V99H202ZM202 100H201V101H202ZM1 101H2V102H1ZM29 101H28V99H27V103H29ZM58 101H59V100H58ZM58 101H57V100L55 101L56 104H58V103L60 102V101H59V102H58ZM97 101H99V99H97ZM106 101H107V100H106ZM136 101H137V100H136ZM139 101L141 102L142 99H138V103H139ZM231 101H230V103H231ZM236 101H237V102H236ZM238 101H239V103H238ZM12 102H13V103H12ZM57 102H58V103H57ZM94 102H95V103H94ZM99 102H100V101H99ZM99 102H98V103H99ZM104 102H105V101H104ZM107 102H108V101H107ZM107 102H106V103H107ZM109 102H110V101H109ZM132 102H133V101H132ZM132 102H131V103H132ZM143 102H142V103H143ZM147 102H148V101H147ZM149 102H148V103H149ZM165 102H166V104H165ZM194 102H195V101H194ZM204 102H205V103H204ZM227 102L229 103V100H228ZM227 102H226V104H227ZM241 102H242L243 104H242ZM11 103H12V104H11ZM25 103H26V102H25ZM32 103H33V102H31V104H32ZM47 103L49 104V101H48ZM47 103H44V104H47ZM106 103H105L106 107H105L104 110H105V111H106V110L108 111V108H107V104H106ZM154 103H155V101H154ZM162 103H163V104H162ZM184 103H183V104H184ZM191 103H192V102H191ZM224 103H225V102H224ZM230 103H229V107L232 109ZM232 103H233V102H232ZM248 103H246L245 105H249ZM261 103H262V104H261ZM36 104H38V103L35 101V105H36ZM39 104H40V102H39ZM41 104H42V101H41ZM48 104H47V105H48ZM59 104H62V103L60 102ZM80 104H79V105H80ZM118 104H117V105H118ZM132 104H134V103H132ZM219 104H220V105H219ZM239 104H242V105H239ZM255 104H256V107H255ZM257 104H260L261 106L263 105V107L261 108V106H260V105L257 106ZM5 105H6V104H5ZM7 105H8V104H7ZM7 105H6V106H7ZM29 105H30V104H29ZM54 105H55V103L52 104V105H48V106H49V107H52L51 109H53V111H55V110H57V109H56V108H53ZM88 105H87L86 107H81V105L78 106V107L76 106V107H77L76 110H77L78 108H80V109H78V112H79V113L82 111V113H81L82 115H83V113H85V115L87 114L86 116H82V117H84L85 120L87 119V121H85V120L82 119L81 117H78V116L75 117L76 119H77V118H81V119H77V120H75V121L78 122V124H80L79 121H82V120H83V122H85V123H83V125H82V123H81L82 126H80V128H81V127L83 128V127L86 125V123L88 124V125L85 126V130L81 131L82 128H81V130H80V128L78 127L79 125H78V126L76 125L77 122L74 123V118H73V120H68V117H69V116H66V117H67L66 119L68 120V122L66 123L67 126H68L69 121H71V122H70L71 125H72V121H73V123L77 126L76 129H77V130L79 129L77 132L80 131L79 133H81V134L78 133L79 136H80V137H83V140H82V138H79V140H77V138L79 137L77 133H75V134H76L75 137H77L76 140H75V137H73L74 139L71 140V139H72V136H74V134H72V133H73L76 129L74 130V129L68 128V129H70V132L67 133V130H68V129H67V128L65 129V127L62 126L61 128H62L63 130L65 129L66 132H63V133H62V132H61L62 130H58V131L61 132V134H60L56 129H54V125H55V124L52 125L54 122L57 123L56 120L52 121L53 118L51 119V125L53 126V128H51V129H53V130H52L53 133H51V129L49 130V128H50L49 126H51V125H49V122H50L49 118H50V116H51L52 114L54 115V113L51 112L52 110L50 109V112H51L52 114H50V112H49L50 115H49V114L47 115L49 118L46 117L45 115H46L47 113H44L46 110L44 111V109H42V108L46 107V105H45V106H43V105L41 106V105H40L42 108H41V107H40L41 109L39 108V109L41 110V113H43V114H45V115L38 114L39 112H37V111H39V109L35 110V111H36L35 114H38L39 116L41 115V116H43V117L45 116L46 119L49 120V121H48V120L45 121V117H44V119H43L44 122L40 119V118H42V117H39V118H37V120H36V121L42 122V124H44V123L46 124V122H48V124H46L47 126L44 124V125H45L46 127H48V128H46L45 126L42 127V124H41V125H39V124L37 125V126L39 127V129H37L38 127L36 128V126H35V128L37 129V132L41 131V130H40V126H41V128H45V130H46V131H44V129H43V130L40 132V135H39V133H37V134L35 135V136H40L39 139H37L39 142H36V141H35L36 138L30 139V142H29V135H30L32 132L35 133L34 131H36V130L31 131V129L34 128V127H31V126H34L32 123H33V121H35V120H34V117H35V116H33V118L30 116V120H29V122H31V123H29V124L27 123V125H28L29 127L24 125V126H25V129L28 127L27 130H29V129L31 128V129H30L31 133L29 132L30 134L27 133L26 131H24V129L21 127L22 125H18V124H17V125L19 126V128L23 129V130H19V131H21V133L26 132L25 134H27V135L29 134L28 136L26 135V138L28 137V142H29L28 144H30L32 140H33V142H36V143H40V144H41L42 141H40V138H41V140H43L42 137L44 138L46 135L48 136V134L45 135L44 132H45V133H47V132L49 133V131H50V133H51V135H50V134H49V135H50L51 137H52V135H53L54 138L52 139L50 136H48V137L50 138V139H49V138H48V139H49V140L52 139L53 141H55V138H56V135H55V134H56V132H58V137H59V138H56V140H57V139H60L59 143H61V144H58V141H55L56 145L53 146V147L51 148V147H50V145L52 144V143L50 144L51 141L49 142V140H48V143H47V142H45V140H44L43 143H44V142L47 143V145H49L50 148H48V149L46 148V150H47V151L49 150V153L53 151L52 155H53V154L55 155V156L52 158V159H56V160H53V161H54V163L58 164V165H57V166H58V167H57V171H55V172H58V171H59L58 173H61V172L65 171V173H66V174H65V173L63 172L64 174H63V173L60 174V175H61V178H60V175L58 174V177H56V178L53 180V182H52L53 184L57 183V184H55L56 186H55V188H53V189H56L57 186H58V187L60 186V187H59L60 189H58L59 192H58V190H57V192H56L57 194L60 193V197H59V194H58L57 197L54 196V192H55V191L53 192V190H51V189H52V187H51L52 185L50 186V184H48L50 187L46 185V184L48 183L49 179H50V178L52 179V176L50 177L51 173H50L49 176L46 175V174H47V171H52V170H45L46 173L43 171V169H45V168H43V167H41L40 169H38V170H40V171L35 170L34 168L37 169V168H38L37 166H39L40 164H37V163H36V165H35L36 167L33 165L34 168H31V167H30V161H31V159L27 160V161H29V163H26V162H27V161H26L27 158H26L25 160H23L25 157H28V155H29L30 153H32L31 151H36L37 153L42 154V155H39V156H41V159H40V160L42 161V163H44V161L46 160V159H43V158H44L43 154L45 153V152H44L45 150L43 151L44 153H42V150H43V149L40 151V149L43 147V144L39 146V144L34 143V145H35V146H34V149L31 148L32 146H31V147H30V146L28 147V148H29L28 150H30V151H28V150L26 149L27 147L22 146V148H21L20 145H19V143H18V141H17V142L15 141V143H14V142L11 143V142H10L11 139H9V141H8V139L5 137V136H7V135L5 134V133H7L6 131H8V132H9V130L12 131V128H13V127L10 129V127H11L12 125H11V124L9 125V123H7V124L9 125V128L7 127L8 130H6L7 128H4V125H5V127H6V123L3 125V129H2V131H3V133L5 134V136H4L2 133H1V135H3V137H5L6 141L3 140L4 138L0 140V142L3 141L2 143H0V145H1L0 148H2V147L5 148V146H6V148H7L9 151L7 152V149H6V148L4 149L6 152H5L4 150L2 151V150L0 149V154H1V156L3 157V161H4V162H3V161H2V157H0V162H1V163L3 162L2 164L0 163V164H1V165H0V166H1V167H0V168H1V170H0V235H2V234H4L5 232H7V230H5V232H2V230H4V229H5L6 227H8V226H13V227H15V229L18 227V228L16 229L17 232L20 230V228H24V227H25V228L28 229L29 227H32V226H33L34 228L36 227L35 229L38 228L39 230H41L40 227L43 228V226H44L46 223L50 224L51 222H52V225H51V224H50V225L47 224V226H50V227H53V225H56V226H57L56 223L54 224L53 220H55L54 217H56V216L59 217V214H60V213H56V212H57V209H60V208L58 207V206L61 205L60 202H59L60 200H64V199L67 200V199H68L67 197H68V196L70 197L69 194H72V193L74 192V190H76V188H77L76 185H77V184L79 185V183H80L79 186L84 187V185H81V183H82V184H85V183L88 181L86 178H88L89 181H91V180L93 181V183L91 182V183H92L91 185H93V184L95 183L94 185H98V184L100 185V184H101L100 186H102V185L104 184V186H102V187H100V188H105V189H107V188L109 187L108 185L111 184V183H109V182H110V178L112 177L113 180H112V179H111V180H112L113 182H112V181H111V182H112L113 184H111V186L114 185L116 178H117L118 176L122 175L121 170H122L124 167H123L122 169L119 168L120 166H122L121 164H125V163L128 164L129 161L132 159V158H130L129 156H131V157H135V160H136V161L138 160V158H139L140 160H142V164H143V166H145V165L147 164V161H148V165L145 166V167H141V168L138 167V165H140V162L138 163L139 160H138L137 162H136L135 160H133V159H132L133 161H130V162H133V164H134V163H137V165L134 164V165H131V166H130V165L128 164V166H129L128 168H130V170H128V172H130V174H131V175H130L131 178H129V179H130V180L132 179V181H131L130 184H132V182L135 181V185H134V184H133V185L135 186V188H137V189H135V190L137 191V192H136V193H137V194H136V197L134 196V197H135V198H134V197L132 196V194H133L132 192H131L132 194H129V193H128L129 191L134 190V186H133V185H128V184H127L129 187L132 186V188H133V189H131V190H129V191L127 190V186L125 185V183H124V185L121 184V185H123L122 187L119 186L120 183L118 184V182L121 180V177H122V179H124V177L121 176L119 181H118L119 178H117V184H118L117 186H116V183H115V189H114V190H115L116 192L114 193V191H112V190H113L112 188H114V186H113L112 188H110V192H111V193L108 192L109 190L107 191V190L104 189L105 191H107L106 193H105V191H103V192L105 193V195H104V193H103L102 191H100V193H98V194H97L96 192H99V191H96L95 194H94L93 191H95V190H93V189L90 190V188H89V184H88V183H90V182L88 181L87 184H85V185L88 187V189H89L90 191L93 192V193L91 192V194H94V195L97 194L98 196H99V194H100V196H102V197H99V199H98L96 196H94V198H93V197L91 198L90 196H92V195H90V196H89L90 198H89V197L86 195V196H87V201H88V199H89V200L91 199V201L93 202V201L96 199V200L98 201V204H99V203L101 204L100 207H101V208L104 207V208L102 209V211H104V213H106V215L109 214L108 212H110V215H111V216H112V214H114V215H115V214H118V213H115V212L111 214V212H113V210H114V211L118 210L117 212L120 213V210H121V208H122V206H121L122 203H123L125 206L127 205V206L129 207V208H128V207L126 206L127 209H130L131 207H130L129 205L132 204V205H135V206L137 205L138 207H137V208L135 207L134 209H137V211H138V209H139V211L141 210V211H140L141 213H142V211H143L144 213L147 212L148 215H149V214H150V215H154V214H155V215H156V214L160 215L159 213L162 211V209H163V207H164V205H165L164 201L167 203V200H166V199H168V198H166V195H167L166 193H168L169 190H172V191H175V194H173L174 197H176L177 199H179V201H173V200L171 201V200H170V201L172 202V205L174 204V202H176V205H177V206H176L175 204H174L173 206H174L175 208H177V209L179 208V210L182 209V208H181L182 206H183V208L186 206V205L184 206V205H183L184 203H182V202H183V199H182V197H181V195H182L181 193H183V194H184L183 196H185V195L187 194L186 192H187L188 190H189L188 193L190 192V189H189V188H191V187H190V185H187V184L185 185L186 182L184 183V182L182 181V180H184V178H182V173H181L182 171H181V170H183V169H184V166L186 165L185 168L188 167V169L191 170L192 173H193L194 170L191 169V168H189V166L191 165V162L193 163V161H194V158H193L194 155H193V153L190 154V152L192 151V149H193L194 147H192V149H191L190 146H192V144H193V146L196 145L195 148H196V147H199V146L197 145L198 142L195 144V139H194L195 136H191L192 139H190L191 137L189 136V140H191V141H187L186 143H185V142H184V143H181V142H179L178 140H176V138H175V139H174V140H175V143H173V144H174V147L171 146V148H170V149H172V148H173V149H172L171 151H168L169 146H170V143H169L168 141H172V139L167 141V143H168V145H169V146L167 147V143H164V142H166V141H163V140H165V138H166L165 136H167V138H168V137L170 138V137H172V136L175 137V135H176V134L178 135V133H177V131L175 130L176 132H174V131L172 132L174 135L171 134V132H170V136H168L169 134H168V135H164L165 132H164L163 129H167V128H169V131H172L174 128H175V129H176V128L178 129L177 126H179V125L181 124L180 122H178V121L180 120L179 118H180V117L182 118V116H184V119L182 118L183 120H181V121L184 122L185 128H184V127H183V128H184V131L187 132L188 129L190 128L189 125H191V122H192L191 119H193L192 117H190V116L188 115L189 112L187 111L188 113L186 114V110H183L184 108L182 109L181 106H178V109L181 108L182 111H183L182 113H184V114H181V113H180L181 116H179L180 114L178 115V112L181 111V109L178 110V109L175 108L176 110H178V112L176 113V110H174L175 113H173V110H172L170 114H168L165 110H162V112L165 111V112H163V117H164V114L167 113V114H166V115H167V120H166V121H168V119H169L168 117H169V116L171 117V114H172V115L175 114V119H174L173 116L171 117V118H173V119L170 120V121H171V124H170V123L168 124V122H167L166 125H165V126H167V127L164 128V126H163V128H162V125L165 124V123L162 122V123H163V124H162V123L159 122V121H160L161 119H163V117H162L160 120L157 118V117H159L161 114H159V115L156 114V113H157V110H154V113L156 112V113H155V114H156L155 116H157L156 118L159 120V121L157 120V122H156L155 118L153 119V117H155V116H154V113H152V111H151L153 117H150L151 113H150L149 109L147 110V107H148L147 105H150V104H147V103H146V106H147V107H146V106H145V102L143 103V105L140 103L141 107H140L139 109H144V108L146 107L145 109H146L147 111H149V112H147V113H146L145 110H143V111H145V112L142 111L143 113H146V114H147V115L144 114L145 116L142 115V116L144 117V119H146L145 122H146L147 124H148L151 120L153 121V123L155 122V124L153 125V123H152V121H151L150 123H151L152 125L149 123V124L151 125V128L145 127V128H146V129H145L144 126H146V125H145L146 123H144V119H143V117H142L141 115H140V116H141V119H143V121H142V120H139V117H140V116H138V119H137L138 122H137L136 119H135L136 122L134 121V122L132 123L131 121L134 120V119L132 118V116H131L132 120L129 119L128 116H127V118H126V116H125L126 119L123 118V119L125 120V121H124L125 123H120V122L123 121V119H122V120H121L120 122H118V124L116 125V124H115L116 121H115V122H114V121H111V120H113V119L111 118V115H112L111 113H112V112L107 114V117L109 116L108 119H109V120L111 119L110 121H109L108 119H105V118H104V117H106V115L103 117V119L101 118V117H102V114L106 113V112L103 111L104 106H102L103 108H101L103 112H102V114H101V117H100L101 120H100V119H99V115H100V114L97 113V112H98V111H97V110H98L97 108H100V106H99V107L96 106V107H97V108H96L97 110L95 109L96 111H93V109H94V105L91 106V108H92V110H91L92 112H91V113L96 112V113L98 114V117L95 116V115H94V116H95V117H94L91 113H89V112H90V109H89V111H88V108H87V107H89ZM103 105H104V104H103ZM112 105H114V106L112 107ZM119 105H118V106H119ZM134 105H135V107L137 108V105H139V104L136 103V104H134ZM140 105H139V106H140ZM160 105H161V106H160ZM179 105H180V104H179ZM245 105H244V106H245ZM14 106H15V105H14ZM17 106H19V107H17ZM23 106H24V105H23ZM30 106H31V105H30ZM58 106H59V105H58ZM61 106H62V105H61ZM143 106H145V107H143ZM155 106H156V107H155ZM173 106H174V105H173ZM173 106H172V109H174ZM203 106H202V107L200 106L201 109L197 110V111H199V112H197V113L200 114V115L198 114L199 116L202 115V117H205V116H203V114L206 112V110H205V109L202 110ZM208 106H211L212 108L210 107V108H211V109H210V108H208ZM237 106H240V108H238ZM244 106H243V107H244ZM2 107H3V108L5 107V106H4V103H2ZM12 107H13V106H12ZM32 107H33V106H32ZM49 107H48V109H47V107L45 108V109H47V112H48V110H49ZM55 107H56V105H55ZM110 107H111V109H110ZM142 107H143V108H142ZM150 107H151V106H150ZM152 107H151V109H152ZM229 107L227 106V108H229ZM257 107H258V110H257ZM6 108H5V109H1V108H0V110H2L3 112H5V111H7ZM13 108H15V107H13ZM27 108H29V106H28ZM33 108L36 109V106L33 107ZM84 108H85V109H84ZM106 108H107V109H106ZM169 108H170V107H169ZM204 108H205V107H204ZM220 108H218V110H219ZM74 109H75V107H74ZM81 109H83V110H81ZM86 109H87V111H85ZM137 109H138V108H137ZM139 109H138V110H139ZM170 109H171V108H170ZM221 109H220V110H221ZM231 109H230V111H231ZM237 109H239V110H237ZM259 109H260V112H258ZM42 110H43L44 112H43ZM58 110H59V109H58ZM63 110L65 111V108H64ZM63 110L60 111V114H61V112H64ZM72 110H73V109H72ZM80 110H81V111H80ZM118 110H117V111H118ZM166 110L168 111V108H167V107H166ZM193 110H192V111H193ZM201 110H202L203 112H204V111H205V112L202 114V113H201V112H202ZM226 110H227V109H226ZM248 110H249V111H248ZM2 111H1V113L3 114ZM31 111L33 112L34 110L32 109ZM31 111H30V114L33 115V113H31ZM35 111H34V112H35ZM73 111H75V110H73ZM73 111H71V112H73ZM110 111H109V112H110ZM120 111H121V110H120ZM129 111H130V112H129ZM140 111H141V110H140ZM160 111H161V109H160ZM160 111H159V113H161ZM227 111H228V110H227ZM227 111H226V112H227ZM230 111H229V112H230ZM244 111H245V110H244ZM55 112H56V111H55ZM65 112L68 113V111H65ZM69 112H70V111H69ZM100 112H101V111H100ZM128 112H129V113H128ZM190 112H191V111H190ZM195 112H196V110H194V112H193L192 114L190 113V115H191V116H195ZM210 112H209V113H210ZM214 112H215V110L213 111V113H214ZM116 113H117V115H116ZM119 113H120V112H119ZM209 113H207V115H206V119L213 117L212 115H211V116L209 115V116H210V117H209V116H208ZM221 113H222V114H221ZM245 113H246V112H245ZM259 113H261V115H260ZM2 114H0V120H2V121H0V122H3V121H4L3 118H5V115H7L8 113H6V114L4 113L5 115L2 116L3 118L1 117ZM64 114H65V113H64ZM70 114H71V113H70ZM88 114H89V118H88ZM94 114H95V113H94ZM138 114H139V113H138ZM185 114L188 115V116H185ZM229 114H230V113H229ZM229 114H228V119H229V117H230ZM53 115H52V116H53ZM57 115L59 116V114H57ZM148 115H149V119H151V120H148ZM152 115H151V116H152ZM198 115H196L195 118L199 119V116H198ZM213 115H214V114H213ZM218 115H219V114H218ZM222 115H223V111L220 112V116H218V117H215V116H214V117H215V119H216V118H217V119H218V118H221V119H219V121H221L222 118L225 119V117H226L225 114H224V117H223ZM259 115H260V116H259ZM7 116H10V114L7 115ZM11 116H12V115H11ZM11 116H10V117H11ZM116 116H117V118H116ZM130 116H129V117H130ZM161 116H162V115H161ZM177 116H178L179 118H178ZM197 116H198V117H197ZM216 116H217V115H216ZM231 116H232V115H231ZM258 116H259V117H258ZM261 116H262V117H261ZM23 117H24V118H23ZM37 117H38V116H37ZM53 117H54V116H53ZM90 117H91V118L93 117L94 119L96 118V120H97V118H98V119L100 120V123H101V121H103V120H108L110 124L113 122L112 124H113L114 126L117 127V129H118L119 132L121 131V134H122V132H123V128H124L126 131H127V129H128V132L130 133L129 135H130V138H131V139L128 138L129 135H128L127 133L123 132V135H122L123 138H120V137H119V141H123L124 144L122 143V144H123V145H122L121 142H119L120 145L118 146V148H116V146H117L118 144H117V143H114V142H112V141L110 140V139H112V137H111L112 134L114 133V134L116 135V133L118 132V131H116V128H115V130H114V126H112V127L109 126V127H108L107 123H106L104 126H102L103 123H102V125H100L99 123H97L96 120H95L96 122L94 123L93 119H92V123H93V124H91V122H89V119H91ZM107 117H106V118H107ZM165 117H166V116H165ZM165 117H164V118H165ZM185 117H186V118H185ZM188 117H190L191 119H189ZM207 117H208V118H207ZM214 117H213V118H214ZM255 117H256V116H255ZM55 118H57V117H55ZM59 118H62V116H60ZM59 118H58V119H59ZM159 118H160V117H159ZM187 118H188L189 120H188ZM226 118H227V117H226ZM231 118H232V117H230V119H231ZM31 119H32L33 121H32ZM35 119H36V118H35ZM38 119H40L41 121L38 120ZM69 119H70V118H69ZM165 119H166V118H165ZM165 119H163V120H161V121H164ZM177 119H179V120L177 121ZM185 119H186V122H187V121L190 122V120H191V122H190V124L188 125V127L186 126V125L188 124V122H187V124H186V123H185ZM206 119H205V123H204V118H203V119H202V118L199 119V121H201V122L198 121V124H203V123L206 124ZM228 119L223 120V122H222V121H221V122H222V123H225ZM257 119H256V121H257ZM5 120H6V119H5ZM10 120H11V118H10ZM25 120H26V119H25ZM62 120H63V119H62ZM67 120H66V121H67ZM99 120H98V121H99ZM147 120H148V121H147ZM194 120H196V119H194ZM209 120H210V121L212 120L211 122H215V121H216V120L213 121V119H209ZM209 120H208L207 122H209ZM233 120H234V118H233ZM248 120H250V121H248ZM19 121H20V119H19ZM23 121H24V122H23ZM36 121H35L34 124H36ZM58 121H59V120H58ZM60 121H61V120H60ZM60 121H59V125H63V123L65 122V121H63V123H62V121H61V122H60ZM108 121H106V122H108ZM118 121H119V120H118ZM139 121H141V122H139ZM166 121H165V122H166ZM196 121H197V120H196ZM202 121H203V122H202ZM219 121H217L218 124L215 122L216 125L210 123V124L214 125V127H213L212 129L216 128L217 125L220 124ZM224 121H225V122H224ZM230 121H231V120H230ZM230 121H228V122L231 123ZM243 121H242V122H243ZM262 121H263V122H262ZM4 122H5V121H4ZM7 122H8V121H7ZM9 122H10V121H9ZM16 122H17V120L14 122V123H15V126H16ZM21 122H20V123H21ZM39 122H37V123H39ZM88 122H89V123H88ZM172 122H173V123H172ZM176 122H178L179 124H178V123L176 124ZM252 122H253V123H252ZM10 123H11V122H10ZM12 123H13V121H12ZM22 123H21V124H22ZM104 123H105V122H104ZM109 123H108V124H109ZM126 123H127V125H125V127H127V128L122 127V126H124V124H126ZM136 123L138 124L137 126L140 127V128L137 127L138 130L140 129V130H139L140 132H141V129H142V130H147V129H149V133H148V130H147V132L143 131L144 133H141L142 135H141V134L139 135L140 132L137 133L138 136L140 137V138H139L140 141H138L139 139H138V136H137V135H136V136H137V139H136V137H135V133H136L135 130L138 132V130L135 129ZM141 123L144 124L142 127H141V125H142ZM174 123H175V124H174ZM226 123H227V122H226ZM250 123H251V125H250ZM261 123L263 124L262 126L260 125ZM31 124H32V125H31ZM57 124H58V123H57ZM70 124H69V125H70ZM84 124H85V125H84ZM90 124H91V125H94V126L97 125V127H98V124H99L100 126L103 127V130H104V127H105V130L107 129L106 131H108V134H107L105 131H103V133H102V130H100V129H101L100 126L98 127V129L100 128V129H99V132L97 131L98 133H96L95 131H96L97 127H96V129L94 130V126H90V127H89ZM110 124H109V125H110ZM119 124H120V125H119ZM121 124H122V125H121ZM133 124H134V125H133ZM149 124H148V126H149ZM160 124H161V125H160ZM172 124L176 125V127H173V129L170 128V127H168V125L170 126V125H172ZM194 124H195V123H194ZM194 124H192V125L194 126ZM198 124H196L197 126L195 125V128L198 127V128L200 129L201 125L199 126ZM207 124H208V123H207ZM227 124H228V123H227ZM238 124H239V123H238ZM241 124H240V126H241ZM253 124H254L255 126H254ZM30 125H31V126H30ZM59 125H58V126H59ZM132 125H133V126H132ZM212 125H210V126H212ZM220 125H221V124H220ZM222 125H223V124H222ZM230 125H231V124H230ZM258 125H259V126H258ZM18 126H16V127H18ZM56 126H57V125H56ZM72 126H73V125H72ZM72 126H71V127H72ZM118 126H119V128H118ZM120 126H121L122 128H121ZM131 126H132V127H131ZM180 126H181V125H180ZM202 126L204 127V125H202ZM235 126H237V125H235ZM1 127H2V126H1ZM1 127H0V128H1ZM59 127H60V126H59ZM59 127H58V128L56 127V128H57V129H61V128H59ZM73 127H74V126H73ZM88 127H89V128H88ZM91 127L93 128V130L90 129ZM107 127H108V128H107ZM149 127H150V126H149ZM171 127H172V126H171ZM181 127H182V126H181ZM207 127L209 128V126H206V125H205V127H204L203 129H205V130L207 131ZM219 127H220V126H219ZM224 127H225V126H224ZM224 127H221V129H220V128H219V129L222 130ZM238 127H239V126H238ZM238 127H237V128H238ZM244 127H245V126H244ZM253 127H254V128H253ZM262 127H263V128H262ZM86 128H87V129H86ZM161 128H162V129H161ZM191 128H192V127H191ZM193 128H194V127H193ZM210 128H211V127H210ZM217 128H218V127H217ZM245 128H246V127H245ZM13 129H15V128H13ZM47 129H48V130H47ZM131 129L134 130V131H133V132H135L134 135L132 134L133 132L130 131ZM160 129H161V130H160ZM170 129H171V130H170ZM201 129H202V128H201ZM17 130H18V129H17ZM54 130H56V131H54ZM72 130H73V132H72ZM87 130H88V133H87V134L90 133V138L92 137V142L94 141L93 144L95 143L94 146H95L96 144H97V146L101 144V145H103V147H107V148H109V146H112V148L110 147L111 149H108V150H110V151L113 150L114 147H115V150H113L112 155L116 156V158L114 159V156H113V157L110 158V159L112 160V162H111V160H109V161H110V163L113 164L114 160H116V165H117V166H116L115 164H114V165H112V164L106 165V164H108L107 162L102 164V162L100 161L101 159L99 160L98 155H97V154H98V151H94V150L91 149V148L94 149V147H91V146H90V144H92V143H89V142H88V143H89V147H90V149H89V147L85 146L84 144H80V143L78 142V143L80 144V148H81L82 150H84V149L87 150V148L89 149V151L87 150V152H85V153H82V154L80 153V154L82 155V157H81V158H82V162H83V160H84V163L87 165L88 169H87L86 165L83 164V163L81 162V160H80L79 163L83 165V166H82V167H83L82 170L84 169V167H85L87 170L84 169V170H85V171H83V173L85 172L84 174L82 173L81 168H80V171H79V172H76V170L78 171V169H76L75 166H73V165H76V164H72V163L75 162V160H77L78 157L81 156V155L78 154V153L80 152V148L78 147L79 144L77 145V144H75V143H77V141H80V139H81L80 142L85 141V144H86L87 140H84V138L87 136V135H86V131H87ZM90 130H92L93 132H92V131L90 132ZM125 130H124V131H125ZM180 130H181V129H180ZM180 130H179V135L181 134V133H180V132H181ZM194 130H196V129H194ZM197 130H198V129H197ZM208 130H209V129H208ZM210 130H211V129H210ZM216 130H217V129H216ZM223 130H224V129H223ZM2 131H0V132H2ZM4 131H5V132H4ZM15 131H16V130H15ZM15 131H14V135H15V134L17 135L18 133H20L19 131H17V132H15ZM158 131H159V132H158ZM166 131H167V130H166ZM182 131H183V129H182ZM202 131H203V130H201V134L203 133ZM236 131H237V130H236ZM241 131H243V130L241 129ZM42 132H43V133H42ZM71 132H72V133H71ZM83 132H84V134H85V135L83 134L84 136L82 135ZM94 132H95V133H94ZM100 132H101V134H100L101 136H99V133H100ZM104 132H105V133H104ZM115 132H116V133H115ZM155 132H156L157 134H156ZM161 132H162V133H161ZM163 132H164V134H163ZM198 132H199V131H198ZM215 132H216V131H215ZM230 132H231V131H230ZM237 132H238V131H237ZM237 132H236V133H237ZM243 132H244V131H243ZM243 132H242V133H243ZM249 132H250V130H249ZM251 132H250V133H251ZM21 133H20V134H21ZM41 133L43 134L42 137H41ZM65 133H66V134H65ZM109 133L111 134V136H109V135H110ZM158 133H160V136L158 135ZM167 133H168V131L166 132V134H167ZM175 133H176V134H175ZM195 133H196V131H195ZM199 133H200V132H199ZM211 133H212V132H211ZM240 133H241V132H240ZM242 133H241V134H242ZM11 134H12V132L9 134V137L11 136ZM23 134H24V133H23ZM23 134H21V135H23ZM70 134H71V135H70ZM91 134H92V136H91ZM95 134H97L98 137L95 136ZM103 134H104V135H103ZM117 134H118V133H117ZM121 134H120V135H121ZM124 134H126V135H128V136H126V135H124ZM144 134H145V136H144ZM146 134H147V135H146ZM148 134H149V135H148ZM161 134H163V135H162L163 138L165 137L164 139L162 138ZM206 134H207V133H206ZM208 134H209V132H208ZM218 134H219V133H218ZM231 134H232V133H231ZM234 134H235V133H234ZM1 135H0V138H2ZM14 135H13V137H15ZM21 135H20V137H21ZM64 135H65V136L68 135L69 138L67 137V139L65 138V140H64V139L61 140V138H63ZM106 135H108L109 137H107ZM154 135H157V137L155 138V140L153 139L154 141H156L155 143L153 142V140H152V141L150 140V138L152 139V137H155ZM215 135H216V134H215ZM251 135H252V134H251ZM259 135H260V134H259ZM113 136H114V135H113ZM117 136H118V135H117ZM124 136H126L127 141H124ZM132 136H134V137H132ZM142 136H143V137H142ZM149 136H152V137L149 138ZM158 136H159V138L161 137V138H160L161 141H160V140L158 141V139H159ZM209 136H210V135H209ZM225 136H226V135H225ZM246 136H247V135H246ZM253 136H252V138H254ZM16 137H19V136L17 135ZM20 137H19V138H20ZM23 137H25V136H23ZM30 137H31V138L33 137L32 134L30 135ZM93 137H94V139H93ZM100 137L102 138V139H101V140H102V143H100L101 141L98 143V141L100 140V139H99ZM105 137H106V138H105ZM110 137H111V138H110ZM141 137H142V138H146V139H148V140H146L147 142L150 140L151 142H148L150 146L147 144V142L142 141V138H141ZM174 137H173V138H174ZM193 137H194V138H193ZM206 137H208V136H206ZM228 137H229V136H228ZM228 137H226V138H228ZM230 137H231V136H230ZM230 137H229V139H230ZM237 137H238V135H237L235 138H237ZM262 137H263V136H262ZM26 138H24L25 140L23 139V143L25 142V144H27V142H26L27 139H26ZM46 138H47V137H46ZM103 138H104V139H103ZM108 138H110V139H108ZM133 138H134V139H133ZM169 138H168V139H169ZM177 138H179V137H177ZM182 138H183V137H182ZM186 138H187V137H186ZM20 139H22V137H21ZM86 139H89L88 136L86 137ZM97 139H99V140L97 141ZM105 139H106V140H105ZM117 139H118V138H117ZM120 139H121V140H120ZM128 139H129L130 141L133 140V141H132L133 143L131 142L132 145H134V143H135L136 141H137V144H138V143H139V144L141 143L142 145H143V142H145V144H146V147H145V148H148V149H145V152H144V150H143V148H144L143 146H144V145H143V146H142V145H135V147H137V146H138V147H137V148L134 147V148H133V151H128V149L126 148L125 153H123V154H125L126 156H124V155H122L121 150L124 148V146L126 147L127 144L125 145V142H129ZM207 139H208V138H207ZM223 139H224V138H223ZM256 139H257V138H256ZM66 140H67V141L70 140L71 142L74 141L75 143L72 142V144H73V145H72V144H70L71 142H69V143L67 144V145L69 146V147H68V146L66 145V143H67ZM90 140H91V139H90ZM95 140H96V142H95ZM109 140H110L112 143H109ZM113 140H116V139H113ZM143 140H145V139H143ZM174 140H173L172 142H174ZM203 140L206 141V138L203 139ZM247 140H248V139H247ZM254 140H255V138L253 139V141H254ZM19 141H20V140H19ZM46 141H47V140H46ZM105 141H107L106 144H105ZM134 141H135V142H134ZM176 141H177V143H179V145L176 144ZM181 141H182V140H181ZM192 141H194V142H192ZM207 141H208V140H207ZM210 141H211V140H210ZM228 141H231V140H228ZM240 141L243 142L244 140L241 139ZM4 142H5L6 145H5V146H2V145H4V144H3ZM9 142H10V143H9ZM21 142H22V141H21ZM64 142H66V143L64 144ZM103 142H104V143H103ZM116 142H117V141H116ZM158 142H159V143H158ZM160 142H161V143L163 142L162 144H163V145L165 144V145H166V149H167V148H168V149H167V150H166V149H163V148L165 147V145H164V147H163L162 144H160ZM191 142H192V144H190ZM219 142H220V141H219ZM233 142H235V141H233ZM238 142H239V141H238ZM242 142L240 143L241 145H242ZM254 142H256V141H254ZM7 143H8V144H7ZM13 143L16 145L15 147H17V145H18V147H20V149L18 148L19 150H21V151H22V150H23V151L26 150V152L24 151L25 153L22 152V153H23V154H22L19 150H17V148H15V149L17 150V152H16V150L13 149V148H14V147H13ZM16 143H17V144H16ZM62 143H63L66 147H68L67 149H69V150H68L69 153H70V150H71L70 148H71V147H73L74 145H76V146L78 147V149H76V146L74 147V150H75V149L78 150V153H77L76 155H75V153H74V150H73V149L71 150V152L73 151V153H74V154L71 155V156H72V157L74 156V158H77V159H74L73 162H72V161H69V160L67 159V158H69V157H66V158L63 159L64 161H65V159H67V161H69V163L72 164V166H71L68 162H65V163H67V164H65L64 166H67V169L62 168L63 170L60 169L61 167H63V166H61V164L63 165V162L60 161V160L63 158V156H61L62 158H61L60 160H59V158L57 159V157H58L57 155L59 154V151H58V150L60 149V150L62 151L63 148H64ZM150 143H151V144H150ZM153 143L156 144V147H155V145H154ZM188 143H189V144H188ZM199 143H202V142L199 141ZM206 143H207V142H206ZM228 143H230V142H228ZM9 144H11L12 147L9 146ZM57 144H58L59 147L57 146ZM69 144H70V145H69ZM107 144H108V145H107ZM110 144H111V145H110ZM113 144H114V145L116 144V146L113 147ZM159 144H160V145H159ZM173 144L171 143V145H173ZM180 144H181V145H180ZM203 144H204V141H203ZM208 144H209V142H208ZM217 144H218V143H217ZM246 144H247V143H246ZM256 144H257V142H256ZM7 145H8L9 147H7ZM47 145L45 144L46 147H48ZM61 145H62V147H61ZM81 145H83L84 149H83V147H82ZM86 145H87V144H86ZM147 145H148V147H147ZM177 145H178V146H177ZM186 145H187V146H186ZM188 145H190V146H188ZM226 145H228V144H226ZM257 145H258V144H257ZM36 146H37V147H36ZM38 146L40 147V149L38 148ZM70 146H71V147H70ZM92 146H93V145H92ZM97 146H96V149H99V148H100V150H102V149H101L102 146H98V147H97ZM127 146H128V145H127ZM130 146H131V145H130ZM159 146L161 147V149L159 150V151H161V152H159V151L157 150V147H159ZM179 146H180V147H181V146H182V147L185 146V148L188 147V149H184V148H182V147L180 148ZM200 146H203V145L200 144ZM208 146H210V145H208ZM224 146H225V145H224ZM253 146H254V145H253ZM23 147H24V148H23ZM57 147H58L59 149H57ZM60 147H61L62 149H61ZM86 147H87V148H86ZM119 147L122 148V149L120 150ZM140 147H141V149L139 150L140 153L138 152V154H135L136 149H139ZM142 147H143V148H142ZM150 147L154 148V150H153L154 153L152 152V149H151ZM178 147H179V149H180L181 151H180L179 149H176V148H178ZM206 147H207V146H206ZM219 147H220V146H219ZM226 147H227V146H226ZM258 147H259V146H258ZM37 148L39 149V151H38ZM44 148H45V147H44ZM130 148H131V147H130ZM155 148H156V149H155ZM189 148H190V149H189ZM227 148H228V147H227ZM229 148H230V147H229ZM232 148H233V147H232ZM242 148H243V147H242ZM251 148H252V147H251ZM31 149H32V150H31ZM51 149H52V151H51ZM116 149H117L118 152L116 151ZM149 149H150V150H149ZM183 149H184V151H183ZM205 149H206V148H204V150H205ZM207 149H208V147H207ZM207 149H206V150H207ZM222 149H223V148H222ZM238 149H239V148H238ZM244 149H246V148H244ZM247 149H248V148H247ZM258 149H259V148H258ZM10 150H11V151H10ZM56 150L58 151V153H57ZM76 150H75V151H76ZM82 150H81V151H82ZM124 150H125V149H124ZM148 150H149V151H148ZM165 150L168 151V152H170L169 154H171V152L174 150V151H175V152H174V155L177 154V153L180 151L179 153H180L181 155H180V154L175 155V156L173 157L174 160H175V158L178 157V156L182 157L183 159H186L187 156L184 158V155H183L184 153H185V155H187V154L190 155V156H188V158H189V157H190V158H193V160L191 161V159H190L191 162L189 163V162H187V161L189 160L188 158L186 159L187 161H186V160H183V161H182V158H181L180 160H181L182 162L180 161L181 163H179V164H181V165L184 164V165H183V167L180 168V169H181V170H180L179 167H180L181 165L178 164V165H179V167H178L179 170L177 169V170L179 171L178 175H177V173H176L177 171H174V172L171 171V173H169V172L166 171V170H168L169 168H170L171 170H176L175 168H177V166H171L170 164H167V162H168V158H170V157H168L169 155H167V154H163V153H166ZM176 150H179V151L177 152ZM185 150H187V153H186ZM189 150H190V152L188 153ZM196 150H197V149H196ZM202 150H203V148H202ZM204 150H203V151H204ZM206 150H205V151H206ZM229 150H231V149H229ZM234 150H235V149H234ZM248 150H249V149H248ZM248 150H245V151H248ZM255 150H256V149H255ZM259 150H260V149H259ZM13 151H14V153H13ZM18 151H19V152H18ZM47 151H46V153H48ZM61 151H60V152H61ZM64 151H65V148H64ZM64 151H63V153H64V157H65L66 155H65V152H64ZM66 151H67V150H66ZM127 151H128V153H127ZM142 151H143V152H142ZM193 151H194V149H193ZM205 151H204V152H205ZM224 151H225V150H224ZM227 151H228V150H227ZM236 151H237V150H236ZM240 151H241V150H240ZM253 151H254V150H253ZM83 152H84V151H83ZM111 152H112V151H111ZM119 152H120V153H119ZM123 152H124V151H123ZM133 152H134V153H133ZM148 152H149V154H148L147 156L143 155V154H147ZM151 152H152L153 154H151ZM156 152H157V153H156ZM176 152H177V153H176ZM182 152H183V154H182ZM198 152H199V151H198ZM201 152H202V151H201ZM201 152H200V153H201ZM207 152H208V151H207ZM237 152H238V151H237ZM241 152H242V151H241ZM255 152H256V151H255ZM3 153H5L4 155H6L8 158H9V154L13 155L12 157H14V158L12 159V157H11V159H9L10 162H11V160H13V161L11 162L12 167H11V164H7V166H6V164H5L6 161H7V162H9V161H8V158H5V156L3 155ZM8 153H9V154H8ZM12 153H13V154H12ZM18 153H19V154L21 153L22 155L20 154V156H23V159H22L23 162H22V163H23V164H29V165H26L27 167H26L25 165L20 164L19 161H22V160L20 159V156H19ZM46 153H45V156H46ZM104 153H105V152H104ZM116 153H118V154H116ZM155 153H156L157 156H158V154H159V156L157 157V159L154 158V156H156ZM161 153H162V154H161ZM202 153H203V152H202ZM219 153H220V152H219ZM16 154H17V155H16ZM26 154H27V156H26ZM66 154H68V153L66 152ZM70 154H72V153H70ZM119 154L122 155V156H121L122 158H123V156L126 157V158L129 157L128 161L125 162V161H123L122 159H120V155H119ZM133 154H134V156H132ZM141 154L144 156V158L147 159V161H144V158H143V156H142ZM198 154H199V153H198ZM210 154H211V153H210ZM240 154H241V153H240ZM240 154H238V155H240ZM246 154H248V153H246ZM246 154H245V155H246ZM11 155H10V156H11ZM14 155H15V156H14ZM24 155H25V156H24ZM62 155H63V154H62ZM77 155H78V157H77ZM118 155H119V157H118ZM149 155L152 156V158L155 159V160H157L158 162H157V161L152 162V161H151L152 158L150 157V159H149ZM161 155H163V157H161ZM171 155H172V154H171ZM171 155H170V156H171ZM182 155H183V156H182ZM192 155H193V157H191ZM199 155H200V154H199ZM199 155H198V156H199ZM233 155H234V154H233ZM252 155H253V154H252ZM18 156H19V157H18ZM30 156L33 158L35 155L32 156V155L30 154ZM30 156H29V157H30ZM42 156H43V158H42ZM49 156H50V155L48 154V155L46 156V158H47V159H51ZM67 156H68V155H67ZM138 156H139V157H138ZM219 156H220V155H219ZM15 157H17V158H15ZM29 157H28V158H29ZM101 157H102V156H101ZM117 157H118L120 160H122V162H119V163H121V164H119V165H118L117 162L120 161V160L117 161ZM136 157H137V158H136ZM147 157H148V158H147ZM160 157H161V158H160ZM165 157H166V158H165ZM196 157H197V155H196ZM243 157H244L243 159H245L246 156H243ZM249 157H251V156H249ZM249 157H248V158H249ZM18 158H19V159H18ZM39 158H40V157H39ZM158 158H159V159H158ZM164 158H165V160H166V161L164 160V161L166 162L165 165H164V163H162V160H163ZM201 158H202V156H201ZM208 158H209V157H208ZM211 158H212V157H211ZM220 158H221V157H220ZM232 158H233V157H232ZM235 158H236V157H235ZM239 158H240V157H239ZM253 158H254V157H253ZM6 159H7V160H6ZM16 159H17V160H16ZM33 159L35 160V158H33ZM36 159H38L37 156H36ZM52 159H51V161L49 160L50 163H48L47 165L45 164L47 168L49 167V165H50L49 168H51V162H52ZM70 159H71V157H70ZM123 159H124V158H123ZM171 159H172V158H171ZM171 159H170V161H171ZM177 159H178V158H177ZM199 159H200V158H197V160H199ZM15 160H16V161H15ZM34 160H33V161H34ZM159 160H161V161H159ZM38 161H39V160H38ZM41 161H40V163H41ZM78 161H79V160H78ZM109 161H108V162H109ZM149 161L152 162L151 165H149V163H150ZM175 161H176V160H175ZM175 161H173V162H175ZM195 161H196V160H195ZM220 161H221V160H220ZM233 161H234V160H233ZM10 162H9V163H10ZM16 162L18 163L19 166H18V165H17V166H18L19 168H21V166H22V167H25V168H21V172H22V171H25V170H22V169H27V168H28V170H30V169L35 170V171H34L35 173L38 172V175H39V173H40V174L44 173V174L46 175V177L48 176V178H46L45 176H43V174H42V175H39V176H42L41 178L45 177V179H46V180H45V179H44V180H43V179L40 180V181H39L40 183H39V182L37 181V178L35 177V173H34L33 171H31V172L29 171V174H31V173L34 174L35 181L38 183V185L41 184V186H42V184L44 183V184H43L44 189L41 188V189H42L41 192H42V194H43V191H44V195H43V196H40L41 198H40L39 196H38V198H37V196L35 195V193H39V192H40V189H39V188H40L41 186H40V187L38 186L39 188H38V187L36 188V186H35L34 188H36L37 190L34 189V188L32 187V185H31L32 182L34 181V180H33V179H34V178H33V175L31 174V177H32V178H31V177H30V178H28V177L26 178V175H29V174L27 173V171H25L27 174H25V177H23L22 175H24L25 172L21 175L20 169H18V167L16 166ZM45 162H46V161H45ZM123 162H124V163H123ZM177 162H178V161H177ZM184 162H186L188 165H187L186 163H184ZM197 162H198V161H197ZM52 163H53V162H52ZM54 163H53V165H52V168H53V169H56V167L54 168V165L56 166V164H54ZM75 163H77V162H75ZM145 163H146V164H145ZM154 163H157V165H158V166L156 165L157 168H154V167H155ZM159 163H160V165H159ZM168 163H170V162H168ZM239 163H241V162H239ZM13 164H15V165L13 166ZM68 164H69V165H68ZM80 164H79V165L77 164V165L80 167V166H81ZM104 164H105V165H104ZM130 164H131V163H130ZM144 164H145V165H144ZM189 164H190V165H189ZM194 164H195V163H194ZM201 164H202V161H201ZM219 164H220V163H219ZM20 165H21V166H20ZM41 165H42V164H41ZM163 165H164V166H163ZM173 165H174V164H173ZM175 165H177V164H175ZM196 165H197V164H196ZM199 165H200V164H199ZM5 166H6V167H5ZM9 166H10V167H9ZM15 166H16L17 168H16ZM78 166H77V167H78ZM115 166H116V167H115ZM136 166H137L138 168H137ZM148 166H150V167H148ZM153 166H154V167H153ZM160 166H163L161 170L159 169V168H161ZM165 166H167L166 170H165ZM169 166H171V167H173V168L175 167V168L173 169V168H171V167H169ZM221 166H222V164H221ZM7 167L9 168L8 171L10 172V173H8V174L10 175V176H8V178H9V182H11V183L13 184L12 186H15V187H16V185H14L15 183H13V181L15 182V181H17L18 179L21 180V178H19L20 175H21V176H22V180H24V179H31V180H33V181L31 182L30 180H28V181H29V184H30V182H31V184L29 185L28 183H25V182H24L25 180H24V181H22V180L19 181V180H18L17 183L19 182V184H17V183H16V184H17V185H21V184L23 183V185H21V186H22V187H23V186H24V187L27 186L28 188H29V186H31L30 188L33 189L32 192H29V193L27 192V193H26L25 190H28V188H27V189L24 188V193H23V189H22V188H19V187H21V186H17V187L19 188V190H18V189H15L16 191L10 189L8 186H10L11 183L7 184L8 179H6V175H5V177H4V174H5L6 171H7ZM13 167H14L16 170L13 169ZM44 167H45V166H44ZM68 167H69V168H68ZM195 167H196V166H195ZM199 167H200V166H199ZM5 168H6V169H5ZM10 168L12 169V171L15 170L14 173H13V176H14V177L11 175L12 171H10ZM29 168H30V169H29ZM42 168H43V169H42ZM90 168H92V169L95 170V171L91 172L92 169L90 170ZM143 168H144V169H143ZM145 168H147V169H145ZM182 168H183V169H182ZM2 169H3V171H2ZM4 169H5V170H4ZM41 169H42V171H43L42 173H41ZM59 169H60V170H59ZM64 169H65V170H64ZM155 169H159V170H155ZM163 169H164V170H163ZM200 169H201V167H200ZM17 170H19L20 174L15 173V172H18ZM89 170H90V173H89ZM189 170H188V171H189ZM4 171H5V172H4ZM8 171H7V172H8ZM66 171L69 173V175L67 174ZM87 171H88V172H87ZM183 171H184V170H183ZM95 172H97V173H95ZM102 172H103V173H102ZM167 172H168V173H167ZM195 172H196V171H195ZM48 173H49V172H48ZM70 173H71V174H70ZM79 173H82V175H84V176H82V175L79 174ZM94 173H95V174H94ZM99 173H100V175H97V174H99ZM101 173H102V174H101ZM119 173H121V174L119 175ZM172 173H176L175 175H176L177 177H176V176H173L174 174H172ZM185 173H187V171H186ZM185 173L183 172L184 175H185ZM189 173H190V172H189ZM189 173H188V174H189ZM8 174H7V175H8ZM15 174H16V175H19V176L17 177V179H15V180H11V179L16 178V175H15ZM54 174H55V173H54ZM74 174H75V175H74ZM86 174H88V175H86ZM90 174H91V175H90ZM104 174H106V176H105L106 178L104 177ZM123 174H124V173H123ZM128 174H129V173H128ZM36 175H37V173H36ZM62 175H64V177H62ZM72 175H73V176H72ZM92 175H94V177H93ZM96 175H97L98 177H97ZM124 175H125V174H124ZM184 175H183V177H184ZM194 175H196V174H194ZM198 175H199V174H198ZM198 175H196V176L198 177ZM11 176H12V177H11ZM53 176H54V175H53ZM56 176H57V175H56ZM67 176H68V177H67ZM69 176H71V177H70L71 179L69 178ZM91 176H92V177H91ZM101 176H102V177H101ZM187 176H188V175H187ZM66 177H67V178H66ZM73 177H74L75 180L77 179V183H75L76 181L73 179ZM76 177H77V178H76ZM79 177H80L81 179H80ZM95 177H97L100 181L96 180ZM99 177H100L101 179H100ZM103 177H104V178H103ZM125 177H126V176H125ZM178 177H180L181 179L178 178ZM189 177H190V176H189ZM191 177H192V176H191ZM10 178H11V179H10ZM53 178H54V177H53ZM62 178H63V179H62ZM94 178H95V180H94ZM187 178H188V177H187ZM39 179H40V177H39ZM57 179H59V180H57ZM60 179H61V181H60ZM106 179H107V180H106ZM193 179L196 180V177L193 178ZM47 180H48V181H47ZM55 180H56V181H55ZM63 180H64V181H63ZM65 180H66V182H65ZM69 180H70V181H69ZM78 180H79L80 182H78ZM83 180H84V181L86 180V181L84 182ZM108 180H109V181H108ZM127 180H128V178H127ZM195 180H193V181H195ZM6 181H7V182H6ZM35 181H34V182H35ZM51 181H52V180H51ZM51 181H50V182H51ZM73 181H74V182H73ZM106 181H108V184H107ZM125 181H126V180H125ZM185 181H186V179H185ZM21 182H22V183H21ZM45 182H46V184H45ZM50 182H49V183H50ZM60 182H61V183H60ZM64 182L67 183L68 185L64 184ZM96 182H97V183H96ZM101 182H102L103 184H102ZM187 182H188V181H187ZM195 182H196V181H195ZM20 183H21V184H20ZM37 183H36V185H37ZM105 183H106V185H107L108 187L105 186ZM122 183H123V182H122ZM133 183H134V182H133ZM188 183H189V182H188ZM24 184H26V185H24ZM27 184H28V185H27ZM33 184H34V183H33ZM70 184H71V185H70ZM72 184H73V185H72ZM75 184H76V185H75ZM183 184H184V186H186V188H188V189H186L185 187H183ZM189 184H191V182H190ZM193 184H195V183L192 182V185H193ZM74 185H75L76 188L73 189V186H74ZM195 185H196V184H195ZM12 186H10V187H12ZM46 186H47L49 189L51 188L50 190L53 192V194L50 193L51 191H49V193L51 194V196L53 195L52 197H50V195H49V193H48V190H49V189H47V190L45 189V188H47ZM61 186H62V187H61ZM66 186H68V187H66ZM70 186H71L72 188H71ZM79 186H78V187H79ZM64 187H66V188H64ZM96 187H97V186H95V188H96ZM98 187H99V186H98ZM98 187L96 188L97 190L99 189ZM118 187L121 188V189H124V191L121 190V189H117ZM124 187H125V188H124ZM181 187L184 188V189L182 188V189H183V192L180 191V190H181ZM30 188H29L28 191H31ZM79 188H81V187H79ZM85 188H86V187H85ZM85 188H84L83 190H85ZM91 188H92V186H91ZM130 188H131V187H130ZM194 188H197V187L194 186ZM194 188H193V192L191 191L190 193H193V194L195 195L196 192L194 193V191H195ZM13 189H14V188H13ZM20 189L22 190V192L20 191ZM61 189H62V190H61ZM67 189H68V190H67ZM70 189H73V190L71 191ZM88 189L86 188V190H88ZM108 189H109V188H108ZM111 189H112V190H111ZM10 190H11V191H10ZM17 190H18L19 193L17 192ZM34 190H36V191H34ZM63 190H64V192H63ZM79 190H80V189H78V191H79ZM81 190H82V189H81ZM89 190H88V191H89ZM101 190H103V189H101ZM126 190H127V191H126ZM186 190H187V191H186ZM46 191H47V192H46ZM60 191H62V192H60ZM14 192H15V193H14ZM16 192H17V193H16ZM34 192H35V193H34ZM41 192L39 193L40 195H41ZM67 192H68V193H67ZM76 192H77V190H76ZM76 192H75V193H76ZM86 192H87V191H86ZM120 192H121V193H120ZM124 192H125V193H124ZM251 192H252V191H251ZM10 193H13V194H10ZM64 193H65V194L67 193V195H65ZM77 193H78V192H77ZM77 193H76V194H77ZM83 193H84V192H83ZM102 193H103V194H102ZM107 193H109V194H107ZM171 193H172V192H171ZM190 193H189V195H190ZM80 194H81V193H80ZM86 194H87V193H86ZM88 194H89V193H88ZM118 194H119V195H118ZM122 194L125 195V198H121V197H124ZM134 194H135V192H134ZM180 194H181V195H180ZM193 194H191V195L194 197ZM33 195H34L35 197H34ZM45 195H46V197H44ZM48 195H49V199H47V196H48ZM61 195H65V196H67V197H65V196L62 197ZM73 195H75V194H72V195H71V198H73L72 202H71V201H67L66 204H68L69 202H70L71 204L74 203V204L72 205V206L75 207V208H74V211H72V210H73V207H71V208H72V210H71L72 212H71V213L69 212L70 210H67V209H70V207L67 208V206H70V205H71L70 203H69V205H66V206L61 205V206H63L64 208H65V207L67 208V209L65 208V211H64L63 213H65V212H69V213H70V214L66 213V215L64 214V215H62V217H59V218H61V219H60V220H61V224H62V225L64 224V226H65V224H66V226H67V225L69 224L68 222H71V221H70L71 219L73 220V219H75V218L77 219V218L79 217V215H77L78 213H76V212H78V211H80V212H79V214H81L80 217H83L84 215H85V217H86L87 214H88V215L92 214V213L89 211L90 214H89V212H88L87 214H84V215H83L82 213H83V212L85 213V211H84L85 209H84V208H86V207H84L83 205L86 206L87 203H86V204H82L81 208L84 209V210H81L80 207H76V204H77V206L80 204V203H79L80 200L78 201L77 199H78L79 197H81V196H79V194H77V196H79V197H77L76 199H74L76 196L73 197ZM81 195H84V194H81ZM106 195H108L109 197L106 196ZM112 195H113V196H112ZM116 195H118V196H116ZM130 195H131V196H130ZM169 195H170V194H169ZM187 195H188V194H187ZM187 195H186V196H187ZM189 195H188V196H189ZM191 195H190V196H191ZM84 196H85V195H84ZM84 196H83V197H84ZM105 196H106V199H103ZM110 196H111V197H110ZM114 196H115L116 198H115ZM119 196H121V197H119ZM127 196H128V198H129V197H130V198L133 197V202H132V199L130 200V198H129V200H130L131 202H129V200L127 199ZM171 196H172V195H171ZM188 196H187V199H189ZM32 197H34L35 200H34ZM42 197H43V199H42ZM61 197H62V198H61ZM83 197H82V198H83ZM107 197H108V198H107ZM163 197H164V199H163ZM168 197H169V196H168ZM172 197H173V196H172ZM54 198H55V199H54ZM56 198H58V200H57ZM63 198H64V199H63ZM84 198L86 199V197H84ZM100 198H101L102 200H101ZM112 198H115V199H113V201H112ZM117 198H119V199H117ZM165 198H166V199H165ZM184 198H185V197H184ZM31 199H32V200H31ZM44 199H47V200H50V199H51V202H52V203H51V202L49 203L48 201H46V203H48V204L46 205V204H44V202H43V201H45ZM52 199L54 200V204H53ZM93 199H94V200H93ZM124 199H126L127 201L124 200ZM134 199H135V201H136L137 203L134 202ZM169 199H171V198H169ZM187 199H186V200H187ZM41 200H43V201L41 202ZM55 200H56L57 202H56ZM66 200H65V201H66ZM70 200H71V199H70ZM83 200H84V199H83ZM103 200H105V203L108 204L107 206L105 205V203H104ZM114 200H116V202H114ZM117 200H118V201H117ZM121 200H124V201H121ZM180 200H181V201H180ZM190 200H191V199H190ZM196 200H197V199H193V201H192V203H191V206H192V204L194 205V203L197 204L198 201H196ZM75 201H78V202H75ZM91 201H90V203H91ZM99 201H102L103 204H104L105 206H104L101 202H99ZM84 202H85V201H84ZM117 202H120V203L122 202V203L119 205V203L117 204ZM125 202H126L127 204H126ZM171 202H170V203L168 202V203H169V205L167 204L168 208H169V206L171 205ZM41 203H42V204H41ZM78 203H79V204H78ZM88 203H89V202H88ZM129 203H130V204H129ZM185 203L187 204V201H186ZM49 204H50V205H49ZM52 204H53V206H51ZM98 204H96V205H98ZM100 204H99V205H100ZM114 204H116V206H115ZM123 204H122V205H123ZM163 204H164V205H163ZM41 205H42L43 207H46L47 210H48V208H49V211H50V208H51V207L54 208V209L52 208L54 211L56 210V211H55L56 216H55V213H54L53 220H52L51 218H49V217H52V216H53V214H52V216H51V213L54 212V211L51 210L52 212H50V213H49L50 215H48L47 212H49V211L46 212V211L44 210V208L41 207ZM45 205H46V206H45ZM48 205H49V206H48ZM55 205H56V206H55ZM87 205H88V204H87ZM89 205H90V204H89ZM89 205H88V207H89ZM102 205H103V206H102ZM132 205H131V206H132ZM162 205H163V207H162ZM172 205H171V206H172ZM187 205H189V204H187ZM47 206H48V207H47ZM61 206H60V207H61ZM79 206H80V205H79ZM118 206H121V208H117ZM125 206H123V207L125 208ZM167 206H165V207H167ZM191 206H189V207L186 206V208L188 209V211H189V209H190V211H191V208H193V207H191ZM90 207H91V205H90ZM90 207H89V208H90ZM105 207L107 208V210H106ZM132 207H133V206H132ZM174 207H172V208L174 209ZM56 208H57V209H56ZM91 208H92V207H91ZM94 208H95V206H94ZM96 208H97V207H96ZM101 208H100V209H101ZM109 208H110V209H109ZM116 208H117V209H116ZM126 208H125V210H127ZM186 208H184V209H186ZM61 209H62V208H61ZM77 209H79V210L76 211ZM100 209H99V210H100ZM115 209H116V210H115ZM119 209H120V210H119ZM166 209H167V208H166ZM173 209H172V210H173ZM86 210H87V209H86ZM95 210H96V209H94L93 211H95ZM97 210H98V209H97ZM111 210H112V211H111ZM131 210H132V209H131ZM163 210H164V209H163ZM167 210H168V209H167ZM167 210L164 211V213H165L164 215H166V214H167L168 216L171 215V216H169V217L172 218V214H171V213H173V212H175V211L173 210V212H172L171 209H170V210H169V213H168ZM193 210H194V208H193ZM62 211H63V209H62ZM75 211H76V212H75ZM91 211H92V210H91ZM184 211H185V210H183V212H182L183 214H184ZM44 212H46V213H45L46 215L44 214ZM59 212H61V211H59ZM123 212H124V211H123ZM180 212H181V211H180ZM191 212H192V211H191ZM191 212H190V213H191ZM74 213H76V214H74ZM100 213H101V212H100ZM126 213H128V210L126 211ZM136 213H137V212H136ZM136 213H135V214H136ZM147 213H145V214H147ZM61 214H62V213H61ZM61 214H60V216H61ZM71 214H72V215H71ZM73 214L76 216L75 218H72V217L74 216ZM101 214H102V213H101ZM122 214H123V213H121V215H122ZM129 214H132V211H131V213H130V211H129ZM133 214H134V212H133ZM145 214H144V215L142 214V215L144 216V218H141V219H140V220H142V219H143V220L146 219V221H144L143 224L147 223V222L150 221V220H151V222H149V223L151 224L154 220H156V219L159 218V217L157 218V217L155 216L156 218L154 219V218H153L154 216H153V217L151 216L153 219H147L146 216L148 217V215H145ZM173 214H175V213H173ZM183 214H181V215L183 216ZM68 215H70L71 218H70V217H67ZM82 215H83V216H82ZM88 215H87V216H88ZM92 215H93V214H92ZM92 215H90V216H92ZM102 215H103V214H102ZM102 215H101V216H102ZM104 215H105V214H104ZM104 215H103V216H104ZM110 215H109V218L111 217ZM114 215H113V216H114ZM161 215H162V213H161ZM161 215H160V216H161ZM177 215H178V213H177ZM192 215H193V214H192ZM196 215H197V214H196ZM63 216H64V217H63ZM77 216H78V217H77ZM93 216H94V215H93ZM97 216H98V214L96 215V217H97ZM116 216H118V217H116ZM116 216H115L116 219H114L115 217H113L114 222L112 221L113 223H112L111 225L115 224L116 222H119L117 219H119V218L122 217V216H120L119 214L116 215ZM133 216H134V215H133ZM133 216H130V217H132V220H130V219H131V218H130V219H128V222H129V223H130V222H133V223H130V224H131V226L134 227V221H135L137 218L135 219ZM136 216L139 217V215H137V214H136ZM175 216H176V215H175ZM65 217H66V218H69V219H67V221H66ZM88 217H89V216H88ZM88 217H87L86 219H88ZM126 217H128V216H126ZM151 217H150V218H151ZM161 217H162V216H161ZM173 217H174V215H173ZM195 217H196V216H195ZM102 218H104V217H102ZM111 218H112V217H111ZM124 218H125V217H124ZM185 218H186V217H185ZM188 218H189V217H188ZM49 219H50V220H49ZM56 219H57V218H56ZM76 219H75V220H76ZM82 219H83V222H84V219H85V218H82ZM86 219H85V222H86V221H89V220H86ZM92 219H93V218H92ZM106 219H108V218H106ZM125 219H126V218H125ZM125 219H123V220H125ZM134 219H135V220H134ZM168 219H169V218H167V220H168ZM173 219H174V218H173ZM173 219H172V220H173ZM176 219H177V218H176ZM209 219H210V222H211V218H210V217H209ZM60 220H56V221H60ZM79 220H81V219L79 218ZM98 220H99V219H98ZM98 220H97V221H98ZM104 220H105V219H104ZM115 220H117V221H115ZM126 220H127V219H126ZM133 220H134V221H133ZM138 220H139V219H138ZM143 220H142V221H143ZM147 220H148V221H147ZM181 220H182V218H181ZM207 220H208V219H207ZM56 221H55V222H56ZM63 221H64V222H63ZM65 221H66V222H65ZM108 221H110V220L108 219ZM108 221H107V222H108ZM136 221H137V220H136ZM169 221H170V220H169ZM174 221H175V220H174ZM179 221H180V220H179ZM201 221H202V220L199 219V218H194V219H193V217H192V220H191V221L187 220V221H186L187 223H186L185 225H188V226L191 227V229H188V230H192L194 223L197 224V223H200ZM208 221H209V220H208ZM49 222H50V223H49ZM73 222H74V220H73ZM73 222L71 223V225L73 224ZM79 222H80V221H79ZM99 222H100V221H99ZM107 222H106L105 224H103V225H106ZM120 222H121V221H120ZM122 222H123V221H122ZM138 222H140V221H138ZM138 222H136V226H137V223H138ZM163 222L165 223L166 220L163 221ZM163 222H162V223H163ZM167 222H168V221H167ZM44 223H45V224H44ZM57 223H59V222H57ZM67 223H68V224H67ZM75 223H76V221H75ZM75 223H74V224H75ZM80 223H81V222H80ZM91 223H92V222H91ZM103 223H104V222H103ZM108 223H109V222H108ZM110 223H111V222H110ZM110 223H109V224H110ZM123 223L125 224V221H124ZM141 223H142V222H141ZM149 223H148V224H149ZM153 223H154V222H153ZM153 223H152V224H153ZM164 223L161 224V227H162V228H163L162 225H165ZM172 223H175V222H172ZM184 223H185V222H184ZM43 224H44V225H43ZM59 224H60V223H59ZM77 224H78V222L75 224V226H76ZM96 224H97V223H96ZM96 224H94V225H96ZM116 224H117V223H116ZM124 224H123V225H124ZM132 224H133V225H132ZM143 224H142V225H143ZM148 224H147V226H148ZM150 224H149V225H150ZM152 224H151V225H152ZM155 224H156V222H155L152 226H153V227H156V226H154ZM169 224H171V223L169 222ZM196 224H195V226H198V225H196ZM62 225H61V226H62ZM71 225L69 224V226H71ZM81 225H83V224H81ZM81 225H80V227H81ZM85 225H86V223H85ZM97 225H98V224H97ZM178 225H179V224H178ZM185 225H184V226H185ZM5 226H6V227H5ZM38 226H39V227H38ZM56 226H55V227H56ZM58 226H59V225H58ZM73 226H74V225H73ZM99 226H100V224H99ZM129 226H130V225H129ZM143 226H144V225H143ZM152 226H151L150 228H153ZM167 226H168V224H167ZM169 226H170V225H169ZM188 226H187V227L185 226V227L188 228ZM195 226H194V227H195ZM211 226H212V225H211ZM4 227H5V228H4ZM45 227H46V225L44 226V228H45ZM55 227H54V229H55ZM71 227H72V226H71ZM78 227H79V226H78ZM78 227H77V228H78ZM80 227H79V228H80ZM85 227H86V226H85ZM91 227H92V226H91ZM96 227H97V226H96ZM113 227H115V226H113ZM113 227H112V229H110L109 226H108V230H109V229H110V230H115ZM124 227H127V230H128V231H126V230H125L126 232H125L124 230L121 231V232H122V235H123V234H127V232H130V236H131V235H132V232H133V231L131 230L132 227L130 228V227H128V225H125ZM124 227H123V228H124ZM161 227L159 226V228L162 230ZM172 227H173V226H172ZM182 227H183V226H182ZM208 227H210V225H209ZM2 228H3V229H2ZM10 228H12V227H10ZM25 228H24V232H25ZM34 228H33V229H34ZM61 228H62V227H61ZM61 228H60V229H61ZM64 228H65V227H64ZM82 228H83V226H82ZM93 228H94V227H93ZM105 228H106V227H105ZM105 228L103 227V230H105ZM115 228H116V227H115ZM117 228H118V227H117ZM129 228H130V229H129ZM138 228H139V226H138ZM140 228H141V226H140ZM143 228H145V227H143ZM146 228H148V227H146ZM168 228H169V227H168ZM252 228H254V226H253ZM257 228H258V227H257ZM29 229H30V228H29ZM31 229H32V228H31ZM48 229H49V228L46 229V232H48V231H47ZM50 229H52V228H50ZM60 229H59V230H60ZM67 229H68V228H67ZM80 229H81V228H80ZM80 229H79L78 231H80ZM125 229H126V228H125ZM153 229H154V228H153ZM160 229H159V231H160ZM177 229H178V226H177ZM177 229H176V230H173V231H174V234H175V232L177 233ZM184 229H185V228H184ZM203 229H204V228H203ZM209 229H210V228H207V230H209ZM21 230H22V229H21ZM21 230H20V231H21ZM44 230H45V229H44ZM44 230L42 229L43 232H44ZM56 230H57V229H56ZM129 230H131V231H129ZM149 230H150V229H149ZM156 230H157V231H156ZM166 230H167V233H165V234H167V235H164V237H165V236L167 237L168 234L170 235V234H171L170 232H172V231L168 232V229H167V228H166ZM188 230H187V231H188ZM205 230H206V228H205ZM253 230H254V229H253ZM257 230H260V229H257ZM9 231H10V230H9ZM14 231H15V230H14ZM34 231H35V230H34ZM34 231H33V232H34ZM66 231H67V230H65V232H66ZM69 231H70V229L68 230V233H67L68 235H66V236H68V239L66 238V239H67L66 242H69V238H70V239H73L72 237L75 238V236H73V235H75V234H73L72 237H69V236H71V235L69 234ZM73 231H74V230H73ZM78 231H77V232H78ZM136 231H137V230H136ZM136 231H135V232H136ZM142 231H144V230H142ZM178 231H179V230H178ZM187 231H186V229H185V232H187ZM255 231H256V230H255ZM261 231H263V230H261ZM26 232H27V230H26ZM26 232H25V233H26ZM46 232H45V233H46ZM49 232H50V231H49ZM49 232H48V233H49ZM63 232H64V231H63ZM75 232H76V231H75ZM82 232H83V230H82ZM89 232H90V231H89ZM89 232H88V233H89ZM97 232H98V230H97ZM118 232H119V231H118ZM139 232H140V229H139ZM155 232L158 233V229H157V227H156V229H155ZM163 232H164V231H163ZM179 232H182V231L180 230ZM192 232H194V230H193ZM245 232H246V231H245ZM258 232H259V231H258ZM19 233H20V232H19ZM19 233H18V235H17L16 232L13 233V231H12V232H11V235H7V234H9V233L6 234V236H7L8 239H9V238H12V236L15 234V239L12 238L13 241L10 239V240H9L10 243H11V242H15V243L19 242L18 240H16V237L20 236ZM21 233H23V232H21ZM21 233H20V234H21ZM25 233H23V234H25ZM39 233L42 234L41 232H39ZM55 233H56V232H55ZM61 233H62V232H61ZM70 233H71V231H70ZM73 233H74V232H73ZM86 233H87V232H86ZM142 233H143V232H142ZM189 233H190V232H189ZM253 233H254V232H253ZM253 233H252V234H253ZM255 233H257V232H255ZM12 234H13V235H12ZM23 234H22V236H23ZM27 234H29V233H27ZM27 234H26V235H27ZM30 234H32V232H30ZM30 234H29V235H30ZM34 234H35V233H34ZM37 234H38V232H37ZM40 234H39V235H40ZM91 234H92V233H91ZM117 234H118V235H117ZM117 234H116V235H117L116 238L118 239L119 233H117ZM149 234H150V233H149ZM180 234H181V233H180ZM180 234H178V235H180ZM190 234H191V233H190ZM236 234H237V233H236ZM236 234H235V235H236ZM239 234H240V232H239ZM248 234H249V233H248ZM252 234H251V235H252ZM39 235H38V236L35 235V237H37V238L34 237V239H35L36 241H38V237H39ZM42 235H44V234H42ZM48 235H49V234H48ZM48 235H47V233H46V238H50V237H47ZM53 235H54V234H53ZM58 235H59V234H58ZM63 235H64V234H63ZM77 235H78V234H77ZM122 235H121V237L128 238L127 236L125 237V236H122ZM127 235L129 236V234H127ZM135 235H138L137 232H136ZM142 235L145 236V233H143ZM151 235L153 236V234H151ZM158 235L161 236L160 234H158ZM176 235H177V234H175V235H173V236H176ZM178 235H177V236H178ZM183 235L185 236V235H187V233H184V231H183L182 236H183ZM188 235H189V234H188ZM8 236H9V237H8ZM10 236H11V237H10ZM31 236L33 237V235H31ZM49 236H50V235H49ZM64 236H65V235H64ZM139 236H140V235H138V237H137V236H136V237H137L138 240H141V239H139ZM147 236H148V234H147ZM147 236H145L146 239H145V237H144V240H142L143 243L146 244V245L148 244V241H146V242H147V243H146L145 240H147L148 238H150L149 236H148V237H147ZM155 236H157V235H155ZM159 236H158V237H159ZM193 236H194V235H193ZM236 236L238 237V235H236ZM240 236H242V234H241ZM240 236H239V237H240ZM248 236H249V235H248ZM40 237L43 238L44 236H41V235H40ZM51 237H54V236L51 235ZM62 237H63V236H61V238H62ZM97 237H98V236H97ZM164 237H163V238H164ZM166 237H165V240H166ZM178 237H179V236H178ZM178 237H177V238H178ZM186 237H187V236H186ZM194 237H195V236H194ZM20 238H21L20 243H21V241L23 242V240H27V237H26V239H24V237H23V238L20 237ZM29 238H30V240H29ZM44 238H45V237H44ZM55 238H56V237H55ZM79 238H80V237H79ZM130 238H131V237H130ZM130 238H129V239H130ZM132 238H133L132 241H134V244H133V242H132V244L135 245V243H136L137 241L135 242V240H134V235H132ZM159 238L162 239V237H159ZM180 238H181V237H180ZM180 238H179V239H180ZM240 238H241V237H240ZM249 238H251V237H249ZM252 238H253V235H252ZM4 239H5V235H4ZM17 239H18V238H17ZM22 239H23V240H22ZM32 239H33V238H32ZM58 239H60V237H58ZM58 239H57V240H58ZM66 239L63 238V241H62V242L66 243V242L64 241V240H66ZM114 239H115V238L112 239V240H113V243H114ZM119 239H122V241H123V238H120V237H119ZM119 239H118L117 242H118L119 244H121V245H122V243H123L124 241H127V240H128V239H127V240L125 239L123 242H119V241H120ZM150 239H151V238H150ZM154 239H155V238H154ZM157 239H158V238H157ZM157 239L154 240V242H152L153 244H152L151 241H150V245H147V247H146V249H148L149 246H151V245L153 246V245H154V247L151 246V248H149L150 250L148 249V251H151V249H152V250H153V251H151L152 253H147V252H146L147 250H145V249H144V251H145L144 254H143V253H140L139 251H141V250H140V248H137L138 246L135 247V250L137 249V251H134V250L132 251V250H131V251H132L131 253L134 255V252H135V253H136V254H135L136 257L139 256L137 260H139V261L141 260L142 262H145V261H146L145 264H148V263H147V260H148V259L145 260V261H144L143 259H145L144 257H145V256L147 257V255H151V254H152V256H153V254H154V261H156V260H155V256H156V254H157V250L159 249V248H158V247H159V246H158V243H159V241H160L159 239H158V240H157ZM171 239H172V238H171ZM171 239H170V240H171ZM182 239H183V238H182ZM233 239H235V238H233ZM238 239H239V238H238ZM0 240H2V239L0 238ZM15 240H16V241H15ZM39 240H40V238H39ZM41 240H42V239H41ZM47 240H48V239H46V242H47ZM112 240H109V241L112 243ZM152 240H153V238H152ZM162 240H163V239H162ZM170 240H168V241H170ZM172 240H173V239H172ZM172 240H171V242H172ZM184 240H185V238H184ZM186 240L188 241V243H187V244H186V243H183V246H180V245H182L181 243L178 244L177 241L175 242V244L177 243V245H178V247L176 246V248H177V250H176V254H177V253H180V255H181V254L183 255V253L186 252V251H184V248L188 247L189 249L187 248V250H188L189 252L187 251L186 253H187V254L189 253V255H190V253L194 250V247L196 248V244H197V243L194 244L195 246H193L192 239H191V240H190V239L188 240V237H187ZM186 240H185V241H186ZM229 240H230V238H229ZM229 240H228V241H229ZM235 240H236V239H235ZM246 240H247V239H246ZM252 240H253V239H252ZM4 241H5V240H2L1 242L4 243ZM6 241H7V239H6ZM28 241H31V237H28ZM28 241H27V242H28ZM50 241H53V240H50ZM50 241H48V242H50ZM70 241H71V240H70ZM104 241H105V240H104ZM109 241H105V242H109ZM180 241L183 242V240H181V239H180ZM180 241H179V242H180ZM193 241H194V240H193ZM228 241H227V242H228ZM263 241H264V240H263ZM117 242H116V240H115V244H117ZM129 242H130V241H129ZM157 242H158V243H157ZM166 242H167V241H166ZM199 242H200V240H199ZM227 242H226V243H227ZM231 242H233V241H231ZM5 243H6V242H5ZM10 243H9V244H10ZM28 243L30 244V242H28ZM38 243H41V242L38 241ZM38 243H37V245L41 246V245L38 244ZM42 243H43V242H42ZM42 243H41V244H42ZM52 243H53V242H52ZM54 243H55V242H54ZM64 243H63V244H64ZM113 243H112V244H113ZM162 243H163V242H162ZM167 243H168V242H167ZM167 243H166V244H167ZM189 243H190V246H191V247L189 246ZM194 243H195V242H194ZM259 243H260V242H259ZM261 243H262V242H261ZM7 244H8V243H7ZM25 244H26V243H25ZM58 244H59V242H57V246H58ZM63 244H62V245H63ZM112 244H110V245H112ZM127 244H128V243H127ZM129 244H130V243H129ZM132 244H130V246L126 245V246H125L126 248L121 246V247L123 248V250H124V248H125L124 251L121 249V251L124 252V253H123V258L121 257L122 255L119 254V256L121 255V256H120L121 258L118 257V259H117L116 261L119 260L118 262L121 263L120 259H122V261H123L122 263H123V264H124V261L126 262V264H127V262H128V264H131V263L133 262V260L135 259L134 256L132 255V257H133V259H132V257L130 256L131 253H130V254L126 253V252H128V250H127V246H128V247H131ZM138 244H139V241H138ZM140 244H141V243H140ZM140 244H139V246H140ZM144 244H143V245H144ZM169 244H170V242H169ZM169 244H168V246H169ZM175 244H174V245H175ZM236 244H237V243H236ZM263 244H264V243H263ZM33 245H34V244H33ZM55 245H56V244H55ZM64 245H65V244H64ZM66 245H68V243H66ZM123 245H124V244H123ZM141 245H142V244H141ZM174 245H173V246H174ZM202 245H203V244H202ZM27 246H28V245H27ZM44 246H45V245H44ZM49 246H50V245H49ZM53 246H54V245H53ZM53 246H52V247H53ZM57 246H56V247H57ZM115 246L118 247V245H115ZM119 246H120V245H119ZM155 246H158V247H157L158 249H155ZM168 246H167V247H168ZM184 246H185V247H184ZM197 246H198V245H197ZM227 246H228V245H227ZM229 246H230V245H229ZM231 246H232V245H231ZM231 246L229 247L228 250L225 249L226 251H224L223 253H221V256H220V257L218 256V258H212V259H210L208 255H206V252H207V248H206V252H204V253H205L206 256H208V258L206 257L205 261H203L204 264H258V262H257L258 260H257V258H256V257H258V256H257V253H259V252L261 253L262 250L259 251V252L256 251V255H255V254H253V253H254V252H253L254 250H253V251H251V250H249V249H248V250H243V249L236 248V247H231ZM1 247H2V246H1ZM36 247H37V246H36ZM52 247H50V248H52ZM56 247H55V248H56ZM98 247H99V246H98ZM98 247H97V248H98ZM103 247H104V246H103ZM117 247H115V248H117ZM121 247H120V248H121ZM169 247H170V246H169ZM174 247H175V246H174ZM179 247L181 248V252H182V253L179 252V250H180ZM257 247H258V246H257ZM62 248H63V246H62ZM64 248H65V246H64ZM100 248H101V246H100ZM153 248H154V249H153ZM170 248H171V250L173 249L172 245H171ZM170 248H168V249H170ZM176 248H175V249H176ZM198 248H201V247H198ZM230 248H232V249H230ZM248 248H249V247H248ZM252 248H253V247H252ZM259 248H260V247H259ZM1 249H2V248H1ZM44 249H45V247H44ZM101 249H102V250H105L104 248H101ZM111 249H112V248H111ZM117 249H118V248H117ZM138 249H139V250H138ZM141 249H143V248H141ZM163 249H164V252H165V251H166V252H169V250H168L167 248H166V249L163 248ZM175 249H173V250L175 251ZM190 249H193V250H190ZM202 249H203V248H202ZM204 249H205V247H204ZM129 250H130V249H129ZM155 250H156V251H155ZM185 250H186V249H185ZM208 250H209V249H208ZM52 251H53V250H52ZM72 251H73V250H72ZM74 251H75V250H74ZM81 251H82V250H81ZM83 251H84L83 253H85V255H83V256H82V255H79V256H82V259L79 257V258L81 259V261L79 260V262H77V263H80V262H82V260H84V261H83L82 263H80V264H90V263H91V259H90V258H92V256H90V258H89L90 252L88 251V252H89V253H88L89 255H87V253H86V252H87V247H85V248L83 249ZM95 251H97V250H95ZM114 251H116V250H114ZM119 251H120V249H119ZM121 251H120V252H121ZM154 251H155L156 253H154ZM161 251H162V250H161ZM161 251L159 252V256H160V257H162V255H163V253H164V252H161ZM174 251H173V253H174ZM190 251H191V252H190ZM197 251H198V250H197ZM210 251H211V250H210ZM0 252H1V251H0ZM36 252H37V251H36ZM45 252H46V250H45ZM50 252H51V251H50ZM60 252H61V251H60ZM79 252H80V251H79ZM97 252H99V251H97ZM100 252H101V251H100ZM100 252H99V253H100ZM106 252H107V251H106ZM110 252H112V251H110ZM110 252H109V253H110ZM116 252H118V251H116ZM116 252H115V254L117 255ZM120 252H118V253H120ZM137 252H139L140 254H142V256H141L142 259H140V254L137 255ZM170 252H171V251H170ZM211 252H212V251H211ZM34 253H35V252H34ZM34 253H33V255H34V257H35V254H34ZM63 253H64V252H63ZM91 253H92V252H91ZM102 253H103V251L101 252V255H102ZM146 253H147V254H146ZM161 253H162V254H161ZM173 253H172L171 256L168 255L169 258H168V257H165V256H164L163 258H168L169 260H170L171 258H172V259L174 258V260H176L177 258L173 257V255H174ZM193 253H194V254H193ZM193 253H192L193 255H196V254H197V252H195V251H193ZM260 253H259V254H260ZM0 254H1V253H0ZM39 254H40V253H39ZM39 254H37L38 257L41 256V255H39ZM64 254H65V257H66V251H65ZM67 254H68V253H67ZM74 254H76V252H75ZM93 254H94V253H92L91 255H93ZM112 254H114V252H112ZM112 254H110V255H112ZM124 254H125V255H124ZM167 254H169V253H167ZM167 254H166V256H167ZM187 254H184L187 258H185V257H183V258L188 259L190 256H193V255H190V256L188 257ZM199 254H200V253H199ZM208 254H209V253H208ZM33 255H32V256H33ZM53 255H54V254H53ZM60 255H61V254H60ZM86 255H87V257H86ZM104 255H105V254H104ZM107 255H108V256H107L108 258H106V255H105V257H104V258H101V260H100V257H101V256H100V257H99V260H100V261H98V262H96V263H94L93 261H92V262H93L94 264H101V263H99V262L106 260V264H110L111 262H110L108 259H110L112 256H110V258H109V254H107ZM116 255H115V256H116ZM157 255H158V254H157ZM164 255H165V254H164ZM212 255H214V254L212 253ZM217 255H218V254H217ZM42 256H43V255H42ZM46 256H47V253H46ZM46 256H45V257H46ZM55 256H56V255H55ZM58 256H59V254L57 255V259H59ZM71 256H72V257L74 256V255H73V252H72V255H71ZM71 256H70V257H71ZM84 256H85L86 259H84ZM117 256H118V255H117ZM129 256L131 257L132 260H130V257H129ZM152 256H149V257H148L149 260L151 259L150 257H152ZM178 256H179V254H178ZM178 256H176V257H178ZM203 256H204V255H203ZM3 257H4V256H3ZM25 257H27V256H24V258H23V256H21V258H23L24 260H27V262H28V259H26ZM94 257H95V259H96L97 256H94ZM199 257L201 258V256L198 255V258H199ZM212 257H213V256H212ZM18 258L20 259V257H18ZM27 258H29V257H27ZM40 258H41V257H40ZM62 258H64V256H63ZM87 258H89V259H88L89 261L87 260ZM105 258H106V259H105ZM163 258H162V260H163ZM202 258H204V257H202ZM3 259H4V258H2V261H3ZM12 259H13V258H12ZM33 259H34V258H33ZM45 259H46V258H45ZM53 259H54V258H53ZM53 259H52V260H53ZM70 259H71V258H70ZM103 259H104V260H103ZM111 259H112V258H111ZM111 259H110V260H111ZM115 259H116V257H115ZM159 259H160V258H158V260H159ZM168 259H165V260H168ZM178 259H179V258H178ZM181 259H182V258L180 257V261L182 262ZM246 259H247V262L245 261ZM4 260H8V259H4ZM24 260H23V264H24ZM40 260H41V259H39V261H40ZM54 260H55V259H54ZM60 260H61V258H60ZM65 260H66V259H65ZM77 260H78V259H75V261H77ZM97 260H98V259H96V260H94V261H97ZM158 260H157L156 262H158ZM169 260H168V261H169ZM190 260H193V259H191V257H190V258H189V261H190ZM196 260H197V259H196ZM2 261H1V262H2ZM8 261H9V260H8ZM20 261H21V260H20ZM42 261H44V260H42ZM47 261H48V259H47ZM50 261H51V260H50ZM50 261H49V262H50ZM71 261H72V260H71ZM71 261H70V262H71ZM85 261H87L88 263H87V262L85 263ZM107 261H108V262H107ZM111 261H112V260H111ZM129 261H131V262H129ZM139 261H138V262H139ZM141 261H140L139 264H143ZM152 261H153V260H151L150 262H152ZM160 261H161V259H160ZM183 261H184V260H183ZM197 261H198V260H197ZM201 261H202V260H201ZM201 261H200V259H199L198 262L200 263ZM3 262H4V261H3ZM29 262H30V261H29ZM57 262H58V261H57ZM57 262H56V264H57ZM63 262H65V261L62 260V263H63ZM113 262H114L115 264L118 263V262L112 261V263H113ZM166 262H167V261H165V262H163V263L165 264ZM171 262L173 263V260H172ZM171 262H170V264H172ZM185 262H186V260H185ZM191 262H192V261H191ZM193 262H194V260H193ZM198 262H197V263H198ZM5 263H7V262H5ZM5 263H4V264H5ZM30 263H31V262H30ZM38 263H39V262H38ZM43 263H44V262H43ZM62 263L60 262V264H62ZM65 263H66V262H65ZM67 263H68V262H67ZM93 263H91V264H93ZM102 263H103V262H102ZM114 263H113V264H114ZM154 263H155V262H153V264H154ZM158 263H159V262H158ZM158 263H157V264H158ZM195 263H196V262H195ZM201 263H202V262H201ZM35 264H36V263H35ZM39 264H41V263H39ZM44 264H46V263H44ZM53 264H54V261H53ZM70 264H71V263H70ZM133 264H135V262H133ZM167 264H168V263H167ZM185 264H186V263H185ZM187 264H188V262H187ZM189 264H190V263H189ZM193 264H194V263H193Z\"/></svg>", "mask_w": 264, "mask_h": 264}]
</instances>
